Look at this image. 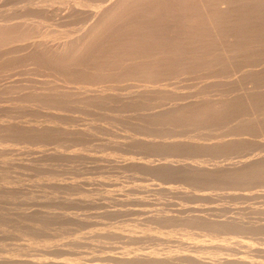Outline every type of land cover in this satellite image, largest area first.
<instances>
[{
	"label": "rangeland",
	"instance_id": "rangeland-1",
	"mask_svg": "<svg viewBox=\"0 0 264 264\" xmlns=\"http://www.w3.org/2000/svg\"><path fill=\"white\" fill-rule=\"evenodd\" d=\"M102 1V2H101ZM112 1V2H111ZM0 0V21L3 20L0 23L1 26V35H0V39L3 37H1L2 35H6V37H4V40H0L1 41V47H0V207H2V209L0 208V256L2 258V256L4 257V259L0 258V264H28V262L25 263L24 260L31 262L30 264H197L199 262V264H209L208 262H215L218 259H222L224 258V260L226 261H220L222 264H228L227 262H229V264H240L242 260V264H245L244 261L248 262L250 260L251 263L255 262H261V263H257V264H262L264 262V257H261L262 253H264V215H261L262 213H264V161H262L261 166L260 163V157H262V160H264V122H262V120H264V0H135V4H134V0H125L122 3H120L119 5L116 6L115 9H113L114 11L112 12L113 15L111 13H106L105 17L107 16L109 17L108 14L112 15V18H108V20L103 19L102 20V25H104L103 29L101 28L102 25H99V21H101V19L99 18L96 19V16H98L100 13V10L98 9L99 7L103 8L104 10L107 7H110L112 5V3L115 2V0ZM141 1V2H140ZM154 1V2H153ZM187 1V2H186ZM221 3H218V2ZM255 1V2H254ZM40 2V3H38ZM91 2V4H90ZM107 2V3H106ZM108 2L110 5H108ZM129 2H132L133 5L130 3V5L128 4ZM139 2V3H138ZM151 2V3H150ZM175 2V3H174ZM178 2V3H177ZM184 2V3H182ZM208 2V3H207ZM211 2V3H210ZM217 2V3H216ZM224 2V3H223ZM81 3V4H80ZM89 3V4H88ZM93 3V4H92ZM102 3V4H101ZM165 3V4H164ZM202 3V5H201ZM207 3V4H206ZM236 3V4H235ZM72 4H75L72 5ZM107 4L106 8L105 5ZM143 4V5H142ZM212 4V5H211ZM219 4V5H218ZM244 4V5H243ZM20 5V6H19ZM23 5V6H22ZM35 5V6H34ZM78 5V7H77ZM85 5V6H84ZM102 5V6H101ZM125 5V6H124ZM127 5V6H126ZM179 5V6H178ZM205 5V6H204ZM210 5V6H209ZM224 5V6H223ZM19 6V7H18ZM28 8L26 9L25 7ZM41 8H40V7ZM87 6V7H86ZM130 6V7H128ZM132 6V7H131ZM220 6V7H219ZM18 7V8H17ZM41 9H39V8ZM43 7V9H42ZM94 10H92V14L91 17L89 16V14H91V11L89 13V10H91L92 8ZM95 7V8H94ZM135 7V8H134ZM140 7V8H139ZM183 7V9H182ZM188 7V8H187ZM213 9H212V8ZM20 8V9H19ZM38 11H37V9ZM75 8V10L73 9ZM88 8V9H86ZM97 8V9H96ZM101 8V10H102ZM163 8V9H161ZM179 8V9H177ZM205 10H204V9ZM222 10H221V9ZM224 8V9H223ZM24 9V10H23ZM68 9V10H67ZM72 9V10H71ZM79 9V10H78ZM124 9V11H123ZM126 9V10H125ZM144 11H143V10ZM177 9V10H176ZM181 9V10H180ZM199 9V10H198ZM16 12H14V11ZM17 10V11H16ZM44 10V11H43ZM74 10V11H73ZM83 10V11H82ZM88 10V11H87ZM99 10V13L97 11ZM122 10V12H121ZM149 10V11H148ZM168 10V12H167ZM172 10V11H171ZM203 10V11H202ZM208 10V11H207ZM220 10V11H219ZM43 11V12H41ZM76 11V12H75ZM81 11V12H80ZM87 11V13L85 14L84 12ZM215 11V12H214ZM8 12V13H7ZM18 12V13H17ZM25 12V13H24ZM27 12V13H26ZM31 15H30V13ZM46 12V13H45ZM66 12V13H65ZM95 12H97L95 14ZM193 12V13H192ZM14 13V14H13ZM22 13V14H21ZM83 13V14H82ZM89 13V14H88ZM122 13V14H120ZM186 15H185V14ZM188 13V14H187ZM204 13V14H203ZM20 14V15H19ZM38 14V15H36ZM48 14V15H47ZM55 14H60V15H64L63 16H59V15H55ZM88 14V15H87ZM190 14V15H189ZM203 14V15H202ZM10 17H8V16ZM18 15V16H17ZM47 15V16H46ZM71 15V16H69ZM84 15V16H83ZM117 15V16H116ZM120 15V16H118ZM176 17H175V16ZM206 15V18H205ZM211 15V16H210ZM213 15V16H212ZM6 17V19L4 17ZM12 16L14 18V16H16V19L14 18V20L16 21L15 23H13L14 21H12ZM23 16V18H21ZM36 16L35 19H32ZM57 16V17H56ZM88 16V17H87ZM114 16V19H113ZM160 16V17H159ZM170 16V17H169ZM173 16V17H172ZM221 16V17H220ZM28 17V18H27ZM30 17V18H29ZM50 17V18H49ZM72 17V18H71ZM84 17H87L86 19ZM94 17V18H93ZM130 17V18H129ZM137 17V18H136ZM141 17V18H140ZM164 17V18H163ZM185 17V18H184ZM189 17V20H188ZM193 17V18H191ZM197 17V19H196ZM10 18V19H8ZM44 18V20H43ZM54 20H53V19ZM58 18V19H57ZM60 18V19H59ZM62 18V19H61ZM70 18V21H69ZM95 19L94 21H91V19ZM103 18V17H102ZM133 18V20H132ZM148 18V19H147ZM209 18V19H208ZM22 20V22L17 20ZM39 19V20H38ZM42 19V21H41ZM47 19V20H46ZM56 19V21H55ZM65 19V20H64ZM85 19V21H84ZM88 19V20H87ZM92 19V20H93ZM138 19V20H137ZM168 19V20H167ZM194 19V20H193ZM24 20V21H23ZM34 20V21H33ZM58 20V21H57ZM64 20L66 22L63 23ZM98 22H97V21ZM107 21V25H106V21ZM117 20V21H116ZM150 20V21H149ZM205 20V22H204ZM9 21H12L11 24H15V25H8ZM18 21V23H17ZM40 21V22H39ZM55 21V22H54ZM105 21V23H104ZM174 21V22H173ZM199 21V22H198ZM35 22V23H33ZM47 22V24H49L50 22L55 25L56 22L59 23V25H64L63 28L60 26L59 28L57 26L55 27V25L53 26V24H49L51 29H53L51 26L55 27V29L57 28L56 32L52 31L53 35L52 36L50 31L47 30L48 26L47 25L45 27V24H43ZM70 24H69V23ZM91 22V23H90ZM94 22V23H93ZM99 25L98 28H100L99 30H101L99 32V30L95 29L97 24ZM113 22H115L113 24ZM165 22V23H164ZM168 22V23H167ZM198 22V23H197ZM223 22V23H222ZM241 22V23H240ZM247 22V23H246ZM5 23V24H4ZM18 25H17V24ZM21 23L24 24L21 25ZM35 24V26L37 28H40L39 26H43L44 28H46V30L44 28L38 29L36 30L33 26V24ZM39 23V25H37ZM41 23V25H40ZM100 23V24H101ZM104 23V24H103ZM109 23V24H108ZM118 23V24H117ZM187 23V24H186ZM193 23V24H192ZM213 23V24H212ZM20 24V27H19ZM29 25L28 27L26 25ZM83 24V25H82ZM84 24L89 27H86L87 29L84 27ZM122 24V25H121ZM156 24V25H155ZM191 26H188V25ZM197 24V25H196ZM207 24V25H205ZM213 26H212V25ZM5 25V26H4ZM17 25V26H16ZM69 27H68V26ZM72 25V26H70ZM106 25V26H105ZM112 25V26H109ZM116 25V26H115ZM126 28H125V26ZM131 25V26H130ZM187 25V26H186ZM196 25V26H195ZM220 25V26H219ZM235 25V26H234ZM9 27L8 29H6V27ZM15 26V27H14ZM22 26V27H21ZM33 26V27H31ZM82 26V28H81ZM95 26V27H92ZM114 26V27H113ZM134 26V27H133ZM163 26V27H162ZM186 26V27H185ZM26 27V28H24ZM67 27L71 30H68ZM92 27L94 30L89 28ZM124 27V28H123ZM129 27V28H128ZM173 27V28H172ZM175 27V28H174ZM213 27V28H212ZM216 27V28H215ZM221 27V28H220ZM3 28L5 29V31L7 30L8 32H5L3 30ZM21 28V29H20ZM34 28V29H33ZM60 28L63 29V32L60 31ZM66 28V29H65ZM85 28V29H84ZM108 28V29H107ZM153 28V29H152ZM168 28V29H167ZM189 28V29H188ZM198 28V29H197ZM201 28V29H200ZM215 28V29H214ZM244 28V29H243ZM29 31H28V30ZM59 29V30H58ZM82 29V30H81ZM84 29V30H83ZM107 29V30H106ZM111 29V30H110ZM133 29V31L131 30ZM172 29V30H171ZM183 29V30H182ZM187 29L189 31V33L187 32ZM34 30V31H33ZM36 30V32H35ZM81 30V33H80ZM93 32H92V31ZM95 30H97V34L95 33ZM146 32H145V31ZM199 30V31H198ZM12 31V32H11ZM19 31V32H18ZM33 35H31V32ZM41 31V32H40ZM43 31V33H42ZM59 31V34H57ZM85 31L84 36H86V34H88L89 32L92 34V36L90 35L91 38L93 39H88L89 36L85 37L83 36V32ZM118 31V32H117ZM180 31V32H179ZM222 33H221V32ZM246 31V32H245ZM28 32L30 34H28ZM40 34H39V33ZM47 33V36H49V34L54 38L52 39V37L50 39H46L45 37V33ZM61 32V33H60ZM66 32V33H65ZM73 34H72V33ZM137 32V33H136ZM163 32V33H162ZM177 32V33H176ZM187 32V35H185ZM206 32V33H205ZM244 32V33H243ZM5 33V34H4ZM8 33V34H7ZM11 33V34H10ZM17 33V34H16ZM23 33V34H22ZM36 33V35H34ZM37 33L39 35H37ZM41 33L44 35L43 39L41 37ZM71 33V34H69ZM89 33V34H90ZM142 33V34H141ZM146 33V34H145ZM149 33V34H148ZM20 34V35H19ZM26 34H28V36H26ZM56 34L58 36V40L56 39ZM61 34V39H59V35ZM62 34H65V37H62ZM88 34V35H89ZM96 34V35H94ZM158 34L160 35V37L158 36ZM171 34V35H170ZM201 34V35H200ZM208 36H207V35ZM216 34V35H215ZM229 34V35H228ZM30 35V36H29ZM67 35V36H66ZM72 35V36H71ZM147 35V37H146ZM156 35V36H155ZM196 35V36H195ZM17 36V37H16ZM26 36V37H24ZM39 36V37H38ZM64 36V35H63ZM81 36V37H78ZM82 36L83 39L85 40L82 41ZM145 36V37H144ZM182 36V38H181ZM185 36V37H184ZM187 36V37H186ZM192 38H191V37ZM195 36V37H194ZM222 36V37H221ZM10 37V38H9ZM21 37V38H20ZM30 37V38H29ZM32 37V38H31ZM41 37V38H40ZM50 37V36H49ZM47 37V38H49ZM76 42H73V38ZM81 38V41L84 42L85 44L83 45L81 41H79ZM96 37V38H95ZM125 37V38H124ZM141 37V38H140ZM144 37V38H143ZM189 37V38H188ZM226 37V38H225ZM7 38V39H6ZM18 38V39H17ZM20 38V39H19ZM34 38V39H33ZM36 38V40H35ZM63 38V40H62ZM66 40H65V39ZM72 38V39H71ZM102 38V39H101ZM139 38V39H138ZM27 41H26V40ZM31 39V40H29ZM40 39V40H39ZM97 39V40H96ZM151 39V40H150ZM177 39V40H176ZM183 39V40H182ZM187 42L185 43L186 40ZM211 39V41H210ZM223 39V40H222ZM43 40V41H41ZM70 42H69V41ZM95 42H94V41ZM101 40V41H100ZM150 40V41H149ZM166 40V41H165ZM194 40V41H193ZM23 41V43H22ZM34 41V42H33ZM41 41V42H40ZM47 41V43H46ZM52 43H51V42ZM56 42V44L54 42ZM62 41H66V43L62 42ZM88 41V42H87ZM91 41L93 42V45L91 44ZM121 41V42H120ZM141 41V42H140ZM144 41V42H142ZM147 41V42H146ZM154 41V42H151ZM164 41V42H163ZM193 42L192 43L190 42ZM215 41V42H214ZM218 41V42H217ZM31 42V43H30ZM45 42V43H44ZM49 42V43H48ZM78 42V43H77ZM90 42V43H89ZM119 42V43H118ZM134 42V43H133ZM227 42V43H226ZM4 43V44H3ZM31 44L29 46V44ZM33 43V44H32ZM44 43V44H43ZM82 46H81V44ZM89 45H88V44ZM137 43V44H136ZM139 43V44H138ZM142 43V44H141ZM150 43V44H148ZM154 43V44H153ZM158 43V44H157ZM163 43V44H162ZM177 43V44H176ZM180 43V44H179ZM191 43V44H190ZM21 47H20V45ZM25 44V45H24ZM42 44V45H41ZM49 46H48V45ZM69 46H66L68 45ZM71 44H75V45H71ZM84 48V50L82 49L81 52V47L79 45ZM145 44V46H143ZM156 44L158 46H156ZM163 46H162V45ZM176 44V47H175ZM187 46H186V45ZM35 45V46H34ZM37 45L40 47L39 49L37 48ZM47 45V46H45ZM56 45V46H55ZM138 47H137V46ZM150 45H152L150 47ZM161 45V46H159ZM168 45V46H167ZM172 45V46H171ZM180 45V46H179ZM184 45V46H183ZM190 45V46H189ZM18 46V48H17ZM32 46V47H31ZM65 46V47H64ZM78 46V47H77ZM107 46V47H106ZM134 46V47H133ZM141 46V47H140ZM151 48V49H155V53L153 52L154 50L151 49H143L145 48ZM31 47V50L29 49ZM68 47V48H66ZM71 47V48H70ZM77 47V48H76ZM101 47V48H100ZM120 47V48H119ZM143 47V48H142ZM157 47V48H155ZM159 47V49H158ZM168 47V48H167ZM187 47V48H186ZM232 47V48H231ZM15 48V49H14ZM33 48V49H32ZM36 48V49H35ZM42 48L44 50H42ZM49 48V49H47ZM74 48V49H73ZM77 49V53L79 52V54L76 53V51H71V50H76ZM80 48V50H79ZM91 48V50H90ZM94 48V49H93ZM114 48V49H113ZM130 48V49H129ZM136 48V49H134ZM139 48V49H138ZM166 49V50H173L172 52H168V56L165 51H162V49ZM176 48V50L174 49ZM178 48V50H177ZM181 48V49H180ZM186 48V49H185ZM18 49V50H17ZM35 49V50H34ZM52 49H55V51L53 50V52L51 51ZM57 49V50H56ZM87 51H86V50ZM111 49V50H110ZM139 51H138V50ZM142 49V50H141ZM158 49L159 51L156 52ZM192 49V50H191ZM5 50V51H4ZM42 51L41 53L38 52ZM119 50V51H118ZM133 50V51H132ZM135 50V51H134ZM148 52H147V51ZM188 52H185L187 51ZM30 51V52H29ZM43 51H47L45 53H43ZM142 51V52H141ZM183 51V53H182ZM192 51V52H190ZM38 52V53H37ZM50 54H49V53ZM52 52V53H51ZM58 52V53H56ZM74 53V56H77L74 58V56H72V53ZM135 52V53H134ZM144 52V53H143ZM153 52V53H152ZM166 53V54H162V53ZM175 52V54H174ZM180 52V53H179ZM190 52V53H189ZM31 53V54H29ZM56 53V54H55ZM70 53V54H69ZM134 53V54H132ZM139 53V54H138ZM149 55H148V54ZM162 54V57L160 54ZM171 53V54H170ZM186 53L187 57H186ZM189 53V54H188ZM194 56H192V54ZM212 53V55H211ZM36 54V55H35ZM40 54V55H39ZM42 54V56H41ZM45 54V56H44ZM47 54V55H46ZM57 55V56H53V55ZM61 54V55H60ZM77 54V55H76ZM81 54V55H80ZM100 54V55H98ZM132 54V55H129ZM140 55L139 57L136 55ZM147 54V55H146ZM154 54V55H153ZM159 57H158V55ZM191 54V55H190ZM37 55L39 57H37ZM51 57L49 58L48 57ZM60 55V56H59ZM80 55V56H79ZM136 57L137 60H134V56ZM153 55V56H151ZM156 55V57H155ZM164 55V56H163ZM175 57H174V56ZM183 57H182V56ZM221 55V56H220ZM26 56V57H25ZM44 56V57H43ZM132 56V57H131ZM147 57L146 60L143 61V59H145L144 57ZM179 56V57H178ZM192 56V57H191ZM208 56V57H207ZM29 57V58H28ZM37 57V58H36ZM47 57V59L45 58ZM55 57V58H54ZM58 57V59L56 58ZM62 57V58H61ZM95 57V58H94ZM143 57V59H142ZM150 57H153V61L150 62ZM155 57V58H154ZM164 57V58H163ZM167 57V58H165ZM177 57V58H176ZM199 57V58H198ZM54 60H53V59ZM63 61H61V59ZM134 58V59H131ZM150 58V59H148ZM218 58V59H217ZM73 59V60H72ZM81 59V60H80ZM94 59V60H93ZM97 59V60H96ZM109 59V60H108ZM114 59V60H113ZM140 59L141 64H140ZM157 59V60H155ZM162 59V60H161ZM178 59V60H177ZM189 59V60H188ZM194 61H192V60ZM215 59V60H213ZM53 60V61H52ZM57 60V61H56ZM75 60V61H74ZM77 60V61H76ZM122 60V61H121ZM160 60V62L158 61ZM170 60V61H169ZM175 60V61H174ZM185 60V62L183 61ZM187 60V62H186ZM57 63H56V62ZM60 61V63H58ZM138 66H136L135 62ZM154 61H158L157 63H154ZM162 61V64H161ZM170 62L169 64L167 62ZM173 61V62H172ZM51 62V63H50ZM55 62V63H53ZM64 62V63H63ZM65 62H70L69 64ZM76 62V64H75ZM118 62V63H117ZM166 62V63H165ZM180 62V63H178ZM183 62V64L181 63ZM189 62V63H188ZM195 62V63H194ZM24 65H23V64ZM62 63V64H61ZM85 63V64H84ZM116 63V64H115ZM123 63V65H122ZM148 64L151 63L150 67L149 66H143V64ZM177 63V64H176ZM185 63V64H184ZM53 64V65H51ZM95 64V65H94ZM120 64V67L117 65ZM133 64H135L133 66ZM155 65L153 67L157 68L156 72L154 71L155 69L152 68V65ZM158 64V65H157ZM159 64L163 65V69L162 70V66ZM171 64V65H170ZM173 64V65H172ZM192 64V65H191ZM45 65V66H44ZM59 65V66H58ZM65 65V66H64ZM82 65V66H81ZM170 65V67H169ZM180 65V66H179ZM185 65V66H184ZM64 66V67H63ZM70 69V71L67 69ZM70 66V67H69ZM104 66V67H103ZM142 67L146 70L148 69H152V73H158L159 70V74H156V77L154 74H152L149 71V73L145 71L142 72L141 69L142 68H138V67ZM158 66L161 67L158 69ZM167 66V67H166ZM172 66L174 68H172ZM193 66V67H192ZM199 66V67H198ZM15 67V68H14ZM62 67V68H61ZM66 67V68H65ZM83 67V68H82ZM85 67V68H84ZM100 67V68H99ZM132 67V68H131ZM137 67V68H136ZM208 67V68H207ZM50 70H47V69ZM60 68V69H59ZM65 68V69H63ZM96 68V69H95ZM120 68V69H119ZM135 71H134V69ZM169 68V69H168ZM176 68V69H175ZM179 68V69H178ZM191 68V69H190ZM23 69V71H22ZM26 69V70H25ZM53 69V70H52ZM55 69V70H54ZM99 69V70H98ZM123 69V70H122ZM133 69V70H132ZM139 71H138V70ZM154 69V70H153ZM175 69V70H173ZM178 69V70H177ZM184 69V70H183ZM28 70V72H27ZM31 70V72L29 73V71ZM58 70H62V71H58ZM64 70V72H63ZM82 70V71H81ZM87 70V71H86ZM106 70V71H105ZM113 70V71H112ZM121 70V71H120ZM130 70V71H129ZM139 73H136L137 71ZM170 70V71H169ZM173 72H172V71ZM177 70V71H176ZM183 70L184 73L181 71ZM193 70V71H190ZM41 74L40 76L38 74ZM46 71V72H44ZM69 71V72H68ZM163 71V72H162ZM165 71V72H164ZM167 71V72H166ZM181 71V72H180ZM211 71V72H210ZM19 72L21 74H19ZM49 72V73H48ZM67 72V73H66ZM83 72V73H82ZM93 72V73H92ZM95 72V73H94ZM115 72V73H114ZM118 72V73H117ZM120 72V73H119ZM129 72V73H128ZM180 72V73H179ZM195 72V73H194ZM12 73V74H11ZM26 73V74H25ZM47 73V74H46ZM56 73V74H55ZM64 73V74H63ZM102 73V74H101ZM126 75H125V74ZM131 73V75H130ZM134 73H136V77L134 76ZM148 75H147V74ZM154 75L152 77V75ZM182 73V74H181ZM28 74V75H27ZM43 74V76H42ZM50 74V76L48 75ZM53 74V75H52ZM68 74V75H67ZM90 74V75H89ZM123 74V75H122ZM165 74V75H164ZM167 74V75H166ZM9 75V76H8ZM48 77H47V76ZM98 75V76H97ZM138 75V76H137ZM163 75V76H162ZM174 75V76H173ZM193 75V76H192ZM12 76V77H10ZM21 76V77H20ZM48 80H47V78ZM52 76V78H51ZM97 76V77H96ZM142 78H141V77ZM146 76V77H145ZM149 76V77H148ZM165 76V77H164ZM14 77V78H13ZM17 77V78H16ZM19 77L21 79L22 82H20ZM31 77V79H30ZM35 77V78H34ZM57 77V78H56ZM69 77V78H68ZM73 78L74 80L72 81L71 78ZM134 77V78H132ZM138 77V78H137ZM152 77V78H151ZM158 77V78H157ZM163 77V78H162ZM170 77V78H169ZM177 79H176V78ZM11 78V80H9ZM33 78V79H32ZM37 78V79H36ZM47 80H41V79ZM51 78V79H50ZM57 80H55V79ZM59 78V79H58ZM76 78V79H75ZM98 78V79H97ZM146 78V79H145ZM154 78V79H153ZM157 78V79H156ZM194 78V79H193ZM197 80H196V79ZM213 78V79H212ZM217 78V79H216ZM235 78V79H234ZM25 79V80H24ZM27 79V80H26ZM51 81H50V80ZM54 79V80H53ZM61 79V80H60ZM81 79V81L79 80ZM85 81H84V80ZM137 79V80H135ZM149 79V80H148ZM151 79V81H150ZM164 79V80H163ZM176 79V80H175ZM179 79V80H178ZM183 79V80H182ZM215 79V80H214ZM33 82H31V81ZM38 80V81H37ZM59 80L61 82H59ZM62 80L66 81L63 82ZM77 80V81H76ZM90 80V81H89ZM105 80V81H104ZM129 80V81H128ZM159 80V81H158ZM172 80V81H171ZM196 80V81H195ZM203 80V82H202ZM12 81V82H11ZM15 81V82H14ZM19 83H18V82ZM26 81V82H25ZM28 81H30L31 83H29ZM39 86H37L35 83ZM42 81V82H41ZM44 81V82H43ZM49 81V82H48ZM53 81V82H52ZM58 81V83H57ZM75 81V82H74ZM92 81V82H91ZM104 81V82H103ZM127 81V82H125ZM138 81H143V82H138ZM155 81V82H154ZM174 81V82H173ZM207 81V82H206ZM214 81V82H212ZM217 81V82H216ZM18 84H17V83ZM71 82V83H70ZM81 82V83H79ZM87 83V84H84ZM94 82V83H93ZM147 82V83H144ZM170 82V83H169ZM9 83V86H8ZM22 83V85L20 86L19 84ZM47 85L44 86V84ZM49 83V84H48ZM52 83V84H51ZM62 83V86H61ZM76 83V84H75ZM92 83V85H91ZM106 83V84H105ZM108 83V86H107ZM168 83V84H167ZM199 83V84H198ZM11 84V85H10ZM28 84V85H27ZM35 84V86H34ZM43 86H42V85ZM54 84V85H53ZM56 84V86H55ZM66 84V85H64ZM72 84V85H71ZM83 84V85H82ZM89 84V85H88ZM94 84V86H93ZM98 84V85H97ZM101 87L103 86L105 88V90L108 92L104 93L96 91L98 89H96L95 87L99 88L100 90V85ZM120 84V85H119ZM139 84V85H138ZM144 85V86H141ZM154 84V85H153ZM156 84V85H155ZM162 84V85H161ZM7 85V86H6ZM14 85H17L15 87H17V89L14 87ZM26 86L25 88L22 86ZM32 87L30 88L29 87ZM50 87H49V86ZM75 85V86H74ZM91 85V86H90ZM97 85V86H96ZM116 85V86H115ZM124 85V86H123ZM147 85V86H146ZM74 86V88L72 89V87ZM78 86V87H77ZM86 86V87H85ZM110 86V87H109ZM114 86V87H113ZM135 86V87H133ZM138 86V87H137ZM151 86V89L149 88ZM222 86V87H221ZM14 88L13 91L12 89L9 88ZM20 89H19V88ZM22 87V88H21ZM37 87V88H36ZM43 87V88H42ZM45 87V88H44ZM62 87V88H61ZM144 87V88H143ZM149 90H148V88ZM163 87V88H162ZM185 87V88H184ZM4 88V89H3ZM64 88V89H63ZM110 88V89H109ZM133 88V89H132ZM136 88H140V89H136ZM142 88V89H141ZM6 89V90H5ZM23 89V90H21ZM44 89V90H43ZM80 89V90H79ZM96 89V90H95ZM123 89V90H122ZM145 89V90H143ZM197 89V91H196ZM203 89V90H202ZM215 89V90H214ZM11 90V93H10ZM19 90V91H17ZM75 90H79L76 91ZM86 91L83 93V91ZM95 90V92L93 91ZM110 90V91H109ZM118 90V91H117ZM135 90V91H134ZM137 90V91H136ZM142 90V91H140ZM261 90V91H260ZM8 91V92H7ZM22 91V92H21ZM82 91V93H80ZM101 91L102 88H101ZM112 91V92H111ZM130 91V92H129ZM156 91V92H155ZM159 91V92H158ZM200 91V93H199ZM202 91V92H201ZM17 92V93H16ZM26 92V94H25ZM80 94H79V93ZM93 92V93H92ZM135 92V93H134ZM53 93V94H52ZM98 94L101 93L100 97H97V95H92L91 94ZM105 93L106 96H105ZM118 93V94H116ZM128 93V94H127ZM192 93V94H191ZM196 95H195V94ZM262 93V94H261ZM11 94V95H10ZM70 94V95H69ZM73 94V95H72ZM76 96H75V95ZM88 94V95H87ZM110 94V95H109ZM123 94V95H122ZM213 94V95H212ZM55 97H54V96ZM90 95V96H89ZM127 95V96H126ZM168 95V96H167ZM207 95V96H206ZM5 96V97H4ZM49 96V97H48ZM94 96V97H93ZM106 101H102L103 98ZM139 96V97H138ZM53 97V98H52ZM80 97V98H79ZM92 97V98H91ZM97 97V98H96ZM108 97H110L108 99ZM113 97V98H112ZM123 97V100H122ZM153 97V98H152ZM84 98V99H83ZM99 98V99H98ZM148 98V99H147ZM215 98V100H214ZM223 98V100H222ZM252 98V99H251ZM259 98V99H258ZM14 99V100H13ZM55 99V100H54ZM80 99V100H79ZM93 100L94 102L98 103H94L91 100ZM98 99V100H97ZM177 99V100H176ZM188 99V100H187ZM48 100V101H47ZM98 102H97V101ZM100 100V101H99ZM191 100V101H190ZM218 100V101H216ZM228 100V101H227ZM248 100H251L248 102ZM62 103H61V102ZM220 101V102H219ZM58 102V103H57ZM88 104H86V103ZM90 102V103H89ZM180 102V104L178 103ZM182 102V103H181ZM186 102V103H184ZM190 102V103H189ZM195 102V103H194ZM208 104H207V103ZM219 104H218V103ZM222 102V103H221ZM238 102V103H237ZM249 105H247L248 103ZM25 103V104H24ZM31 103V104H30ZM34 103V105H33ZM38 103V104H37ZM80 103V106H79ZM104 105H103V104ZM110 103V105H109ZM116 103V104H115ZM155 103V104H154ZM199 105H198V104ZM216 103V105H214ZM246 103V104H245ZM256 103V104H255ZM3 104V105H2ZM19 104V105H18ZM24 104V105H23ZM30 104V105H29ZM36 104V105H35ZM47 104V105H46ZM51 104V105H50ZM54 106H53V105ZM73 105V106H70ZM75 104V105H74ZM96 105V106H89L88 105ZM102 104V105H101ZM158 104V105H157ZM191 104V105H190ZM196 104L198 105V107L196 106ZM209 104L211 106H209ZM233 104V106H232ZM254 104L253 107L255 109H253L252 105ZM40 105V106H39ZM60 105V106H59ZM69 107H67V106ZM85 105V106H83ZM169 105L166 109L165 107ZM173 105V106H172ZM207 105V107H206ZM235 105V106H234ZM28 106L29 110H26ZM37 106H39L37 108ZM42 106V107H41ZM45 106V107H44ZM53 106V107H52ZM100 106V107H98ZM106 106V107H105ZM109 106V107H108ZM111 106L113 107V109L111 108ZM122 106V107H121ZM152 106V107H151ZM161 106V108H157ZM165 106V107H164ZM180 106V107H179ZM183 106V108H181ZM194 106L195 109L193 108ZM200 106L204 107L203 111L204 114H206V110H207V114L205 116L203 115L202 111H197L200 110ZM214 106L215 110H219L220 114H218L219 112L217 111V113L214 110ZM220 106V107H219ZM225 106V108L223 107ZM231 108H230V107ZM241 106V107H240ZM9 107V108H8ZM21 107V108H20ZM25 107V108H23ZM31 107V108H29ZM34 107V108H33ZM36 107V109H35ZM46 109H44V108ZM58 107L60 109H58ZM63 107V109H62ZM67 107V108H66ZM72 107V108H71ZM74 107V109H73ZM84 107V108H83ZM91 107V110H90ZM119 107V108H118ZM154 107V108H153ZM173 107V108H170ZM213 108L212 110L209 111V109ZM219 109H218V108ZM235 107V109H234ZM244 107V108H243ZM40 108V109H39ZM48 108V109H47ZM54 108V109H53ZM69 108V109H68ZM79 108V109H77ZM88 108V110L86 109ZM96 108H98V110H96ZM116 108V110H115ZM185 108V109H184ZM188 108V109H187ZM191 110H190V109ZM209 108V109H208ZM224 110H223V109ZM251 108V110H250ZM17 109V110H16ZM62 109V111H60ZM104 109V110H103ZM119 109V110H118ZM160 109V110H159ZM164 109V110H162ZM179 109V110H178ZM222 111H221V110ZM234 109V110H232ZM22 110V111H20ZM39 110L40 113L37 111ZM52 114H49V112ZM57 110V111H56ZM67 110V111H66ZM83 110V111H82ZM87 110V111H86ZM90 110V111H89ZM103 110V111H102ZM107 110V111H106ZM172 110V111H171ZM184 110V111H181ZM186 110V111H185ZM202 110V108H201ZM214 110V111H213ZM232 110V111H231ZM237 110V113L236 111ZM244 110V111H242ZM247 110L249 112H247ZM257 110V114L255 113V111ZM262 110V111H261ZM94 113H92V112ZM96 111V113H95ZM112 111V112H111ZM117 111V112H116ZM138 111V112H137ZM169 111V112H168ZM192 114V111L194 113V111L196 112L195 114H192L196 117V119H194L195 117L192 116L189 112ZM227 111V112H225ZM232 113H230V112ZM11 112V113H10ZM46 112L48 113L46 115ZM61 112V113H60ZM64 112V116H62V113ZM89 112V113H88ZM100 112V114H99ZM172 112V113H170ZM180 112H184L186 113L185 115L180 114ZM214 112V113H213ZM224 112V113H223ZM233 112L236 114H233ZM246 114H245V113ZM39 113V114H37ZM112 113V115H111ZM168 113V114H167ZM202 113V114H201ZM238 113L240 119L238 118ZM242 113V114H240ZM254 113V114H253ZM261 115H260V114ZM42 114H44L43 116H41ZM55 114H58L55 116ZM66 114V115H65ZM69 114V115H68ZM73 114V115H72ZM76 114V115H75ZM86 114V115H84ZM103 114V115H101ZM117 116H116V115ZM180 114V115H179ZM200 114V115H199ZM210 116H209V115ZM226 116L224 117L223 116ZM245 114V115H244ZM251 114V115H250ZM252 114L254 117H252ZM260 117L259 120L257 118V116ZM3 115V116H2ZM22 115V116H21ZM38 115V116H37ZM60 115V117H59ZM95 115V116H94ZM101 117V119L98 117ZM108 115V116H107ZM112 117H111V116ZM122 115V116H121ZM127 115V116H126ZM166 115V116H165ZM174 115V116H172ZM177 115V116H176ZM181 115L182 118L184 116H187V118H183L185 121H181L183 119H181ZM209 117H208V116ZM212 115H216V122L219 121V116L220 119L221 116L224 117L226 119H222V121L219 123L215 122V117L213 116V118L210 119V117H212ZM218 115V116H217ZM231 117H230V116ZM19 116V117H18ZM48 116V117H47ZM58 116V117H57ZM68 116V117H67ZM78 116V120L77 117ZM83 119H82V117ZM110 116V118H109ZM177 118H176V117ZM180 116V117H179ZM191 116V117H190ZM202 116V117H201ZM228 116V118H227ZM235 117V120L231 123V121L233 120V118ZM243 116V117H242ZM246 116H248L247 118L251 121H249L248 119H246ZM256 116V118H255ZM6 117V118H4ZM18 117V118H17ZM33 117V118H32ZM41 119H40V118ZM71 117V119H70ZM74 117V118H73ZM88 117V119L86 118ZM96 117V118H95ZM98 117V118H97ZM104 117V118H103ZM118 117V118H117ZM123 117V118H122ZM171 119H169V118ZM190 117V118H188ZM218 117V118H217ZM251 117V118H250ZM262 117V118H261ZM34 118H36L35 120L37 121L35 123ZM54 118V119H53ZM59 118V119H58ZM65 118V119H64ZM85 118V119H84ZM95 118V119H94ZM174 118V120H173ZM176 118V119H175ZM181 120H178V119ZM208 118V119H207ZM238 118V119H237ZM254 118L256 120H254ZM29 119V120H28ZM53 119V120H52ZM68 119V121H67ZM103 119V120H102ZM106 119V120H105ZM169 119V120H168ZM193 119L195 120V122L199 121V124L202 122V126L198 125L197 123L196 125L192 124L194 121L190 120ZM205 119V121H204ZM208 121H207V120ZM213 119V120H212ZM218 119V120H217ZM232 119V120H231ZM248 120L249 122H246V120ZM253 119V121H252ZM3 120V121H2ZM26 120V121H25ZM31 120V121H30ZM44 120V121H43ZM48 120V121H47ZM63 120V121H62ZM75 120V121H74ZM81 122H80V121ZM85 120V121H84ZM96 120V121H95ZM102 122H101V121ZM126 120V121H125ZM132 120V121H131ZM178 120V121H177ZM186 120L188 122H190V125L188 122H186ZM211 122H210V121ZM223 120L226 122H223ZM228 120L229 124H228ZM245 120L246 124L243 123V121ZM10 121V122H9ZM17 123H16V122ZM59 121L61 123H59ZM67 123H66V122ZM71 121V122H70ZM89 121L90 122V126H89ZM104 121V122H103ZM106 121V122H105ZM114 121V122H113ZM128 121V122H127ZM171 121V122H170ZM180 121V124L178 123ZM203 121L206 123L205 125L207 126H211L212 129H216V130H212L213 132H210V129L206 127H204L205 125H203ZM240 121V123H239ZM257 121V122H256ZM14 122V123H13ZM28 122V123H27ZM40 122V123H39ZM43 122V123H41ZM47 124H45V123ZM53 122V123H52ZM75 122V123H74ZM88 124H87V123ZM92 122H94L92 124ZM108 122V123H107ZM162 122V124H161ZM174 124H173V123ZM177 122V123H176ZM185 122V123H184ZM210 122V123H209ZM214 122V123H212ZM236 122V123H235ZM254 122V123H252ZM8 123V126H7ZM59 123V124H58ZM70 123V125H69ZM81 123V124H80ZM85 123V124H84ZM153 123V125H152ZM223 123V124H222ZM239 123V124H238ZM245 125H243V124ZM249 123V125L247 124ZM258 123V124H257ZM27 126H25V125ZM34 126H30V125ZM50 124V125H49ZM62 124V125H61ZM92 124V126H91ZM166 124V125H165ZM179 124V125H176ZM218 125V126H214V125ZM228 124V125H227ZM232 124V125H231ZM252 124V125H250ZM16 127H15V126ZM39 125H41L40 127H38ZM44 125V126H43ZM49 125V126H48ZM55 125V126H54ZM61 125V126H59ZM72 125V126H71ZM80 125V127H79ZM96 125V126H95ZM106 125V127H104ZM163 125V126H162ZM174 125V129L172 128V126ZM213 125V126H212ZM223 125V126H222ZM228 127H226V126ZM238 125V127H237ZM247 125V126H246ZM36 126V128H35ZM51 126V128H49ZM54 126V127H53ZM63 126L65 128H63ZM89 126V127H88ZM116 126V127H115ZM130 126V127H129ZM151 126H156L153 130L151 128ZM160 127V129L164 128L163 130H158V128ZM165 126V127H164ZM171 126V127H168ZM182 126L180 128V130L176 131V127ZM189 126V127H186ZM192 126V127H191ZM222 126V129L220 130V127ZM234 128H238V130L233 129ZM241 126V130L239 131V128ZM28 127V128H27ZM38 127V128H37ZM44 127V130H43ZM56 127V130H55ZM69 127V128H67ZM93 127V128H92ZM99 127V128H98ZM101 127V129H100ZM108 127V128H107ZM158 127V128H157ZM190 134H187V132ZM202 127V128H201ZM219 127V128H217ZM226 129H225V128ZM230 127H231V131H230ZM260 127V128H258ZM25 128V129H22ZM78 128V129H77ZM80 128V129H79ZM85 128V129H84ZM87 128V129H86ZM90 130H89V129ZM117 128V129H116ZM171 128V129H170ZM188 128V129H187ZM197 128V129H195ZM199 128V129H198ZM201 128V130H200ZM204 128V129H203ZM246 128V129H244ZM17 129L16 132V136L14 135L15 131ZM19 129V131H18ZM30 129V130H28ZM40 129V130H39ZM51 129V131L49 130ZM58 129V130H57ZM60 129V130H59ZM64 129V130H62ZM73 129V130H71ZM91 129L92 132H91ZM96 129V131H95ZM100 129V130H99ZM107 129V130H106ZM170 131H169V130ZM207 129L208 133H206L207 131L205 130ZM229 129V130H228ZM5 132H4V131ZM9 130V131H8ZM14 130V131H13ZM26 130V131H25ZM80 130V131H79ZM104 130V132L102 131ZM113 130V132H112ZM134 130V131H133ZM154 130H158L159 133H161L160 131H162V137H160L158 135V138L154 133L156 131ZM172 130H174V133L172 134H168L170 132H173ZM190 130V131H188ZM192 130H197L195 133L199 134L198 136H195L194 132ZM227 130V132L225 131ZM234 130V131H233ZM253 130V132H252ZM256 130V131H255ZM23 131V134L22 132ZM42 131V132H39ZM44 131V133H43ZM51 133H50V132ZM64 133H63V132ZM82 131V134H81ZM101 131V132H100ZM157 131V132H158ZM183 131V132H181ZM201 131V132H200ZM218 131V132H217ZM244 131V133H243ZM28 132V133H27ZM49 132V133H48ZM61 132V133H59ZM67 132V133H66ZM84 132V133H83ZM107 132V134L105 135V133ZM111 132V133H109ZM117 132V133H116ZM124 132V133H123ZM153 132V133H152ZM167 132V133H166ZM186 132V134H185ZM215 132V133H214ZM222 132V133H221ZM243 134H242V133ZM31 133V134H30ZM41 133V134H40ZM47 133V135L45 134ZM56 133V134H55ZM78 133V134H76ZM80 133V135H79ZM97 133V134H96ZM131 133V134H130ZM152 133V134H151ZM180 133V134H179ZM182 133H184L182 135ZM212 133V135H211ZM218 135H217V134ZM226 133V134H225ZM233 133V134H232ZM238 133V134H237ZM253 133V134H250ZM34 134V136H33ZM38 134V135H37ZM52 134V135H51ZM61 134V135H60ZM92 134V135H91ZM155 137H154V135ZM168 134V135H165ZM193 134V135H192ZM232 134V135H231ZM37 135V136H36ZM42 135V136H41ZM43 135L46 136V138H43ZM72 139H69V137ZM84 135V136H83ZM90 135V136H89ZM108 135V136H107ZM172 135V136H170ZM203 137H201V136ZM206 135V136H205ZM208 135V136H207ZM211 135V136H210ZM217 135V136H216ZM223 135V136H222ZM226 135V136H225ZM230 135V136H229ZM249 135V136H248ZM260 135V136H259ZM24 136V137H22ZM26 136V137H25ZM30 136V139L28 138ZM49 136V137H48ZM54 136V137H53ZM59 136V137H58ZM66 136V137H65ZM86 136V137H85ZM165 136V137H164ZM187 136V137H186ZM205 136V137H204ZM214 136V137H213ZM229 136V137H228ZM241 136V137H240ZM6 137V138H5ZM10 137V138H9ZM14 137V138H13ZM17 137V138H16ZM22 137V138H21ZM35 137V138H34ZM37 137V138H36ZM53 139L51 140L50 139ZM90 137V138H89ZM153 137V138H152ZM177 137V138H176ZM185 137V138H184ZM194 137L196 139H194ZM198 137V138H197ZM210 139H209V138ZM244 137V138H243ZM246 137V139H245ZM6 140H5V139ZM8 138V139H7ZM17 140H16V139ZM19 138V139H18ZM40 138V139H39ZM56 138V139H55ZM82 140H81V139ZM93 138V141H92ZM157 140H155V139ZM163 138V139H162ZM165 138V140H164ZM170 138V139H169ZM176 138V139H175ZM184 138V139H183ZM225 138V139H224ZM228 138V139H227ZM234 138V139H233ZM239 138V139H238ZM243 138V139H241ZM15 139V140H13ZM24 141H22V140ZM38 139V140H37ZM60 139V140H58ZM117 139V140H116ZM191 139V140H190ZM208 139V140H207ZM220 139V141H219ZM233 139V140H232ZM239 141H238V140ZM257 139V140H256ZM261 139V140H260ZM2 140V141H1ZM4 140V141H3ZM27 140V141H26ZM49 140V141H48ZM56 140V141H54ZM65 140V142H64ZM71 140V141H70ZM75 140V141H74ZM80 140V141H79ZM85 140V141H84ZM101 140V141H100ZM104 140V143H103ZM155 140V143H154ZM176 140V142H175ZM182 140V141H181ZM188 140V141H187ZM197 140V142L195 141ZM213 140H215L213 142ZM224 140V142H223ZM232 140V141H231ZM241 140V143H240ZM22 141V142H21ZM40 141V142H39ZM47 143H45V142ZM52 141V142H51ZM54 141V142H53ZM63 141V142H62ZM69 144H68V142ZM113 141V142H112ZM162 141V142H161ZM169 141V142H167ZM178 141H181L179 143H177ZM185 141V142H183ZM192 143H191V142ZM195 141V143H193ZM201 143H200V142ZM217 141V142H216ZM229 141V142H228ZM17 142V143H16ZM34 144L32 145L31 143ZM42 142V143H41ZM56 142V143H55ZM60 142V144L58 143ZM62 142V143H61ZM72 144H71V143ZM87 142V144H86ZM89 142V143H88ZM96 142V143H95ZM183 142V143H182ZM190 142V143H189ZM205 144H204V143ZM208 142L210 144H208ZM219 142V143H218ZM221 142V143H220ZM228 142V143H227ZM244 142V143H243ZM13 143V144H12ZM20 143V144H19ZM41 143V144H40ZM76 143V144H74ZM82 143V144H81ZM150 143V144H149ZM169 143V144H168ZM218 143V146L217 144ZM226 143V144H225ZM238 143V144H237ZM240 143V145H239ZM5 144V145H4ZM12 144V146H10ZM48 144V145H47ZM59 144V145H58ZM64 144V145H63ZM68 144V146H67ZM74 144V145H73ZM92 144V146H91ZM106 144V145H105ZM111 144V145H110ZM130 144H132L133 147L129 146ZM183 144V145H182ZM186 144V145H185ZM195 146H194V145ZM199 144V145H198ZM203 144V145H202ZM207 144V145H206ZM212 144L214 146H212ZM225 144V146H224ZM232 144V145H231ZM234 144L236 146H234ZM17 145V146H16ZM22 145V146H21ZM27 145V146H26ZM53 145V146H52ZM56 145V147H55ZM71 145V146H70ZM104 145V147H102ZM109 145V146H107ZM119 145V146H118ZM124 145V146H123ZM128 145V146H127ZM185 145V147L183 148V146ZM209 145V146H208ZM223 145V147H222ZM228 145V146H227ZM257 145V146H256ZM2 146V147H1ZM24 146V147H23ZM26 146V147H25ZM34 146V147H33ZM46 146V147H45ZM60 146V147H58ZM62 146V148H61ZM66 146V147H65ZM105 146L107 148H105ZM160 146V148H158ZM180 146V147H179ZM192 146V147H191ZM202 146V147H201ZM212 146V147H211ZM220 146V147H219ZM234 148V149H230ZM11 147V148H10ZM23 147V148H22ZM31 147V148H30ZM91 147V148H90ZM110 147V148H109ZM125 147V148H122ZM130 147V148H128ZM139 147V148H138ZM146 147V148H145ZM156 147V148H155ZM175 147V148H174ZM195 147V148H194ZM198 147L200 149H198ZM204 147V148H203ZM210 149V151L208 150V148ZM228 147V148H227ZM3 148V149H1ZM7 148V149H6ZM15 148V149H14ZM17 148V149H16ZM52 148V149H51ZM90 148V149H89ZM97 148V149H96ZM116 148V149H115ZM118 148V150H117ZM121 148V149H120ZM127 148V149H126ZM136 148V149H135ZM138 148V149H137ZM141 148V149H140ZM177 150H174L176 149ZM193 148V149H192ZM216 148H219V151L217 149V151L219 152L217 154ZM224 148V151L223 149ZM226 148V149H225ZM237 148V150H236ZM247 150H245V149ZM259 150H258V149ZM22 149V150H21ZM26 149V150H25ZM36 149V150H35ZM50 149V150H49ZM57 152H56V150ZM92 149V150H91ZM110 149V150H109ZM114 149L116 151H114ZM120 149V150H119ZM131 149V151L129 150ZM149 149V150H148ZM155 152H154V150ZM159 149V150H158ZM209 151V155L207 154ZM212 149V150H211ZM229 149V150H228ZM239 149V150H238ZM255 152H252L254 151ZM11 150V151H10ZM15 150V151H13ZM18 152H17V151ZM31 150V152L29 151ZM34 150V151H32ZM55 150V151H54ZM84 150V151H83ZM91 150V151H90ZM113 150V151H111ZM125 150V151H124ZM127 150V151H126ZM137 150V152H136ZM142 152H141V151ZM158 150V151H157ZM170 150V151H169ZM186 154H182L183 151ZM192 151L193 156H191V153L189 152ZM200 150V151H199ZM201 150L203 152H201ZM206 150V151H205ZM228 150V151H227ZM236 150V151H234ZM242 151V155L240 154ZM247 152L244 153L243 152ZM249 150V151H248ZM21 151V152H19ZM23 151V153H22ZM50 151V152H49ZM60 151V153H59ZM71 151V152H70ZM75 151V152H74ZM77 151V152H76ZM124 151V152H123ZM150 151V152H149ZM159 151H162L163 154H161L162 152H160V156L157 155L156 153H159ZM182 151V152H181ZM214 151V152H213ZM251 151V152H250ZM257 151V152H256ZM259 151V153H258ZM13 152L15 153V155L13 154ZM33 152V153H32ZM38 152V153H37ZM82 152V153H81ZM118 152V153H117ZM128 152V153H127ZM141 152V153H140ZM154 152V153H153ZM170 152V154H168ZM177 154L174 155L173 154ZM188 152L190 154H188ZM194 152L197 154V156L194 154ZM207 152V153H206ZM236 152V153H235ZM240 152V153H238ZM250 152V154H249ZM5 155H4V154ZM11 153V154H10ZM19 153V154H16ZM26 155H25V154ZM45 153L47 155H45ZM52 153V154H51ZM63 153V154H62ZM70 153V154H69ZM123 153V154H122ZM132 153V154H130ZM146 153L148 155H146ZM151 153V154H149ZM204 153V154H203ZM225 153V154H224ZM238 153V154H237ZM244 153V155H243ZM252 153H254L252 155ZM10 154V156H9ZM29 154V155H28ZM41 154V155H40ZM67 154V156H66ZM72 154V155H71ZM87 155V157L85 155ZM139 154V155H138ZM141 154V155H140ZM145 154V155H144ZM153 154V156H151ZM168 154V155H166ZM210 154L212 155L210 157ZM231 154V155H229ZM250 156H249V155ZM262 154V155H261ZM19 155V156H18ZM25 155V156H24ZM36 155V156H35ZM44 155L43 157H40ZM59 155V156H58ZM74 155V156H73ZM80 157H79V156ZM93 155V156H92ZM164 155V156H163ZM169 155H170V159H169ZM181 155V156H180ZM199 155V156H198ZM208 155V156H207ZM226 155V156H225ZM228 155V156H227ZM236 158H235V156ZM237 155L239 156L237 158ZM15 156V157H14ZM21 156V157H20ZM27 156V157H26ZM45 156L47 158H45ZM51 156V157H50ZM72 156V157H70ZM78 156V157H77ZM86 158H85V157ZM130 156V157H128ZM134 156V157H133ZM185 156V158H184ZM260 156V157H259ZM24 157V158H23ZM50 157V158H49ZM63 157V159H62ZM70 157V158H68ZM127 157V158H125ZM155 157V159H154ZM176 157V158H174ZM204 157V158H203ZM205 157H207L205 159ZM13 158V159H12ZM16 160H15V159ZM23 158V159H22ZM82 161H81V159ZM88 158V159H87ZM110 158V159H109ZM149 158V159H148ZM157 158V159H156ZM192 158V159H191ZM202 158V159H201ZM210 158V159H209ZM248 158V159H247ZM250 158L253 160H256L258 164L255 163V161L253 162L252 160H250ZM259 160H258V159ZM25 159V160H24ZM50 159V160H49ZM84 159V160H83ZM151 159V160H150ZM198 159V160H197ZM200 159V160H199ZM204 159V161H202ZM229 159V160H228ZM236 159V160H235ZM238 159V160H237ZM13 162H12V161ZM27 160V161H26ZM53 160V161H52ZM73 160V161H71ZM77 160V161H75ZM144 160V161H142ZM148 160V161H147ZM162 160V161H161ZM180 160V161H179ZM190 163H189V161ZM197 160V162H196ZM244 160V161H241ZM249 160V161H248ZM29 161H31V164ZM84 161V162H83ZM90 161V162H89ZM147 161V162H146ZM158 161V162H157ZM182 161V162H181ZM188 161V164H187ZM199 161V162H198ZM227 161V163H226ZM231 161V162H230ZM236 161V162H235ZM255 163V165H250L248 163ZM4 162V163H1ZM8 162V163H7ZM10 162V163H9ZM13 164H12V163ZM22 164H20V163ZM23 162H25L23 164ZM30 164H29V163ZM65 162V163H64ZM70 162V163H69ZM72 162V163H71ZM79 162V163H78ZM161 162V163H160ZM177 162V164H175ZM184 162V163H183ZM185 162H186V166H185ZM196 162V163H195ZM208 162V163H206ZM213 162V163H212ZM244 164H242V163ZM6 163V164H5ZM37 163V164H36ZM55 163V164H54ZM87 163V164H86ZM128 163V164H127ZM149 163V164H148ZM164 163H166L165 167ZM169 163V164H168ZM183 163V164H182ZM203 163V165H202ZM205 163V164H204ZM211 163V165H210ZM218 167L215 168L216 164ZM225 163V164H224ZM229 163V164H228ZM235 163V165H234ZM250 166V167H246L245 166ZM3 164V165H2ZM12 164V165H11ZM18 166H16V165ZM68 164V165H67ZM93 165L91 167V165ZM120 164V165H119ZM122 164V166H121ZM136 164V165H135ZM141 164V165H140ZM145 164V166H144ZM168 164V165H167ZM170 164H173V168L171 169ZM182 164V166H181ZM190 164H195V166H191ZM198 164V165H197ZM199 164L201 166H199ZM215 164V165H214ZM232 164V165H231ZM2 165V166H1ZM10 165V166H9ZM14 165V166H13ZM22 165V166H21ZM26 165H29L26 167ZM34 167H36L35 169H32ZM39 165V166H38ZM51 165V167H50ZM58 165V166H57ZM85 165V166H84ZM139 165V166H137ZM162 167H161V166ZM176 165V166H175ZM192 167V168H190ZM214 165V166H213ZM7 166V168H6ZM38 166V167H37ZM141 166V167H140ZM144 166V167H143ZM149 166V167H148ZM170 166V167H167ZM179 166V169L178 167ZM203 166V167H202ZM222 166V167H221ZM225 166V167H224ZM230 166V167H229ZM235 166V167H234ZM243 166V167H241ZM5 167V168H4ZM71 167V168H70ZM91 167V168H90ZM137 167V168H136ZM153 167V168H152ZM167 167V168H166ZM174 167H176V169L180 170H176ZM182 171H181V169ZM184 167V168H183ZM199 167V168H198ZM207 167L209 169L207 170ZM213 167V168H212ZM231 167H234L232 169H230ZM236 167H238L237 169H235ZM255 167V168H254ZM262 167V169L260 170V168ZM18 168V169H17ZM43 168V169H42ZM112 168V170H111ZM114 168V169H113ZM136 168V169H134ZM139 168V169H138ZM149 169L150 170H145ZM155 168V169H154ZM164 168H166V170H164V173L162 172ZM170 168V169H168ZM188 168L190 171H188ZM220 169L219 171L217 170ZM224 168H226V170L229 168V174L231 173V171L236 172L237 175H240V173L242 172L243 175L245 177H243L245 180H250L248 182L244 181L243 178H241L243 175L239 176V179L237 178L238 176L232 172L231 174L235 175V176H231L230 175H226L228 174L227 171L225 170L224 172ZM240 168H242V170H246V172L244 173ZM247 168V169H246ZM249 168H252V170H250ZM259 168V169H258ZM26 169L28 170V172L26 171ZM31 169V170H30ZM39 169V170H38ZM122 169V170H120ZM133 169V170H132ZM153 169V171L151 170ZM185 169V170H183ZM195 169L197 171L196 175L193 174ZM202 169V170H201ZM205 169V170H204ZM212 169L214 171V173H217L219 175L218 172H220V174L223 171V174L221 175H215L212 172ZM215 169V170H214ZM235 169V170H234ZM258 169V170H257ZM2 170V171H1ZM6 172H5V171ZM35 170V171H34ZM59 170V172L57 171ZM63 170V171H62ZM95 170V171H94ZM119 170V171H118ZM127 170V171H126ZM129 170V171H128ZM132 170V171H131ZM135 170V171H134ZM147 172V174H145L144 172ZM157 170H159L158 175H157ZM171 170V171H170ZM175 170V171H174ZM186 170L188 171V174L186 173ZM218 172H215V171ZM241 172H240V171ZM12 171V173H10ZM37 171V172H36ZM93 171V172H92ZM112 171V173L110 172ZM114 171V172H113ZM140 171V173L138 172ZM142 171V172H141ZM152 171V172H150ZM155 171V173H154ZM193 171V172H192ZM200 172L197 173V172ZM252 171V172H251ZM262 171V172H260ZM9 172V173H8ZM22 172H26L23 173V175L21 174ZM39 172V173H38ZM50 172V173H49ZM77 172V173H76ZM87 172V173H86ZM92 174H91V173ZM118 172V173H117ZM127 172V173H126ZM149 172V174H148ZM162 172V173H161ZM169 174L167 175L166 174ZM174 172V174L172 173ZM177 172V173H176ZM190 172V173H189ZM240 172V173H239ZM3 173V175H2ZM20 175H19V174ZM57 173V174H55ZM61 173V174H60ZM81 173V174H80ZM132 173V174H129ZM143 173V175L145 176H141ZM151 173V174H150ZM171 173V174H170ZM205 173V174H204ZM226 173V174H224ZM239 173V174H238ZM241 173V174H242ZM258 173L257 175L254 174ZM9 174V175H6ZM17 174V175H16ZM86 174V175H85ZM160 174V175H159ZM165 174V175H164ZM177 174V175H176ZM180 174V175H179ZM182 174H185V178L188 180H184L185 178L182 177ZM190 174V176H189ZM198 174V175H197ZM203 174L205 176H203ZM213 174V175H212ZM254 176H253V175ZM16 175V176H15ZM33 175V176H31ZM37 175V176H36ZM45 175V176H44ZM57 175V176H56ZM119 175V176H117ZM135 179H132V177ZM135 177H134V176ZM152 175V176H149ZM173 175L167 178V176ZM175 175V176H174ZM178 175L181 178L180 181H178L180 179V177H178ZM208 177H207V176ZM222 175L226 176H231V177H226L229 179L228 183H226L227 181H225V177ZM246 175H247V179H246ZM260 175V176H259ZM5 176V177H3ZM25 176L27 178H25ZM44 176V177H43ZM52 176V177H51ZM98 176V177H97ZM137 176V177H136ZM142 177L141 179L139 178ZM194 176H197L194 178ZM202 176V177H201ZM215 176V177H214ZM7 177V180H5ZM22 177V178H21ZM34 177V178H33ZM69 177V178H68ZM117 177V179H116ZM125 177V178H124ZM130 177V178H129ZM147 177V179H146ZM152 179H150V178ZM177 177L179 178L177 180ZM251 177V178H250ZM5 178V179H3ZM20 178V179H19ZM68 178V179H67ZM114 178V181H113ZM166 178V180H165ZM191 178V179H190ZM195 180H193V179ZM199 178H202V180H200ZM214 178V179H213ZM235 178V179H234ZM257 178V180H256ZM13 179V180H12ZM46 179V180H45ZM139 179V180H138ZM145 179V180H144ZM213 179V180H212ZM224 179V180H223ZM232 179L234 180V183L232 181ZM241 179V180H240ZM259 179V180H258ZM4 180V181H2ZM21 180V181H20ZM28 180V181H27ZM40 180V181H38ZM98 180V181H97ZM159 180V181H158ZM164 180V182H163ZM177 180V181H176ZM193 180V181H192ZM202 182H200V181ZM216 180V181H215ZM242 181V183H239V181ZM252 180V181H251ZM2 181V182H1ZM107 183H106V182ZM124 181V182H123ZM126 181V182H125ZM131 181V182H130ZM140 181L142 182V184L140 183ZM206 181V182H205ZM211 181V182H210ZM25 182V183H24ZM47 182V183H46ZM60 182V183H58ZM103 182V183H101ZM119 182V183H118ZM129 182V184H128ZM157 182V183H156ZM179 182V183H178ZM189 182H191L190 184H188ZM194 182V183H193ZM232 182V183H231ZM246 182V183H245ZM12 183V185H11ZM29 183V184H27ZM32 183V184H31ZM46 183V184H45ZM49 183V184H48ZM58 183V184H57ZM71 183V185L69 184ZM74 183V184H73ZM112 183V184H111ZM132 183V184H131ZM153 183V184H152ZM169 185H168V184ZM182 183V184H181ZM185 183V184H183ZM200 184L199 189L202 190L200 191L198 189V186L196 184ZM210 183V185H209ZM213 183V185H212ZM220 183V184H219ZM226 183V186H225ZM6 184V185H5ZM24 184V185H23ZM48 184V186H47ZM52 184V185H51ZM54 184V185H53ZM57 184V185H56ZM61 184V187H60ZM69 184V185H68ZM108 186H107V185ZM134 184V185H133ZM158 184V185H157ZM161 184V185H160ZM165 184V185H164ZM192 184L196 185V187H194ZM202 184L204 186H202ZM208 184V185H207ZM227 184H230L228 186H230L228 188ZM239 184V186H238ZM241 184V185H240ZM258 184V185H257ZM20 185V186H19ZM22 185V186H21ZM31 185V186H30ZM67 185V186H66ZM137 185V186H136ZM140 185V186H139ZM160 185V186H159ZM163 185V186H162ZM189 185V186H188ZM206 185V187H205ZM234 185V186H233ZM241 186V188L239 189L238 187ZM5 186V187H4ZM35 189H34V187ZM38 186V187H37ZM55 186V187H54ZM128 186V187H127ZM142 186V187H141ZM152 186V187H150ZM156 186V187H155ZM169 186V187H168ZM209 186V187H208ZM224 186V187H221ZM244 186V187H243ZM2 187V188H1ZM11 187V188H10ZM38 189H37V188ZM77 187V188H76ZM141 187V188H140ZM162 187V188H161ZM165 187V188H164ZM175 187V189H174ZM205 187V188H204ZM228 189H227V188ZM237 189H236V188ZM253 187V188H252ZM27 188V190H26ZM33 188V189H31ZM74 188V189H73ZM144 188V189H143ZM148 188H150L148 190ZM155 190H154V189ZM161 188V189H159ZM168 188V189H167ZM171 188V189H170ZM173 188V189H172ZM182 188V189H181ZM186 188V189H184ZM195 188V189H193ZM224 188V189H223ZM232 188V189H231ZM235 188V189H234ZM257 188V189H256ZM5 191H4V190ZM43 189V190H42ZM59 189V190H58ZM71 191H70V190ZM78 189V190H77ZM139 189V191H138ZM141 189V190H140ZM146 189V191H145ZM152 189V190H151ZM164 189H166L168 191H164ZM186 191H184V190ZM205 189V190H204ZM212 189V190H211ZM214 189V190H213ZM217 189V190H216ZM227 189V190H226ZM239 189V191H238ZM14 194H12V191ZM17 190V191H16ZM33 190V191H32ZM41 190V191H40ZM56 190V191H55ZM62 190V191H61ZM75 190V191H74ZM81 190V191H80ZM104 190V191H103ZM109 192H108V191ZM127 190V191H126ZM159 190V191H158ZM174 190V192H172ZM177 190V192H175ZM191 190V192H190ZM204 190V191H203ZM210 190V191H209ZM232 190V191H231ZM258 190V191H257ZM260 190V191H259ZM9 191V192H7ZM23 191V192H22ZM28 191V192H26ZM55 191V192H53ZM58 191V192H57ZM65 191V193H64ZM95 191V192H94ZM122 193H119V192ZM131 191V193H130ZM134 191V192H133ZM137 191V192H136ZM154 191V192H153ZM208 191V192H207ZM214 191V192H213ZM217 191V192H215ZM224 191H227L224 192ZM2 192V193H1ZM5 192V193H4ZM34 192V193H33ZM51 192V194H50ZM63 192V195H62ZM156 192V193H155ZM165 192V193H164ZM196 193V195L194 193ZM213 192V194H211ZM219 192L221 194H219ZM224 192V193H223ZM4 193V194H3ZM8 193V194H7ZM32 193V194H30ZM56 193V194H55ZM96 193V194H95ZM114 193V194H113ZM125 195H124V194ZM127 193V194H126ZM135 193V194H134ZM140 193V194H139ZM142 193V194H141ZM146 193V194H145ZM147 193H149L147 195ZM158 193V195H157ZM162 193V194H160ZM176 194L174 195V194ZM199 193V194H197ZM207 193V194H206ZM232 193V194H231ZM234 193V194H233ZM236 193V194H235ZM239 193V194H237ZM262 193V194H261ZM7 194V195H5ZM18 194V195H17ZM28 194V195H27ZM38 194H40L41 196H39ZM55 194V196H54ZM116 194V195H115ZM119 194V195H118ZM166 194V195H164ZM170 194V195H169ZM182 194V198L181 195ZM187 196V198L184 196ZM192 194V195H190ZM206 194V195H204ZM252 194V195H251ZM2 195V196H1ZM30 195V196H29ZM32 195V196H31ZM44 195V196H43ZM50 197H49V196ZM154 195V198H152V196ZM156 195V196H155ZM199 197H198V196ZM202 195V196H201ZM227 197H226V196ZM262 195V196H261ZM17 196V197H16ZM34 196V197H33ZM43 196V197H42ZM52 200H50L48 197ZM79 196V199H78ZM82 196V197H81ZM84 196V197H83ZM93 196V197H92ZM104 196H108L107 198ZM109 196H113L112 198ZM115 196V197H114ZM126 196V197H125ZM141 196V197H140ZM151 196V199L149 198ZM175 196V197H172ZM184 196V197H183ZM189 196V197H188ZM192 196V197H190ZM224 196V198H222ZM231 196V197H230ZM233 196V197H232ZM242 196V198H240ZM4 197V198H3ZM7 197V198H6ZM10 197V198H9ZM22 197V198H21ZM36 197V198H35ZM38 197V198H37ZM40 197V198H39ZM45 197V198H44ZM92 197V198H91ZM120 197V199H119ZM123 197V198H122ZM128 197V198H127ZM131 197V198H130ZM195 197V198H194ZM245 199H244V198ZM249 199H247V198ZM12 198V199H11ZM18 198V200H17ZM19 198H21L19 200ZM25 198V199H24ZM68 198V199H67ZM81 198V199H80ZM114 198V199H113ZM135 198V199H134ZM142 198V199H141ZM145 198V199H144ZM195 199V200H191ZM200 199L198 201V199ZM206 198V199H205ZM9 199V200H7ZM11 199V200H10ZM16 199V200H15ZM47 199V200H46ZM55 199V200H54ZM58 199V200H57ZM61 199V201H60ZM85 199V200H84ZM113 199V200H112ZM119 200V202L117 200ZM124 199H126L127 201H125ZM128 199L130 200V202L128 203ZM132 199V200H131ZM139 199V200H138ZM173 199V200H172ZM180 199V200H178ZM214 199V200H213ZM232 199V200H231ZM236 199V200H235ZM254 199V200H253ZM257 199V200H256ZM259 199V200H258ZM23 200V202L21 201ZM28 200V201H27ZM34 201L32 203H30V201ZM39 200V201H38ZM42 200V201H41ZM45 203H44V201ZM67 200V201H66ZM89 202H88V201ZM124 200V201H123ZM149 200V201H148ZM151 200V201H150ZM170 200V201H169ZM186 200V201H185ZM189 200V201H188ZM242 200V201H240ZM245 200V201H244ZM261 200V201H260ZM9 203H8V202ZM12 201V202H11ZM19 203H17V202ZM38 201V202H36ZM48 201V202H46ZM53 201V202H52ZM58 201V202H56ZM63 201V203H62ZM72 201V202H70ZM80 201L82 203V201H84L82 204H80ZM112 201V202H111ZM115 201V203L113 202ZM117 201V202H116ZM123 201V202H122ZM132 201V202H131ZM135 201H137V204ZM144 201V202H143ZM154 201V203L152 204V202ZM162 201V203L160 202ZM180 201V202H179ZM184 201V202H183ZM208 201V202H207ZM220 201V202H219ZM227 201V202H226ZM247 201V202H246ZM7 202V203H6ZM11 202V203H10ZM27 202V205H25ZM44 205H41V203ZM70 202V203H68ZM86 202V203H85ZM141 202L143 203V205L141 204ZM149 202V203H148ZM151 202V204H150ZM166 202V203H164ZM172 202V203H171ZM179 202V203H178ZM198 202V203H197ZM218 202V203H216ZM262 202V203H259ZM13 203V204H12ZM25 203V204H24ZM34 203H37L36 205ZM57 203V204H55ZM68 205H67V204ZM89 203V204H88ZM96 203V204H95ZM101 203V204H100ZM124 203V204H123ZM133 203V204H132ZM171 203V204H169ZM177 203V204H175ZM192 203V204H191ZM221 203V204H220ZM232 203V204H230ZM252 203V204H251ZM9 204V205H8ZM32 204V206H31ZM34 204V205H33ZM50 207H49V205ZM62 204V205H61ZM64 204V205H63ZM87 204V205H86ZM99 204V205H98ZM108 204V205H107ZM119 204V205H118ZM136 204V205H135ZM173 204V205H172ZM203 204V205H202ZM226 204V205H225ZM230 204V205H229ZM243 206H242V205ZM250 204V205H249ZM262 204V205H261ZM13 207H10V206ZM17 206L16 208L14 207ZM24 205V206H22ZM46 205V207H45ZM48 205V207H47ZM53 205V206H52ZM56 205V206H55ZM58 205V207H57ZM68 207H66V206ZM71 205V206H69ZM74 205V206H73ZM76 205V207H75ZM83 205V206H82ZM85 205V206H84ZM126 205V207H125ZM152 205V206H151ZM168 205V206H167ZM177 207H176V206ZM195 205V206H193ZM198 205V206H197ZM217 205V206H216ZM226 207H225V206ZM253 205V206H252ZM61 206V207H60ZM93 206V208H92ZM98 206V207H96ZM102 206V207H101ZM104 206V207H103ZM179 206V207H178ZM186 206V207H185ZM192 206V211H188V207ZM200 209H197V207ZM220 208H219V207ZM235 209H234V207ZM237 206V207H236ZM239 206V207H238ZM242 206V207H241ZM247 206V207H246ZM250 206V207H249ZM258 206V207H257ZM260 206V207H259ZM24 207V208H23ZM33 207V208H32ZM43 207V208H42ZM52 207V208H51ZM60 207V208H59ZM71 207V208H70ZM73 207V208H72ZM89 207V208H88ZM137 207V209L135 208ZM140 207V208H139ZM150 207H152L151 209H149ZM160 207V208H159ZM166 207L168 208V210H166ZM176 210H175V208ZM182 207V209H181ZM185 207V209L183 210V208ZM196 207V208H193ZM211 207V208H209ZM214 207V208H213ZM216 207V208H215ZM225 207L227 209V211L222 208ZM253 207V208H252ZM256 207V208H255ZM41 208V209H40ZM64 208V209H63ZM70 208V209H69ZM88 208V210H87ZM95 208V209H94ZM121 208V209H120ZM142 208V209H141ZM159 208V209H158ZM163 208V209H162ZM181 210H178V209ZM222 208V209H221ZM229 208V209H228ZM233 209L231 211V209ZM237 208V209H236ZM246 208V209H245ZM255 208V209H254ZM32 211H31V210ZM46 209V210H44ZM85 209V210H84ZM115 209V210H114ZM125 209V210H124ZM140 209V210H138ZM144 209V210H143ZM146 209V210H145ZM162 209V210H161ZM172 209V210H171ZM191 209V208H190ZM208 209V210H206ZM216 211H215V210ZM220 209V210H219ZM251 209V210H250ZM4 212H3V211ZM37 210V211H35ZM40 210V212H39ZM53 210V213H51ZM100 210V213H99ZM108 210V211H107ZM119 210V211H118ZM123 210V211H122ZM130 210V212H129ZM135 210V211H132ZM154 210V211H152ZM160 212H158V211ZM174 210V212H173ZM183 210V211H182ZM195 212H194V211ZM214 210L215 212H217V210L223 212V213H219V211L217 212V214L212 211ZM240 210V211H239ZM249 210V211H248ZM256 210L258 211L257 214L256 211H254V213L256 214H251L250 217H248L250 214L249 213H253L252 211ZM43 211V212H42ZM60 212V216L59 214H57ZM67 211V212H66ZM75 211V212H74ZM91 211V212H90ZM94 211V212H93ZM118 211V212H115ZM125 211V213H124ZM147 213H146V212ZM182 211V212H181ZM185 211V213H184ZM187 211V212H186ZM237 211L241 212H245L246 213V217L248 218H241L243 217V212L238 213ZM248 211V212H247ZM48 215H47V213ZM85 212V213H83ZM90 212V213H89ZM97 212V213H96ZM133 212L134 214L132 215ZM144 212V213H143ZM154 212V213H153ZM158 212V214H157ZM162 212V215H161ZM168 212V213H167ZM192 212V213H191ZM213 212V214L211 213ZM226 212V213H225ZM230 212V214H229ZM38 213V214H37ZM45 213V214H44ZM64 213V214H63ZM95 213V214H94ZM105 213V214H104ZM109 215H108V214ZM118 213V214H117ZM124 213V214H123ZM130 213V214H128ZM171 213V214H170ZM173 213V214H172ZM184 213V214H183ZM192 215L190 217V214ZM196 213V214H195ZM202 213V214H201ZM205 215H204V214ZM238 213V217H233L232 219H228V217L230 215H234L237 216ZM244 213V214H245ZM248 213V216H247ZM25 214V215H24ZM67 214V215H66ZM75 214V216L73 215ZM85 214H89V215H85ZM101 214V216H100ZM128 214V215H127ZM149 214V215H148ZM152 214V215H151ZM156 214V215H155ZM166 214V216H165ZM170 216H169V215ZM178 216H177V215ZM189 216H188V215ZM195 214V215H194ZM215 214V215H214ZM223 214V215H222ZM236 214V215H235ZM30 218H28L27 216ZM46 215V216H45ZM51 215V216H50ZM63 215V216H61ZM84 215V216H83ZM108 217H105V216ZM118 215V216H116ZM121 215V217L119 216ZM141 215V216H140ZM143 215V216H142ZM174 217H173V216ZM180 215V216H179ZM182 215V216H181ZM187 215V216H186ZM199 215V216H197ZM201 215V216H200ZM211 216V217H207V216ZM213 215V216H212ZM229 215V216H228ZM241 217H240V216ZM256 215V217H255ZM12 216V217H10ZM16 216V218H15ZM20 218H19V217ZM22 216V217H21ZM24 216V217H23ZM34 216V217H33ZM93 216V217H92ZM96 216V217H95ZM111 220H110V218ZM116 216V218H115ZM132 216V217H131ZM169 216V217H168ZM173 219H172V217ZM176 216V217H175ZM196 216V217H195ZM204 216V217H203ZM209 219V222L207 223V218ZM215 216V217H214ZM223 218H222V217ZM254 216V218L252 219L251 217ZM259 216V219L258 217ZM261 216V217H260ZM28 219H27V218ZM41 217V219H40ZM58 217V218H57ZM78 217V219H77ZM83 217V218H82ZM88 217V218H86ZM120 217V219H119ZM123 217V218H122ZM138 217H140L138 219ZM145 217V218H143ZM153 217V218H152ZM168 217V218H167ZM185 217V218H184ZM199 217V218H198ZM201 217V218H200ZM227 219H224L226 218ZM245 217V216H244ZM3 218V219H2ZM32 218V219H31ZM48 219V220H45ZM54 220H50V219ZM56 218V219H54ZM64 218V219H63ZM90 218V219H89ZM95 218V220H94ZM97 218V219H96ZM108 221H106V219ZM114 218V220L112 219ZM131 218V219H130ZM134 218V219H132ZM150 218V219H148ZM158 220H155V219ZM160 218V219H159ZM176 218V220H175ZM187 218V220H186ZM190 218V219H189ZM193 218V219H192ZM198 220L196 225L195 224V219ZM198 218V219H197ZM230 218V217H229ZM239 220V222H237V219ZM262 218V219H261ZM58 219V221H57ZM62 221H61V220ZM69 219V222L67 221ZM92 219V220H91ZM130 219V220H129ZM138 219V220H137ZM181 220V222H178V220ZM201 219V220H200ZM206 219V223L203 222V220ZM213 220L210 224V220ZM220 220L222 223H224L223 221L225 220V223L227 224V220H229L228 222V226L226 224H223L218 221ZM224 219V220H223ZM235 219L234 223L233 220ZM240 219L242 220L240 222ZM243 219H248V222L246 223ZM249 219H251V221L249 222ZM258 219V220H257ZM9 220V221H8ZM15 220V221H14ZM19 220V221H18ZM29 220V221H28ZM40 220V222H39ZM42 220V221H41ZM50 220V221H49ZM56 220V221H55ZM60 220V222H59ZM75 220V221H74ZM94 220V222H93ZM99 222H98V221ZM117 220V221H116ZM125 220V221H124ZM133 220V221H132ZM136 220V221H135ZM151 220V221H150ZM153 220V221H152ZM161 220V221H160ZM163 220V221H162ZM171 222H170V221ZM179 220V221H180ZM185 220V221H183ZM191 220L193 221V223L191 222ZM230 220L234 223H230ZM253 220V222H252ZM257 220V221H256ZM6 221V222H5ZM21 221V222H20ZM23 221V222H22ZM45 221V222H44ZM54 225H53V223ZM66 221V222H65ZM78 221V223H77ZM88 221V222H87ZM146 221V222H145ZM156 221V222H155ZM165 221V222H164ZM217 221V222H216ZM8 222V223H7ZM28 222V223H27ZM50 224H49V223ZM58 222V223H57ZM73 222V223H72ZM76 222V223H75ZM80 222L82 224H80ZM98 224H97V223ZM138 222V223H137ZM151 222V223H150ZM173 222V224H172ZM178 222V223H176ZM186 222V224H185ZM190 222V224H189ZM256 222V223H254ZM261 222V223H260ZM6 223V224H5ZM38 223V224H37ZM65 223V224H63ZM68 223V224H67ZM100 223L102 225H100ZM114 223V224H113ZM130 223V224H129ZM144 223V224H143ZM160 223V226H159ZM165 223V225H164ZM176 223V224H175ZM188 223V224H187ZM201 223V225H200ZM232 224V225H229ZM245 225H242L244 224ZM251 223V224H250ZM254 223V224H253ZM9 224H11L9 226ZM24 224V225H23ZM29 224V225H28ZM48 224V225H47ZM75 224V225H74ZM84 224V225H83ZM88 224V225H86ZM92 224V225H91ZM183 224V225H181ZM209 224V225H208ZM217 224V225H216ZM248 224V225H247ZM25 225L27 226L25 228ZM36 225V226H35ZM53 225V226H52ZM58 225V226H57ZM72 226L71 227H69ZM112 225V226H111ZM136 225V226H135ZM138 225V226H137ZM163 225V226H161ZM169 225V226H168ZM171 225V226H170ZM181 225V226H180ZM193 225V226H192ZM258 225V226H257ZM262 225V226H261ZM32 226V228H31ZM38 226V227H37ZM65 226V227H64ZM68 226L70 229H68ZM132 226V227H131ZM141 226V227H140ZM189 226V227H188ZM197 226V227H196ZM206 226V227H205ZM211 226V227H208ZM218 226V227H217ZM223 226V227H220ZM233 228H231V227ZM241 226V228H240ZM243 226L246 228V231L244 230L245 228H243ZM252 226V227H251ZM260 226V227H259ZM24 227V228H23ZM37 227V228H36ZM59 227V228H58ZM61 227V229H60ZM83 227V228H82ZM117 227V228H115ZM164 227V228H163ZM195 227V228H194ZM200 227V228H199ZM203 227V229H202ZM240 229H238V228ZM261 228L259 230V228ZM22 228V230H21ZM31 229L27 230V229ZM34 228V229H33ZM36 228V229H35ZM39 228V229H38ZM46 228V229H45ZM49 228V229H48ZM65 228V229H64ZM76 228V229H75ZM80 228V229H79ZM109 228V229H108ZM155 228V229H154ZM168 228V229H167ZM173 228V229H172ZM177 228V229H176ZM186 228V229H185ZM198 228V229H196ZM207 228V229H206ZM213 228H217L212 230ZM230 228V229H229ZM248 228V229H247ZM253 228V229H252ZM257 230H254V229ZM9 229V231H8ZM26 229V230H24ZM53 229V230H52ZM137 229V230H136ZM226 229L228 230V232L226 233ZM238 229V230H237ZM242 229V231H241ZM13 230V231H12ZM52 230V231H51ZM67 230V231H66ZM71 230V231H70ZM74 230V231H73ZM97 230V231H96ZM108 230L115 232L117 231L119 235H117V233L114 235L110 234L112 232H109ZM115 230V231H114ZM119 230V231H118ZM131 230V231H130ZM160 230V231H159ZM222 233H220L219 232ZM236 230V232L234 231ZM245 232H244V231ZM252 230V231H250ZM262 230V231H261ZM5 233H4V232ZM26 231V232H25ZM33 231V232H32ZM47 233H46V232ZM51 231V232H50ZM107 231L109 232L107 235ZM133 231V232H132ZM167 231V233H166ZM178 231V232H177ZM191 231V232H190ZM198 231V232H197ZM219 233H218V232ZM239 231V232H237ZM261 231V232H260ZM25 232V233H23ZM35 232V234H34ZM55 232V233H54ZM57 232V233H56ZM60 232V233H59ZM67 232V234H66ZM93 232V233H92ZM94 232L99 233V234H94ZM101 232V233H100ZM106 232V233H105ZM154 232V233H153ZM199 234H196V233ZM203 232V233H202ZM216 232V233H214ZM247 232V233H246ZM250 232V234H249ZM254 232V233H251ZM259 232V233H258ZM43 233V234H42ZM64 233V234H63ZM82 233V234H81ZM91 233L92 236L89 234ZM133 233V234H131ZM140 233V234H138ZM168 235H166V234ZM174 233V234H173ZM31 234V235H30ZM52 236H49L51 235ZM55 234V235H54ZM59 234V235H58ZM62 234V235H61ZM79 234V235H78ZM86 234V235H85ZM94 234V235H93ZM114 234V233H113ZM126 234V235H125ZM135 234V235H134ZM145 235L144 237H141ZM151 234L156 235L155 237L151 238ZM176 234V235H175ZM203 234V235H202ZM256 234V236H255ZM21 235V236H20ZM28 235V236H27ZM34 235V236H33ZM48 235V236H46ZM88 235V236H87ZM90 235V236H89ZM102 237H100V236ZM112 235V236H111ZM130 235V236H129ZM131 235L135 236L137 239L134 238L133 241H136V243L132 242V240L129 238H131ZM139 235V236H138ZM153 235V236H154ZM161 235V236H160ZM164 235V236H163ZM193 235V236H192ZM209 235V236H208ZM212 235V236H211ZM241 235V236H240ZM244 235V236H242ZM247 237H246V236ZM250 235H254V236H250ZM260 235V236H259ZM63 236V237H62ZM82 236V237H81ZM99 236V237H98ZM159 236V237H158ZM167 236V237H165ZM237 238H236V237ZM262 236V237H261ZM69 237V238H67ZM78 239L77 242L76 240V244H71V241L73 239ZM91 237V238H90ZM110 237V238H109ZM141 237V240L140 238ZM158 238H167V239H157ZM172 237V238H171ZM185 237V238H184ZM210 237V238H209ZM249 237V238H248ZM251 237V238H250ZM261 237V238H260ZM18 238V239H17ZM84 238V239H82ZM120 238V240H119ZM152 240H150V239ZM155 238V239H154ZM173 238H176L174 240H172ZM181 238V240L179 241V239ZM204 238H208V239H204ZM213 238V239H212ZM219 238V240H218ZM222 238V239H221ZM245 238V239H244ZM143 239V240H142ZM157 239V240H156ZM178 239V240H177ZM184 239V240H183ZM203 239V240H202ZM224 239V240H223ZM231 239V240H230ZM233 239L234 242L236 243V246H233V248L235 249V251L230 250L232 247L229 245H235L232 244L233 243ZM239 241H237V240ZM243 239V240H242ZM252 239V240H251ZM114 240V241H113ZM139 240V241H138ZM146 240V241H145ZM159 240V241H158ZM161 240V241H160ZM164 240H167V242ZM196 240V241H195ZM201 240V241H200ZM209 240V241H208ZM214 240V241H213ZM251 243H249L248 241ZM256 240V241H254ZM74 241V240H73ZM124 241V242H123ZM145 241V242H144ZM232 241V243L230 242ZM247 241V242H245ZM86 242V243H85ZM169 242V243H168ZM180 242V243H179ZM184 242V243H183ZM187 242V243H186ZM199 242L201 244H199ZM216 242V243H215ZM222 242V244L220 243ZM229 242V243H228ZM240 242H244L243 245L242 243L240 244ZM255 242V243H254ZM73 243V242H72ZM124 245H123V244ZM130 243V244H127ZM168 243V244H166ZM176 245H175V244ZM182 243V244H181ZM196 243V245L194 244ZM214 243V244H213ZM238 243V245H237ZM248 243L250 245H248ZM80 244V245H79ZM146 244V245H145ZM149 244V245H148ZM180 244V245H179ZM191 244V245H190ZM192 244L195 245L194 247H192ZM210 247H208L207 245ZM212 244L214 245V247L212 246ZM219 244V247L215 248L216 245ZM230 247H228L227 245ZM257 244V245H256ZM95 247H93V246ZM99 245V246H98ZM103 245V246H102ZM108 247H107V246ZM155 245V246H154ZM164 245V246H163ZM200 245V247L198 246ZM223 250H222V247ZM242 245V246H241ZM248 245V249L247 246ZM252 245V246H251ZM89 248H88V247ZM91 246V247H90ZM130 246V247H129ZM144 246V247H143ZM148 246V247H147ZM207 246V247H205ZM225 246V247H224ZM227 248H229L228 250H225ZM251 246V247H250ZM260 246V247H259ZM102 247V248H100ZM104 247V248H103ZM167 247V248H166ZM178 247V248H177ZM198 247V248H197ZM253 247V248H252ZM57 250H55V249ZM110 248V249H109ZM117 248V249H116ZM201 248V249H200ZM204 248V250H203ZM225 248V249H224ZM240 251H239V249ZM258 250H256V249ZM262 250H261V249ZM49 249V250H48ZM53 249V250H52ZM70 249V250H69ZM95 249V250H93ZM101 249V250H100ZM193 249V250H192ZM253 249V250H251ZM55 250V251H54ZM160 250V251H159ZM184 250V252H183ZM192 250V251H191ZM261 250V251H259ZM83 251V252H82ZM101 251V252H100ZM117 251V252H116ZM143 251H147L146 253H149V251H151L149 254H144ZM168 251L171 253L169 255ZM175 251V252H174ZM230 251V252H229ZM254 251V252H253ZM259 251V252H258ZM58 252V253H57ZM142 253V254H139ZM167 252V253H166ZM196 252V253H195ZM201 254H200V253ZM74 253V254H73ZM76 253V254H75ZM101 253V254H100ZM137 253V254H136ZM163 255L164 259V255L166 254L167 256H169L170 260L167 261V256L165 255L166 260H161L158 258H160V256L158 258L155 257V255ZM165 253V254H164ZM176 255V253H178L179 255H177L175 257V255H173L174 257V261L171 259L172 254ZM184 253H189L188 255L190 256V259H186V261L182 260L183 256L186 257L187 254L185 255ZM192 255H191V254ZM205 253V254H204ZM210 253V254H209ZM229 253V254H228ZM234 253V254H233ZM242 253V254H241ZM255 253H257V255H255ZM105 254V255H104ZM151 254V255H150ZM195 257H194V255ZM207 254V255H206ZM227 254V255H226ZM239 254V255H238ZM259 254V255H258ZM262 254V255H261ZM95 255V256H94ZM100 255V256H99ZM107 255V256H106ZM113 255V256H111ZM138 255V256H136ZM139 255L145 257L147 260H139ZM199 257L200 259H198L197 257ZM220 255L222 258H220ZM238 255V257L236 256ZM240 255H242V257H240ZM255 255V256H254ZM85 256V257H84ZM91 256V257H90ZM104 256V257H103ZM123 256V257H122ZM131 256L133 258L136 259H129ZM154 261H152L151 259H148L149 257ZM180 256V257H179ZM182 256V257H181ZM191 256L197 259L195 260H200V261H195L194 259L191 258ZM226 256V257H225ZM232 256V257H231ZM235 256V257H234ZM50 257V258H49ZM57 257V258H55ZM63 257V258H62ZM112 257V260L110 259ZM115 259H114V258ZM128 257V258H127ZM138 257V258H137ZM214 257V258H213ZM228 257H231L230 260L226 259ZM240 257V258H239ZM53 258V259H52ZM84 258V259H82ZM158 261H156V259ZM179 258V261L177 260ZM188 258V257H187ZM207 258V259H206ZM236 259V262H234V260L232 262L231 259ZM238 258V260H237ZM242 258V259H241ZM244 258V259H243ZM260 258V259H259ZM35 262H34V260ZM63 259V260H62ZM92 259V260H91ZM118 259V260H117ZM176 259V260H175ZM181 259V260H180ZM205 259V260H204ZM248 259V260H245ZM11 260V261H10ZM23 260V261H22ZM48 260V261H47ZM54 260V261H53ZM57 260V261H56ZM62 260V261H61ZM80 260V261H79ZM123 260V261H122ZM151 260V262L149 261ZM161 260V262H159ZM201 260L206 261L205 262H201ZM210 260V261H209ZM212 260V261H211ZM228 260V261H227ZM257 260V261H256ZM260 260V261H259ZM69 261V263H68ZM127 261V262H126ZM144 263H143V262ZM147 261H149L147 263ZM171 262L173 261V263H165V262ZM2 262V263H1ZM7 262V263H6ZM24 262V263H23ZM53 262V263H52ZM67 262V263H65ZM93 262V263H92ZM126 262V263H125ZM131 262V263H130ZM219 261L213 264H219ZM226 262V263H224ZM255 262L253 264H255ZM210 263V264H212ZM246 264H250L249 262Z\"/></svg>",
	"mask_w": 264,
	"mask_h": 264
},
{
	"label": "bare ground",
	"instance_id": "bare-ground-1",
	"mask_svg": "<svg viewBox=\"0 0 264 264\" xmlns=\"http://www.w3.org/2000/svg\"><path fill=\"white\" fill-rule=\"evenodd\" d=\"M84 1H85V0H84ZM89 1H90V0H89ZM110 1H111V0H110ZM123 1H125V0H115V2L112 3V5H111L110 7H107V8H106V6H107V4H106V5H105V8H106L105 10H104L102 7H101L102 10H101V8L99 7L98 9L100 10V12L103 11V12L100 13L98 16L95 15V16H96V19H98V20H99V18L101 19V21H99V25H102L101 22H102L103 19H106V20L109 21V19L112 18V15H113L112 12L114 11L113 9H115L116 6L119 5L120 3H122ZM165 1H166V0H165ZM175 1H176V0H175ZM187 1H188V0H187ZM187 1H186V2H187ZM201 1H202V0H201ZM101 2H102V1H101ZM111 2H112V1H111ZM140 2H141V1H140ZM153 2H154V1H153ZM221 2H222V1H221ZM221 2L219 1L218 3H221ZM254 2H255V1H254ZM38 3H40V2H38ZM106 3H107V2H106ZM130 3L133 5L132 2H129L128 4L130 5ZM138 3H139V2H138ZM150 3H151V2H150ZM174 3H175V2H174ZM177 3H178V2H177ZM182 3H184V2H182ZM207 3H208V2H207ZM207 3H206V4H207ZM210 3H211V2H210ZM216 3H217V2H216ZM223 3H224V2H223ZM40 4H41V3H40ZM80 4H81V3H80ZM88 4H89V3H88ZM90 4H91V2H90ZM92 4H93V3H92ZM101 4H102V3H101ZM134 4H135V0H134ZM164 4H165V3H164ZM235 4H236V3H235ZM72 5L75 6V4H72ZM108 5H110L109 2H108ZM142 5H143V4H142ZM201 5H202V3H201ZM211 5H212V4H211ZM218 5H219V4H218ZM243 5H244V4H243ZM19 6H20V5H19ZM19 6H18V7H19ZM22 6H23V5H22ZM34 6H35V5H34ZM84 6H85V5H84ZM101 6H102V5H101ZM124 6H125V5H124ZM126 6H127V5H126ZM178 6H179V5H178ZM204 6H205V5H204ZM209 6H210V5H209ZM223 6H224V5H223ZM18 7H17V8H18ZM39 7H40V6H39ZM39 7H38V8H39ZM77 7H78V5H77ZM86 7H87V6H86ZM128 7H130V6H128ZM131 7H132V6H131ZM219 7H220V6H219ZM25 8L27 9L28 6L25 7ZM40 8H41V7H40ZM40 8H39V9H40ZM91 8H92V7H91ZM94 8H95V7H94ZM134 8H135V7H134ZM139 8H140V7H139ZM187 8H188V7H187ZM211 8H212V7H211ZM19 9H20V8H19ZM36 9H37V8H36ZM42 9H43V7H42ZM73 9L75 10V8H73ZM86 9H88V8H86ZM96 9H97V8H96ZM161 9H163V8H161ZM177 9H179V8H177ZM177 9H176V10H177ZM182 9H183V7H182ZM203 9H204V8H203ZM212 9H213V8H212ZM220 9H221V8H220ZM223 9H224V8H223ZM23 10H24V9H23ZM40 10H41V9H40ZM67 10H68V9H67ZM71 10H72V9H71ZM74 10H73V11H74ZM78 10H79V9H78ZM92 10H94V9L92 8L91 10H89V13H90V11H91V14L88 13L90 17H91V15L94 16V14H92V13H93ZM99 10H98V11L96 10V11L99 13ZM125 10H126V9H125ZM142 10H143V9H142ZM180 10H181V9H180ZM198 10H199V9H198ZM204 10H205V9H204ZM221 10H222V9H221ZM13 11H14V10H13ZM16 11H17V10H16ZM37 11H38V9H37ZM43 11H44V10H43ZM43 11H41V12H43ZM82 11H83V10H82ZM87 11H88V10H87ZM87 11H85L84 13L86 14ZM123 11H124V9H123ZM143 11H144V10H143ZM148 11H149V10H148ZM171 11H172V10H171ZM202 11H203V10H202ZM207 11H208V10H207ZM219 11H220V10H219ZM14 12H15V11H14ZM75 12H76V11H75ZM80 12H81V11H80ZM97 12H95V14H96ZM121 12H122V10H121ZM167 12H168V10H167ZM214 12H215V11H214ZM7 13H8V12H7ZM15 13H16V12H15ZM17 13H18V12H17ZM24 13H25V12H24ZM26 13H27V12H26ZM29 13H30V12H29ZM31 13H32V12H31ZM31 13H30V15H31ZM45 13H46V12H45ZM65 13H66V12H65ZM106 13H111V14H112V15H111V14H108L110 18H109L108 16H107L106 18H104V17L107 15ZM122 13H123V12H122ZM122 13H120V14H122ZM192 13H193V12H192ZM13 14H14V13H13ZM21 14H22V13H21ZM82 14H83V13H82ZM88 14H87V15H88ZM105 14H106V15H105ZM184 14H185V13H184ZM187 14H188V13H187ZM203 14H204V13H203ZM203 14H202V15H203ZM19 15H20V14H19ZM36 15H38V14H36ZM47 15H48V14H47ZM47 15H46V16H47ZM55 15H59L60 17L63 16V18H64V15H60V14H55ZM122 15H123V14H122ZM185 15H186V14H185ZM189 15H190V14H189ZM7 16H8V15H7ZM17 16H18V15H17ZM69 16H71V15H69ZM83 16H84V15H83ZM95 16H94V17H95ZM116 16H117V15H116ZM118 16H120V15H118ZM174 16H175V15H174ZM210 16H211V15H210ZM212 16H213V15H212ZM3 17H4V16H3ZM8 17H10V16H8ZM33 17H34V16H33ZM56 17H57V16H56ZM87 17H88V16H87ZM87 17H84V18L86 19ZM94 17H93V18H94ZM102 17H103V18H102ZM159 17H160V16H159ZM169 17H170V16H169ZM172 17H173V16H172ZM175 17H176V16H175ZM220 17H221V16H220ZM4 18L6 19V17H4ZM14 18L16 19V16H14ZM14 18H13V16H12V18H11L12 21H14L13 23L16 22V21L14 20ZM21 18H23V16H22ZM27 18H28V17H27ZM29 18H30V17H29ZM35 18H36V16H35L34 18H32V19H35ZM49 18H50V17H49ZM71 18H72V17H71ZM93 18H92V19H93ZM108 18H109V19H108ZM129 18H130V17H129ZM136 18H137V17H136ZM140 18H141V17H140ZM163 18H164V17H163ZM184 18H185V17H184ZM191 18H193V17H191ZM205 18H206V15H205ZM8 19H10V18H8ZM52 19H53V18H52ZM57 19H58V18H57ZM59 19H60V18H59ZM61 19H62V18H61ZM85 19H84V21H85ZM92 19H91V21H94V20H95V19H93V20H92ZM113 19H114V16H113ZM147 19H148V18H147ZM196 19H197V17H196ZM208 19H209V18H208ZM17 20L19 21V23H20V21L22 22V20H19V19H17ZM38 20H39V19H38ZM43 20H44V18H43ZM46 20H47V19H46ZM53 20H54V19H53ZM64 20H65V19H64ZM64 20H61V21H63V23H64V22H66V21H64ZM87 20H88V19H87ZM106 20H105V21H106ZM114 20H115V19H114ZM132 20H133V18H132ZM137 20H138V19H137ZM167 20H168V19H167ZM188 20H189V17H188ZM193 20H194V19H193ZM2 21H3V20H1L0 23H1ZM12 21H9V23H8L7 21H6V22L8 23V25H10ZM18 21H17V23H18ZM23 21H24V20H23ZM33 21H34V20H33ZM41 21H42V19H41ZM55 21H56V19H55ZM55 21H54V22H55ZM57 21H58V20H57ZM69 21H70V18H69ZM96 21H97V20H96ZM105 21H104V23H105ZM116 21H117V20H116ZM149 21H150V20H149ZM39 22H40V21H39ZM97 22H98V21H97ZM97 22H96V23H97ZM173 22H174V21H173ZM198 22H199V21H198ZM198 22H197V23H198ZM204 22H205V20H204ZM17 23H16V24H17ZM33 23H35V22H33ZM33 23H32V24H33ZM66 23H67V22H66ZM68 23H69V22H68ZM90 23H91V22H90ZM93 23H94V22H93ZM100 23H101V24H100ZM104 23H103V24H104ZM114 23H115V22H113V24H114ZM164 23H165V22H164ZM167 23H168V22H167ZM222 23H223V22H222ZM240 23H241V22H240ZM246 23H247V22H246ZM1 24H3V23H1ZM4 24H5V23H4ZM35 24H36V23H35ZM35 24H33V26H34V28L36 29L38 26L36 27ZM43 24H45V27H46V26L49 25V24H50V25L53 24V22H52V23L50 22L49 24H47V22H46V23L43 22ZM56 24L59 25V23H57V22H56ZM69 24H70V23H69ZM108 24H109V23H108ZM117 24H118V23H117ZM186 24H187V23H186ZM192 24H193V23H192ZM212 24H213V23H212ZM212 24H211V25H212ZM11 25H15V24H11ZM11 25H10V26H11ZM17 25H18V24H17ZM17 25H16V26H17ZM21 25L24 26L23 23H21ZM25 25H26V24H25ZM37 25H39V23H38ZM40 25H41V23H40ZM50 25L47 27V28H48L47 30L50 31V30H53V29H54L53 32H56L57 28L55 29V27H56L57 25L53 24V26L55 25V27L51 26L53 29L49 28ZM82 25H83V24H82ZM88 25H89V24H88ZM88 25L86 26V25L84 24V27H85V28H86V27H89ZM94 25H97L95 29H97V30L100 29V28H98V27H99L98 23H97V24H94ZM106 25H107V21H106ZM106 25H105V26H106ZM121 25H122V24H121ZM155 25H156V24H155ZM196 25H197V24H196ZM196 25H195V26H196ZM205 25H207V24H205ZM4 26H5V25H4ZM10 26H9V27L7 26L6 29L10 28ZM26 26L28 27L29 25H26ZM33 26H31V27H33ZM41 26H42V25H41ZM41 26H39L40 28H37L38 31H39V29H41ZM60 26L63 28L64 25H63V26H62V25H59V26H57V27L59 28ZM67 26H68V25H67ZM70 26H72V25H70ZM103 26H104V25L101 26L102 29L104 28ZM109 26H112V25H109ZM115 26H116V25H115ZM124 26H125V25H124ZM130 26H131V25H130ZM186 26H187V25H186ZM186 26H185V27H186ZM188 26H191V25L189 24ZM212 26H213V25H212ZM219 26H220V25H219ZM234 26H235V25H234ZM12 27H13V26H12ZM12 27H11V28H12ZM14 27H15V26H14ZM19 27H20V24H19ZM21 27H22V26H21ZM29 27H30V26H29ZM68 27H69V26H68ZM68 27H67V29L72 31V29H71V28L69 29ZM92 27H95V26H92ZM92 27L89 28V31H90V29L94 30ZM113 27H114V26H113ZM133 27H134V26H133ZM162 27H163V26H162ZM11 28H10V29H11ZM24 28H26V27H24ZM34 28H33V29H34ZM42 28H44V27L42 26ZM81 28H82V26H81ZM85 28H84V29H85ZM123 28H124V27H123ZM125 28H126V26H125ZM128 28H129V27H128ZM172 28H173V27H172ZM174 28H175V27H174ZM212 28H213V27H212ZM215 28H216V27H215ZM215 28H214V29H215ZM220 28H221V27H220ZM20 29H21V28H20ZM37 29H36V30H37ZM44 29L46 30V28H44ZM65 29H66V28H65ZM84 29H83V30H84ZM86 29H87V28H86ZM107 29H108V28H107ZM107 29H106V30H107ZM152 29H153V28H152ZM167 29H168V28H167ZM188 29H189V28H188ZM188 29H187V32L189 33ZM197 29H198V28H197ZM200 29H201V28H200ZM243 29H244V28H243ZM0 30H1V26H0ZM3 30L5 31L4 28H3ZM27 30H28V29H27ZM36 30H35V32H36ZM58 30H59V29H58ZM81 30H82V29H81ZM81 30H80V33H81ZM92 30H91V31H92ZM97 30H95V33L97 32ZM110 30H111V29H110ZM131 30L133 31V29H131ZM171 30H172V29H171ZM182 30H183V29H182ZM1 31H2V30H1ZM1 31H0V33H1ZM28 31H29V30H28ZM33 31H34V30H33ZM33 31H32V32H33ZM60 31H62V33H64V32H63V29H61V28H60ZM87 31H88V29H87ZM100 31H101V30H99V32H100ZM144 31H145V30H144ZM146 31H147V30H146ZM146 31H145V32H146ZM198 31H199V30H198ZM5 32H8V31L6 30ZM11 32H12V31H11ZM18 32H19V31H18ZM30 32H31V31H30ZM32 32H31V35H33ZM40 32H41V31H40ZM53 32L50 31V33H51L52 36H54V35L52 34ZM57 32H58L57 34H59V31H57ZM92 32H93V31H92ZM117 32H118V31H117ZM179 32H180V31H179ZM187 32H186L185 35H187ZM220 32H221V31H220ZM245 32H246V31H245ZM33 33H34V32H33ZM38 33H39V32H38ZM38 33H37V35L40 34V33H39V34H38ZM42 33H43V31H42ZM42 33H41V37L43 38V36L45 35L46 39L43 38V39H45V40L50 39V38L52 37L50 34H49L50 37L47 36V33H49V32H47V33L44 32V33H45L44 35H43ZM60 33H61V32H60ZM65 33H66V32H65ZM71 33H72V32H71ZM71 33H69V34H71ZM89 33H90V32H89ZM89 33H88V34H89ZM136 33H137V32H136ZM162 33H163V32H162ZM176 33H177V32H176ZM205 33H206V32H205ZM221 33H222V32H221ZM243 33H244V32H243ZM4 34H5V33H4ZM7 34H8V33H7ZM10 34H11V33H10ZM16 34H17V33H16ZM22 34H23V33H22ZM28 34H30V33L28 32ZM28 34H26V36H28ZM57 34H56V39L58 38ZM72 34H73V33H72ZM84 34H85V31L83 32V36H84ZM88 34H86L87 37L89 36V38H87V40H88V39H93V38L90 37V35L92 36L93 33H92V34L90 33L89 35H88ZM96 34H97V33H96ZM96 34H94V35H96ZM141 34H142V33H141ZM145 34H146V33H145ZM148 34H149V33H148ZM0 35H1V34H0ZM19 35H20V34H19ZM34 35H36V33H35ZM42 35H43V36H42ZM63 35H64V36H63ZM97 35H98V34H97ZM170 35H171V34H170ZM200 35H201V34H200ZM206 35H207V34H206ZM215 35H216V34H215ZM228 35H229V34H228ZM26 36H24V37H26ZM29 36H30V35H29ZM66 36H67V35H66ZM71 36H72V35H71ZM83 36H82V41L85 42V40H86L85 37H86V36H84L85 40L83 39ZM155 36H156V35H155ZM158 36L160 37L159 34H158ZM195 36H196V35H195ZM195 36H194V37H195ZM207 36H208V35H207ZM1 37H3V39H2V38L0 39V40L2 41V40H4V37H6V35H2ZM16 37H17V36H16ZM38 37H39V36H38ZM41 37H40V38H41ZM47 37H49V38H47ZM54 37H55V36H54ZM60 37H61V34L59 35V39H61ZM62 37H65V34H62ZM78 37H81V36H78ZM78 37H77V38H78ZM92 37H93V36H92ZM144 37H145V36H144ZM144 37H143V38H144ZM146 37H147V35H146ZM184 37H185V36H184ZM186 37H187V36H186ZM190 37H191V36H190ZM221 37H222V36H221ZM9 38H10V37H9ZM20 38H21V37H20ZM20 38H19V39H20ZM29 38H30V37H29ZM31 38H32V37H31ZM72 38H73V39H72ZM72 38H71V39L73 40V42H72L71 40H70V41H71L72 43L76 42V41L74 40V37H72ZM95 38H96V37H95ZM124 38H125V37H124ZM140 38H141V37H140ZM181 38H182V36H181ZM188 38H189V37H188ZM191 38H192V37H191ZM225 38H226V37H225ZM6 39H7V38H6ZM17 39H18V38H17ZM33 39H34V38H33ZM52 39H54V38L52 37ZM64 39H65V38H64ZM78 39H80L79 41H81V38H78ZM101 39H102V38H101ZM138 39H139V38H138ZM25 40H26V39H25ZM29 40H31V39H29ZM35 40H36V38H35ZM39 40H40V39H39ZM57 40H58V39H57ZM62 40H63V38H62ZM65 40H66V39H65ZM96 40H97V39H96ZM150 40H151V39H150ZM150 40H149V41H150ZM176 40H177V39H176ZM182 40H183V39H182ZM184 40H186V39H184ZM222 40H223V39H222ZM1 41H0V47H1V44H2ZM26 41H27V40H26ZM31 41H32V40H31ZM36 41H37V40H36ZM41 41H43V40H41ZM41 41H40V42H41ZM68 41H69V40H68ZM70 41H69V42H70ZM82 41H81V42H82ZM93 41H94V40H93ZM100 41H101V40H100ZM165 41H166V40H165ZM193 41H194V40H193ZM210 41H211V39H210ZM2 42H3V41H2ZM33 42H34V41H33ZM50 42H51V41H50ZM53 42H54V41H53ZM62 42H64V41H62ZM84 42H82L83 45L85 44ZM87 42H88V41H87ZM94 42H95V41H94ZM120 42H121V41H120ZM140 42H141V41H140ZM142 42H144V41H142ZM146 42H147V41H146ZM151 42H154V41H151ZM163 42H164V41H163ZM186 42H187V40L185 41V43H186ZM190 42H191L192 45H193V42H192V41H190ZM214 42H215V41H214ZM217 42H218V41H217ZM22 43H23V41H22ZM30 43H31V42H30ZM44 43H45V42H44ZM44 43H43V44H44ZM46 43H47V41H46ZM48 43H49V42H48ZM51 43H52V42H51ZM54 43L56 44V42H54ZM64 43H66V41H65ZM77 43H78V42H77ZM89 43H90V42H89ZM92 43H93V42L91 41V44H90V45H93ZM118 43H119V42H118ZM133 43H134V42H133ZM154 43H155V42H154ZM154 43H153V44H154ZM191 43H190V44H191ZM226 43H227V42H226ZM3 44H4V43H3ZM28 44H29V43H28ZM32 44H33V43H32ZM66 44H67V43H66ZM80 44H81V43H80ZM82 44H81V46H82ZM87 44H88V43H87ZM136 44H137V43H136ZM138 44H139V43H138ZM141 44H142V43H141ZM148 44H150V43H148ZM157 44H158V43H157ZM157 44H156V46H158ZM162 44H163V43H162ZM162 44H161V45H162ZM176 44H177V43H176ZM176 44H175V47H176ZM179 44H180V43H179ZM19 45H20V44H19ZM24 45H25V44H24ZM30 45H31V44H29V46H30ZM41 45H42V44H41ZM47 45H48V44H47ZM47 45H45V46H47ZM71 45L73 46V45H75V44H71ZM78 45H79V44H78ZM88 45H89V44H88ZM161 45H159V46H161ZM185 45H186V44H185ZM187 45H188V44H187ZM187 45H186V46H187ZM34 46H35V45H34ZM48 46H49V45H48ZM55 46H56V45H55ZM66 46H69V44L66 45ZM79 46H80V45H79ZM81 46H80V47H81ZM136 46H137V45H136ZM143 46H145V44H144ZM151 46H152V45H150V47H151ZM162 46H163V45H162ZM167 46H168V45H167ZM171 46H172V45H171ZM179 46H180V45H179ZM183 46H184V45H183ZM189 46H190V45H189ZM20 47H21V45H20ZM31 47H32V46H31ZM31 47L29 48L30 50H31ZM40 47H41V46H40ZM40 47L37 45V48H38V49H39ZM64 47H65V46H64ZM77 47H78V46H77ZM77 47H76V48H77ZM106 47H107V46H106ZM133 47H134V46H133ZM137 47H138V46H137ZM140 47H141V46H140ZM146 47H147V46H146ZM17 48H18V46H17ZM66 48H68V47H66ZM70 48H71V47H70ZM76 48H75V49H76ZM100 48H101V47H100ZM119 48H120V47H119ZM142 48H143V47H142ZM151 48H152V47H151ZM151 48H148V47L145 48V47H144L143 49L145 50V49H151ZM155 48H157V47H155ZM167 48H168V47H167ZM186 48H187V47H186ZM186 48H185V49H186ZM231 48H232V47H231ZM14 49H15V48H14ZM32 49H33V48H32ZM35 49H36V48H35ZM35 49H34V50H35ZM47 49H49V48H47ZM73 49H74V48H73ZM82 49L84 50V48L81 47V52H82ZM93 49H94V48H93ZM113 49H114V48H113ZM129 49H130V48H129ZM134 49H136V48H134ZM138 49H139V48H138ZM138 49H137V50H138ZM158 49H159V47H158ZM158 49H156V50H157L156 52L159 51ZM160 49H162V48H160ZM173 49H174V48H173ZM180 49H181V48H180ZM17 50H18V49H17ZM42 50H44V49L42 48ZM53 50L55 51V49H52L51 51L53 52ZM56 50H57V49H56ZM79 50H80V48H79ZM85 50H86V49H85ZM87 50H88V49H87ZM87 50H86V51H87ZM90 50H91V48H90ZM110 50H111V49H110ZM141 50H142V49H141ZM151 50H154L153 52L155 53V49H151ZM165 50H166V49H162L161 52H162V51H165ZM174 50H176V48H175ZM177 50H178V48H177ZM191 50H192V49H191ZM4 51H5V50H4ZM71 51H72V52H73V51H76V53H77V49H76V50H71ZM118 51H119V50H118ZM132 51H133V50H132ZM134 51H135V50H134ZM138 51H139V50H138ZM146 51H147V50H146ZM148 51H149V50H148ZM148 51H147V52H148ZM167 51H168V52H172L173 50H172V51H171V50H166V53H167ZM29 52H30V51H29ZM38 52H39V50H38ZM38 52H37V53H38ZM41 52H42V51H40L39 53H41ZM45 52H47V51H45ZM45 52L43 51V53H45ZM52 52H51V53H52ZM72 52H71V53H72ZM141 52H142V51H141ZM153 52H152V53H153ZM159 52H160V51H159ZM185 52H188V50L185 51ZM190 52H192V51H190ZM190 52H189V53H190ZM48 53H49V52H48ZM53 53H54V52H53ZM56 53H58V52H56ZM56 53H55V54H56ZM74 53H75V52H74ZM74 53H72V56L75 55ZM134 53H135V52H134ZM134 53H132V54H134ZM143 53H144V52H143ZM166 53L163 52L162 54H166ZM179 53H180V52H179ZM182 53H183V51H182ZM189 53H188V54H189ZM29 54H31V53H29ZM49 54H50V53H49ZM55 54H54V55H55ZM69 54H70V53H69ZM73 54H74V55H73ZM77 54H79V52H78ZM77 54H76V55H77ZM132 54H129V55H132ZM138 54H139V53H138ZM138 54H137V55L135 54V55L139 57L140 55H138ZM147 54H148V53H147ZM147 54H146V55H147ZM155 54H156V53H155ZM158 54H160V53H158ZM158 54H157V55H158ZM162 54H160L161 57H162ZM170 54H171V53H170ZM174 54H175V52H174ZM184 54H186V53H184ZM191 54H192V53H191ZM191 54H190V55H191ZM35 55H36V54H35ZM39 55H40V54H39ZM46 55H47V54H46ZM52 55H53V54H52ZM54 55H53V56H54ZM57 55H58V54H57ZM57 55H55V56H57ZM60 55H61V54H60ZM60 55H59V56H60ZM80 55H81V54H80ZM80 55H79V56H80ZM98 55H100V54H98ZM135 55H133L135 59H134V58H131V59L137 60L136 57H135ZM148 55H149V54H148ZM153 55H154V54H153ZM153 55H151V56H153ZM167 55H168V53H167ZM211 55H212V53H211ZM41 56H42V54H41ZM44 56H45V54H44ZM44 56H43V57H44ZM163 56H164V55H163ZM168 56H169V55H168ZM173 56H174V55H173ZM181 56H182V55H181ZM192 56H193V54H192ZM192 56H191V57H192ZM220 56H221V55H220ZM25 57H26V56H25ZM37 57H39V56L37 55ZM37 57H36V58H37ZM48 57H49V55H48ZM50 57H51V55H50ZM50 57H49V58H50ZM75 57H77V56H74V58H75ZM131 57H132V56H131ZM143 57H144V56H143ZM143 57H142V59H143ZM155 57H156V55H155ZM155 57H154V58H155ZM158 57H159V55H158ZM169 57H170V56H169ZM174 57H175V56H174ZM178 57H179V56H178ZM182 57H183V56H182ZM186 57H187V54H186ZM207 57H208V56H207ZM28 58H29V57H28ZM45 58L47 59V57H45ZM54 58H55V57H54ZM56 58L58 59V57H56ZM61 58H62V57H61ZM61 58H60V59H61ZM94 58H95V57H94ZM144 58H145V59H143V61L146 60L147 57H144ZM150 58H151V59H150ZM150 58H148V59H150V62L153 61V60H152L153 57H150ZM159 58H160V57H159ZM163 58H164V57H163ZM165 58H167V57H165ZM176 58H177V57H176ZM193 58H194V56H193ZM198 58H199V57H198ZM52 59H53V58H52ZM75 59H76V58H75ZM217 59H218V58H217ZM53 60H54V59H53ZM53 60H52V61H53ZM72 60H73V59H72ZM80 60H81V59H80ZM93 60H94V59H93ZM96 60H97V59H96ZM108 60H109V59H108ZM113 60H114V59H113ZM155 60H157V59H155ZM161 60H162V59H161ZM177 60H178V59H177ZM188 60H189V59H188ZM190 60H192V59H190ZM213 60H215V59H213ZM56 61H57V60H56ZM56 61H55V62H56ZM61 61H63V60L61 59ZM74 61H75V60H74ZM76 61H77V60H76ZM121 61H122V60H121ZM143 61H141V59H140V61H139L140 64H141V62H143ZM158 61L160 62V60H158ZM158 61H154V63H157ZM169 61H170V60H169ZM169 61L167 62L168 64L170 63ZM174 61H175V60H174ZM183 61L185 62V60H183ZM192 61H194V60H192ZM55 62H53V63H55ZM132 62H133V61H132ZM134 62H135V64H136V61H134ZM134 62H133V63H134ZM172 62H173V61H172ZM186 62H187V60H186ZM50 63H51V62H50ZM56 63H57V62H56ZM58 63H60V61H59ZM63 63H64V62H63ZM66 63L69 64L70 62H65V64H66ZM117 63H118V62H117ZM165 63H166V62H165ZM178 63H180V62H178ZM181 63L183 64V62H181ZM188 63H189V62H188ZM194 63H195V62H194ZM22 64H23V63H22ZM61 64H62V63H61ZM75 64H76V62H75ZM84 64H85V63H84ZM115 64H116V63H115ZM135 64H133V66H134ZM161 64H162V61H161ZM161 64H159V66H160ZM176 64H177V63H176ZM184 64H185V63H184ZM23 65H24V64H23ZM51 65H53V64H51ZM66 65H67V64H66ZM94 65H95V64H94ZM122 65H123V63H122ZM144 65L150 67L151 63H149V65H148V64L146 65V64L144 63L143 66H144ZM157 65H158V64H157ZM170 65H171V64H170ZM170 65H169V67H170ZM172 65H173V64H172ZM191 65H192V64H191ZM44 66H45V65H44ZM58 66H59V65H58ZM64 66H65V65H64ZM64 66H63V67H64ZM81 66H82V65H81ZM118 66L120 67V64L117 65V67H118ZM136 66H138V65L136 64ZM143 66H142V67H143ZM153 66H155V65L153 64L151 67L154 68L155 70H154V69H153V70L156 72V69H157V68H155V67H153ZM159 66H158V69L161 68V67H159ZM161 66H162V70H164L165 68L163 69V65H161ZM179 66H180V65H179ZM184 66H185V65H184ZM66 67H67V69H68V66H66ZM66 67H65V68H66ZM69 67H70V66H69ZM103 67H104V66H103ZM134 67H135V66H134ZM142 67L139 66L138 68H142ZM149 67H146V69L149 68ZM166 67H167V66H166ZM192 67H193V66H192ZM198 67H199V66H198ZM14 68H15V67H14ZM61 68H62V67H61ZM65 68H63V69H65ZM82 68H83V67H82ZM84 68H85V67H84ZM99 68H100V67H99ZM120 68H121V67H120ZM120 68H119V69H120ZM131 68H132V67H131ZM136 68H137V67H136ZM172 68H174V67L172 66ZM207 68H208V67H207ZM59 69H60V68H59ZM95 69H96V68H95ZM133 69H134V68H133ZM133 69H132V70H133ZM143 69H144V68H142L141 71H142ZM146 69H144V70H146ZM168 69H169V68H168ZM175 69H176V68H175ZM175 69H173V70H175ZM178 69H179V68H178ZM178 69H177V70H178ZM190 69H191V68H190ZM25 70H26V69H25ZM47 70H50V69L48 68ZM52 70H53V69H52ZM54 70H55V69H54ZM68 70L70 71V69H68ZM98 70H99V69H98ZM122 70H123V69H122ZM137 70H138V69H137ZM137 70H136V71H137ZM144 70H143L142 72L145 73ZM148 70H150V69H148ZM148 70H146V72H147ZM177 70H176V71H177ZM183 70H184V69H183ZM183 70H181V71L184 73ZM22 71H23V69H22ZM58 71L60 72V71H62V70H58ZM69 71H68V72H69ZM81 71H82V70H81ZM86 71H87V70H86ZM105 71H106V70H105ZM112 71H113V70H112ZM120 71H121V70H120ZM129 71H130V70H129ZM134 71H135V69H134ZM138 71H139V70H138ZM138 71H137L136 73H138ZM151 71H152V69L150 70V72H151ZM169 71H170V70H169ZM171 71H172V70H171ZM181 71H180V72H181ZM190 71H193V70H190ZM27 72H28V70H27ZM30 72H31V70L29 71V73H30ZM34 72H35V71H34ZM44 72H46V71H44ZM63 72H64V70H63ZM162 72H163V71H162ZM164 72H165V71H164ZM166 72H167V71H166ZM172 72H173V71H172ZM180 72H179V73H180ZM210 72H211V71H210ZM35 73H36V72H35ZM48 73H49V72H48ZM60 73H61V72H60ZM64 73H65V72H64ZM64 73H63V74H64ZM66 73H67V72H66ZM82 73H83V72H82ZM92 73H93V72H92ZM94 73H95V72H94ZM114 73H115V72H114ZM117 73H118V72H117ZM119 73H120V72H119ZM128 73H129V72H128ZM136 73H134V76L136 75ZM147 73H149V71H148ZM147 73H146V74H147ZM151 73H152V72H151ZM151 73H150V74H151ZM194 73H195V72H194ZM11 74H12V73H11ZM19 74H21V73L19 72ZM25 74H26V73H25ZM36 74H38V73H36ZM46 74H47V73H46ZM55 74H56V73H55ZM101 74H102V73H101ZM124 74H125V73H124ZM152 74H154V73H152ZM152 74H151V75H152ZM156 74H157V75L159 74V70H158V73H155V74H154L155 77H156ZM181 74H182V73H181ZM184 74H185V73H184ZM27 75H28V74H27ZM38 75L40 76L41 74H38ZM48 75L50 76V74H48ZM52 75H53V74H52ZM67 75H68V74H67ZM89 75H90V74H89ZM122 75H123V74H122ZM125 75H126V74H125ZM130 75H131V73H130ZM138 75H139V73H138ZM138 75H137V76H138ZM147 75H148V74H147ZM154 75H152V77H153ZM164 75H165V74H164ZM166 75H167V74H166ZM8 76H9V75H8ZM42 76H43V74H42ZM46 76H47V75H46ZM46 76H45V77H46ZM97 76H98V75H97ZM97 76H96V77H97ZM131 76H132V75H131ZM162 76H163V75H162ZM173 76H174V75H173ZM192 76H193V75H192ZM10 77H12V76H10ZM20 77H21V76H20ZM20 77H19V80H20V82H22L21 79H20ZM47 77H48V76H47ZM47 77H46V78H47ZM135 77H136V76H135ZM140 77H141V76H140ZM145 77H146V76H145ZM148 77H149V76H148ZM152 77H151V78H152ZM164 77H165V76H164ZM13 78H14V77H13ZM16 78H17V77H16ZM34 78H35V77H34ZM51 78H52V76H51ZM51 78H50V79H51ZM56 78H57V77H56ZM68 78H69V77H68ZM70 78H71V77H70ZM132 78H134V77H132ZM137 78H138V77H137ZM141 78H142V77H141ZM157 78H158V77H157ZM157 78H156V79H157ZM162 78H163V77H162ZM169 78H170V77H169ZM175 78H176V77H175ZM30 79H31V77H30ZM32 79H33V78H32ZM36 79H37V78H36ZM50 79H49V80H50ZM54 79H55V78H54ZM54 79H53V80H54ZM58 79H59V78H58ZM71 79H72V81L74 80L73 78H71ZM75 79H76V78H75ZM97 79H98V78H97ZM145 79H146V78H145ZM153 79H154V78H153ZM176 79H177V78H176ZM176 79H175V80H176ZM193 79H194V78H193ZM195 79H196V78H195ZM212 79H213V78H212ZM216 79H217V78H216ZM234 79H235V78H234ZM9 80H11V78H10ZM24 80H25V79H24ZM26 80H27V79H26ZM41 80H44V79L42 78ZM47 80H48V78H47ZM47 80H44V81H47ZM55 80H57V79H55ZM60 80H61V79H60ZM60 80H59V82H61ZM79 80L81 81V79H79ZM83 80H84V79H83ZM135 80H137V79H135ZM148 80H149V79H148ZM163 80H164V79H163ZM178 80H179V79H178ZM182 80H183V79H182ZM196 80H197V79H196ZM196 80H195V81H196ZM214 80H215V79H214ZM30 81H31V80H30ZM30 81H28V82H29V83L33 82V81L30 82ZM37 81H38V80H37ZM44 81H43V82H44ZM50 81H51V80H50ZM62 81H63V82H66V81H64V80H62ZM76 81H77V80H76ZM84 81H85V80H84ZM89 81H90V80H89ZM104 81H105V80H104ZM104 81H103V82H104ZM128 81H129V80H128ZM150 81H151V79H150ZM158 81H159V80H158ZM171 81H172V80H171ZM11 82H12V81H11ZM14 82H15V81H14ZM17 82H18V81H17ZM17 82H16V83H17ZM25 82H26V81H25ZM41 82H42V81H41ZM48 82H49V81H48ZM52 82H53V81H52ZM74 82H75V81H74ZM81 82H82V81H81ZM81 82H79V83H81ZM91 82H92V81H91ZM125 82H127V81H125ZM138 82H143V81H138ZM154 82H155V81H154ZM173 82H174V81H173ZM202 82H203V80H202ZM206 82H207V81H206ZM212 82H214V81H212ZM216 82H217V81H216ZM18 83H19V82H18ZM18 83H17V84H18ZM34 83H35V81H34ZM57 83H58V81H57ZM70 83H71V82H70ZM93 83H94V82H93ZM144 83H147V82H144ZM169 83H170V82H169ZM214 83H215V82H214ZM31 84H32V83H31ZM35 84H36V83H35ZM35 84H34V86H35ZM37 84H38V83H37ZM37 84H36V85H37ZM43 84H44V83H43ZM48 84H49V83H48ZM51 84H52V83H51ZM58 84H59V83H58ZM75 84H76V83H75ZM84 84H87V83L84 82ZM105 84H106V83H105ZM167 84H168V83H167ZM198 84H199V83H198ZM10 85H11V84H10ZM19 85L21 86L22 83H20ZM27 85H28V84H27ZM32 85H33V84H32ZM39 85H40V84H39ZM39 85H37V86H39ZM41 85H42V84H41ZM53 85H54V84H53ZM64 85H66V84H64ZM71 85H72V84H71ZM82 85H83V84H82ZM88 85H89V84H88ZM91 85H92V83H91ZM91 85H90V86H91ZM97 85H98V84H97ZM97 85H96V86H97ZM99 85H100V84H99ZM119 85H120V84H119ZM138 85H139V84H138ZM144 85H145V84H144ZM144 85L141 84V86H144ZM153 85H154V84H153ZM155 85H156V84H155ZM161 85H162V84H161ZM6 86H7V85H6ZM8 86H9V83H8ZM15 86H17V85H14V87H15ZM42 86H43V85H42ZM44 86L47 87V85H45V84H44ZM48 86H49V85H48ZM55 86H56V84H55ZM61 86H62V83H61ZM74 86H75V85H74ZM74 86L72 87V89L74 88ZM93 86H94V84H93ZM107 86H108V83H107ZM115 86H116V85H115ZM123 86H124V85H123ZM146 86H147V85H146ZM22 87L25 88L26 86L23 85ZM22 87H21V88H22ZM29 87H30V85H29ZM49 87H50V86H49ZM62 87H63V86H62ZM62 87H61V88H62ZM77 87H78V86H77ZM85 87H86V86H85ZM100 87H101V85H100ZM109 87H110V86H109ZM113 87H114V86H113ZM133 87H135V86H133ZM137 87H138V86H137ZM221 87H222V86H221ZM8 88H9V87H8ZM15 88L17 89V87H15ZM18 88H19V87H18ZM30 88H32V87H30ZM36 88H37V87H36ZM42 88H43V87H42ZM44 88H45V87H44ZM95 88L98 89V90L95 89L96 91H99V92L104 93V90H105V88H107V87L104 88V87L102 86L101 88H102L103 91H101V88H100V90H99V88H97V87H95ZM143 88H144V87H143ZM147 88H148V87H147ZM149 88L151 89V86H150ZM149 88H148V90H149ZM162 88H163V87H162ZM184 88H185V87H184ZM3 89H4V88H3ZM9 89H12V88H9ZM13 89H14V88H13ZM13 89H12V91H13ZM19 89H20V88H19ZM25 89H26V88H25ZM63 89H64V88H63ZM109 89H110V88H109ZM132 89H133V88H132ZM136 89H140V88H136ZM141 89H142V88H141ZM5 90H6V89H5ZM21 90H23V89H21ZM43 90H44V89H43ZM79 90H80V89H79ZM79 90H75V92H76V91H79ZM95 90H93V91L95 92ZM122 90H123V89H122ZM143 90H145V89H143ZM202 90H203V89H202ZM214 90H215V89H214ZM17 91H19V90H17ZM82 91H83V90H82ZM82 91H81L80 93H82ZM107 91H108V90H107ZM107 91L105 90V92H107ZM109 91H110V90H109ZM117 91H118V90H117ZM134 91H135V90H134ZM136 91H137V90H136ZM140 91H142V90H140ZM151 91H152V89H151ZM196 91H197V89H196ZM260 91H261V90H260ZM7 92H8V91H7ZM13 92H14V91H13ZM19 92H20V91H19ZM21 92H22V91H21ZM84 92H86V91H83V93H84ZM111 92H112V91H111ZM129 92H130V91H129ZM142 92H143V91H142ZM155 92H156V91H155ZM158 92H159V91H158ZM201 92H202V91H201ZM10 93H11V90H10ZM16 93H17V92H16ZM78 93H79V92H78ZM80 93H79V94H80ZM92 93H93V92H92ZM107 93H108V92H107ZM107 93H105V96H106ZM134 93H135V92H134ZM199 93H200V91H199ZM25 94H26V92H25ZM52 94H53V93H52ZM116 94H118V93H116ZM127 94H128V93H127ZM191 94H192V93H191ZM194 94H195V93H194ZM261 94H262V93H261ZM10 95H11V94H10ZM69 95H70V94H69ZM72 95H73V94H72ZM74 95H75V94H74ZM87 95H88V94H87ZM92 95H97V97H100L101 93H99V96H98L97 93H96V94H91V96H92ZM109 95H110V94H109ZM122 95H123V94H122ZM195 95H196V94H195ZM212 95H213V94H212ZM53 96H54V95H53ZM75 96H76V95H75ZM89 96H90V95H89ZM126 96H127V95H126ZM167 96H168V95H167ZM206 96H207V95H206ZM4 97H5V96H4ZM48 97H49V96H48ZM54 97H55V96H54ZM93 97H94V96H93ZM97 97H96V98H97ZM101 97H102V96H101ZM138 97H139V96H138ZM52 98H53V97H52ZM79 98H80V97H79ZM91 98H92V97H91ZM102 98H103V97H102ZM104 98H105V97H104ZM104 98H103L102 101H106V100H104ZM109 98H110V97H108V99H109ZM112 98H113V97H112ZM152 98H153V97H152ZM83 99H84V98H83ZM98 99H99V98H98ZM98 99H97V100H98ZM110 99H111V98H110ZM147 99H148V98H147ZM251 99H252V98H251ZM258 99H259V98H258ZM13 100H14V99H13ZM54 100H55V99H54ZM79 100H80V99H79ZM90 100H91V99H90ZM97 100H96V101H97ZM122 100H123V97H122ZM176 100H177V99H176ZM187 100H188V99H187ZM214 100H215V98H214ZM222 100H223V98H222ZM47 101H48V100H47ZM91 101L94 102L93 100H91ZM99 101H100V100H99ZM190 101H191V100H190ZM216 101H218V100H216ZM227 101H228V100H227ZM249 101H251V100H248V102H249ZM60 102H61V101H60ZM97 102H98V101H97ZM219 102H220V101H219ZM248 102H247V103H248ZM57 103H58V102H57ZM61 103H62V102H61ZM85 103H86V102H85ZM89 103H90V102H89ZM94 103H96V102H94ZM178 103L180 104V102H178ZM181 103H182V102H181ZM184 103H186V102H184ZM189 103H190V102H189ZM194 103H195V102H194ZM206 103H207V102H206ZM217 103H218V102H217ZM221 103H222V102H221ZM237 103H238V102H237ZM249 103H251V102H249ZM249 103H248L247 105H249ZM24 104H25V103H24ZM24 104H23V105H24ZM30 104H31V103H30ZM30 104H29V105H30ZM37 104H38V103H37ZM86 104H88V103H86ZM96 104H98V103H96ZM102 104H103V103H102ZM102 104H101V105H102ZM115 104H116V103H115ZM154 104H155V103H154ZM197 104H198V103H197ZM197 104H196V106L198 107L199 104H198V105H197ZM207 104H208V103H207ZM218 104H219V103H218ZM245 104H246V103H245ZM255 104H256V103H255ZM2 105H3V104H2ZM18 105H19V104H18ZM33 105H34V103H33ZM35 105H36V104H35ZM46 105H47V104H46ZM50 105H51V104H50ZM52 105H53V104H52ZM74 105H75V104H74ZM91 105H92V104H91ZM91 105L89 104L87 107H89V106H91ZM98 105H99V104H98ZM103 105H104V104H103ZM109 105H110V103H109ZM157 105H158V104H157ZM190 105H191V104H190ZM214 105H216V103H215ZM251 105H252V107H253L254 104H251ZM39 106H40V105H39ZM39 106H37V108H38ZM53 106H54V105H53ZM53 106H52V107H53ZM59 106H60V105H59ZM66 106H67V105H66ZM70 106H73V105L70 104ZM79 106H80V103H79ZM83 106H85V105H83ZM92 106H96V105H92ZM168 106H169V105H167L166 107L164 106L165 109H166ZM172 106H173V105H172ZM196 106H194L193 108L195 109ZM209 106H211V105L209 104ZM216 106H218V105H216ZM216 106H214V110H215V107H216ZM232 106H233V104H232ZM234 106H235V105H234ZM26 107H27V109H26L25 107H23V108H25L26 110H29V109H28V106H26ZM41 107H42V106H41ZM44 107H45V106H44ZM44 107H43V108H44ZM67 107H69V106H67ZM67 107H66V108H67ZM98 107H100V106H98ZM105 107H106V106H105ZM108 107H109V106H108ZM121 107H122V106H121ZM151 107H152V106H151ZM179 107H180V106H179ZM206 107H207V105H206ZM219 107H220V106H219ZM223 107L225 108V106H223ZM229 107H230V106H229ZM240 107H241V106H240ZM8 108H9V107H8ZM20 108H21V107H20ZM29 108H31V107H29ZM33 108H34V107H33ZM71 108H72V107H71ZM83 108H84V107H83ZM111 108L113 109L112 106H111ZM118 108H119V107H118ZM153 108H154V107H153ZM157 108H161V106H159V107H157ZM169 108H170V107H169ZM171 108H173V107H171ZM171 108H170V109H171ZM181 108H183V106H182ZM201 108H202V110H201ZM203 108H204V107H201V106H200V110H197V111H198V112H199V111H202V112H203V115L205 116V115L207 114V110H206V114H204V111H205V110L203 111ZM210 108H211V107H210ZM217 108H218V107H217ZM230 108H231V107H230ZM243 108H244V107H243ZM35 109H36V107H35ZM39 109H40V108H39ZM44 109H45V108H44ZM47 109H48V108H47ZM53 109H54V108H53ZM58 109H60V108L58 107ZM62 109H63V107H62ZM62 109H61L60 111H62ZM68 109H69V108H68ZM73 109H74V107H73ZM77 109H79V108H77ZM86 109L88 110V108H86ZM184 109H185V108H184ZM187 109H188V108H187ZM189 109H190V108H189ZM208 109H209V108H208ZM212 109H213V108L209 109V111L212 110ZM218 109H219V108H218ZM222 109H223V108H222ZM234 109H235V107H234ZM234 109H232V110H234ZM253 109H255V108L253 107ZM16 110H17V109H16ZM45 110H46V109H45ZM87 110H86V111H87ZM90 110H91V107H90ZM90 110H89V111H90ZM96 110H98V108H96ZM103 110H104V109H103ZM103 110H102V111H103ZM115 110H116V108H115ZM118 110H119V109H118ZM159 110H160V109H159ZM162 110H164V109H162ZM178 110H179V109H178ZM190 110H191V109H190ZM214 110H213V111H214ZM220 110H221V109H220ZM223 110H224V109H223ZM225 110H226V108H225ZM232 110H231V111H232ZM250 110H251V108H250ZM20 111H22V110H20ZM37 111L40 113L39 110H37ZM47 111H48V110H47ZM56 111H57V110H56ZM66 111H67V110H66ZM82 111H83V110H82ZM106 111H107V110H106ZM171 111H172V110H171ZM181 111H184V110H181ZM185 111H186V110H185ZM217 111L219 112L218 114H220V111H219V110H215L216 113H217ZM221 111H222V110H221ZM235 111H236V113H237V110H235ZM242 111H244V110H242ZM261 111H262V110H261ZM48 112H49V111H48ZM50 112H52V111H50ZM50 112H49V114H52V113H53V112H52V113H50ZM91 112H92V111H91ZM111 112H112V111H111ZM116 112H117V111H116ZM137 112H138V111H137ZM168 112H169V111H168ZM188 112H189V111H188ZM225 112H227V111H225ZM228 112H230V111H228ZM247 112H249V111L247 110ZM10 113H11V112H10ZM39 113H37V114H39ZM43 113H46V112H43ZM60 113H61V112H60ZM88 113H89V112H88ZM92 113H93V112H92ZM95 113H96V111H95ZM170 113H172V112H170ZM183 113H184V112H183ZM183 113L180 112V114H183ZM189 113H190V112H189ZM195 113H196L195 111H194V113H193V111H192V114H195ZM213 113H214V112H213ZM223 113H224V112H223ZM230 113H232V112H230ZM244 113H245V112H244ZM255 113H256V114L258 113L257 110L255 111ZM40 114H41V113H40ZM47 114H48V113H46V115H47ZM93 114H94V113H93ZM99 114H100V112H99ZM167 114H168V113H167ZM172 114H173V113H172ZM180 114H179V115H180ZM185 114H186V113H184L183 115H185ZM190 114H191V113H190ZM192 114H191V115H192ZM201 114H202V113H201ZM233 114H235V113L233 112ZM240 114H242V113H240ZM245 114H246V113H245ZM245 114H244V115H245ZM253 114H254V113H253ZM253 114H252V117H254ZM256 114H255V115H256ZM259 114H260V113H259ZM0 115H1V114H0ZM43 115H44V114H42L41 116H43ZM56 115H58V114H55L54 117H56ZM65 115H66V114H65ZM68 115H69V114H68ZM72 115H73V114H72ZM75 115H76V114H75ZM84 115H86V114H84ZM101 115H103V114H101ZM111 115H112V113H111ZM111 115H110V116H111ZM115 115H116V114H115ZM199 115H200V114H199ZM208 115H209V114H208ZM208 115H207V116H208ZM220 115H222V114H220ZM235 115H236V114H235ZM250 115H251V114H250ZM260 115H261V114H260ZM2 116H3V115H2ZM21 116H22V115H21ZM37 116H38V115H37ZM63 116H64V112L62 113V116H61V117H63ZM94 116H95V115H94ZM107 116H108V115H107ZM110 116H109V118H110ZM116 116H117V115H116ZM121 116H122V115H121ZM126 116H127V115H126ZM165 116H166V115H165ZM172 116H174V115H172ZM176 116H177V115H176ZM176 116H175V117H176ZM192 116H194V115H192ZM209 116H210V115H209ZM209 116H208V117H209ZM213 116L215 117L216 115H212V117H210V119L213 118ZM217 116H218V115H217ZM223 116H224V114H223ZM229 116H230V115H229ZM238 116H239V113H238ZM256 116H257V115H256ZM256 116H255V118H256ZM258 116H259V115H258ZM258 116H257V118H258V120H259L260 117H258ZM18 117H19V116H18ZM18 117H17V118H18ZM47 117H48V116H47ZM57 117H58V116H57ZM59 117H60V115H59ZM67 117H68V116H67ZM81 117H82V116H81ZM98 117H99V115H98ZM98 117H97V118H98ZM101 117H102V116H101ZM101 117H99V118L101 119ZM111 117H112V116H111ZM179 117H180V116H179ZM190 117H191V116H190ZM190 117H188V118H190ZM194 117H195V116H194ZM201 117H202V116H201ZM224 117H226V116H224ZM224 117L221 116L222 119H225ZM230 117H231V116H230ZM233 117H234V116H233ZM242 117H243V116H242ZM247 117H248V116H246V119L249 118V117H248V118H247ZM262 117H264V116H262ZM262 117H261V118H262ZM4 118H6V117H4ZM32 118H33V117H32ZM39 118H40V117H39ZM73 118H74V117H73ZM76 118H77V120H78V116H77ZM85 118H86V117H85ZM85 118H84V119H85ZM95 118H96V117H95ZM95 118H94V119H95ZM103 118H104V117H103ZM117 118H118V117H117ZM122 118H123V117H122ZM168 118H169V117H168ZM176 118H177V117H176ZM176 118H175V119H176ZM183 118H187V116H184ZM183 118H182V115H181V119H183ZM205 118H206V116H205ZM217 118H218V117H217ZM227 118H228V116H227ZM238 118H240V116H239ZM238 118H237V119H238ZM250 118H251V117H250ZM255 118H254V120H256ZM35 119H36V118H34V120H35ZM40 119H41V118H40ZM53 119H54V118H53ZM53 119H52V120H53ZM58 119H59V118H58ZM64 119H65V118H64ZM70 119H71V117H70ZM82 119H83V117H82ZM86 119H88V117H87ZM169 119H171V118H169ZM169 119H168V120H169ZM181 119L179 118L178 120H181ZM194 119H196V117H195ZM207 119H208V118H207ZM207 119H206V120H207ZM213 119H214V118H213ZM213 119H212V120H213ZM222 119H220V116H219V121L216 122V117H215V122H216V123H218V122L220 123V122L222 121ZM240 119L243 120V118H240ZM246 119H245V120H246ZM28 120H29V119H28ZM88 120H89V119H88ZM102 120H103V119H102ZM105 120H106V119H105ZM173 120H174V118H173ZM178 120H177V121H178ZM190 120L192 121L193 119H190ZM201 120H202V119H201ZM201 120H199V121H201ZM217 120H218V119H217ZM231 120H232V119H231ZM245 120L243 121V123H245V124H246V122H249V121H250V120L248 119L249 121L246 120V122H245ZM2 121H3V120H2ZM25 121H26V120H25ZM30 121H31V120H30ZM43 121H44V120H43ZM47 121H48V120H47ZM62 121H63V120H62ZM62 121H61V122H62ZM67 121H68V119H67ZM74 121H75V120H74ZM79 121H80V120H79ZM84 121H85V120H84ZM95 121H96V120H95ZM100 121H101V120H100ZM125 121H126V120H125ZM131 121H132V120H131ZM174 121H175V120H174ZM181 121L183 122V121H185V120L183 119V120H181ZM188 121H189V120H188ZM188 121L186 120V122H188ZM193 121H194V122L191 123L192 126H193L194 123H195L194 125H196L197 122H198V123H197V126H198V125H201V126H202V122L199 124V121H197V122H195V120H193ZM204 121H205V119H204ZM204 121H203V125L206 124ZM207 121H208V120H207ZM209 121H210V120H209ZM225 121H226V119H225ZM225 121L223 120V122H225ZM229 121H230V120H228V124H229ZM234 121H237V120H235V117L233 118V120L231 121V123L234 122ZM252 121H253V119H252ZM9 122H10V121H9ZM15 122H16V121H15ZM36 122H37V121L35 120V123H36ZM61 122L59 121V123H61ZM65 122H66V121H65ZM68 122H69V121H68ZM70 122H71V121H70ZM80 122H81V121H80ZM87 122H89V121H87ZM87 122H86V123H87ZM101 122H102V121H101ZM103 122H104V121H103ZM105 122H106V121H105ZM113 122H114V121H113ZM127 122H128V121H127ZM170 122H171V121H170ZM210 122H211V121H210ZM210 122H209V123H210ZM237 122H238V121H237ZM250 122H251V121H250ZM256 122H257V121H256ZM262 122H264V120H262ZM13 123H14V122H13ZM16 123H17V122H16ZM27 123H28V122H27ZM39 123H40V122H39ZM41 123H43V122H41ZM44 123H45V122H44ZM52 123H53V122H52ZM59 123H58V124H59ZM62 123H63V122H62ZM66 123H67V122H66ZM74 123H75V122H74ZM93 123H94V122H92V124H93ZM107 123H108V122H107ZM172 123H173V122H172ZM176 123H177V122H176ZM178 123L180 124V121H179ZM184 123H185V122H184ZM188 123H189V125H190V122H188ZM212 123H214V122H212ZM225 123H226V122H225ZM235 123H236V122H235ZM239 123H240V121H239ZM239 123H238V124H239ZM243 123H242V124H243ZM252 123H254V122H252ZM45 124H47V123H45ZM80 124H81V123H80ZM84 124H85V123H84ZM87 124H88V123H87ZM92 124H91V126H92ZM94 124H95V123H94ZM161 124H162V122H161ZM173 124H174V123H173ZM179 124H176V125H179ZM220 124H221V123H220ZM222 124H223V123H222ZM228 124H227V125H228ZM245 124H243V125H245ZM247 124L249 125V123H247ZM257 124H258V123H257ZM24 125H25V124H24ZM49 125H50V124H49ZM49 125H48V126H49ZM61 125H62V124H61ZM61 125H59V126H61ZM69 125H70V123H69ZM152 125H153V123H152ZM165 125H166V124H165ZM180 125H181V124H180ZM207 125H208V124H207ZM207 125H205L204 127H206ZM218 125H219V124H218ZM218 125L215 124L214 126H218ZM231 125H232V124H231ZM250 125H252V124H250ZM7 126H8V123H7ZM14 126H15V125H14ZM16 126H17V125H16ZM16 126H15V127H16ZM25 126H27V125H25ZM30 126H34V124H33V125L31 124ZM40 126H41V125H39L38 127H40ZM43 126H44V125H43ZM54 126H55V125H54ZM54 126H53V127H54ZM71 126H72V125H71ZM89 126H90V122H89ZM89 126H88V127H89ZM95 126H96V125H95ZM162 126H163V125H162ZM192 126H191V127H192ZM212 126H213V125H212ZM222 126H223V125H222ZM222 126H219V127H220V130L222 129ZM225 126H226V125H225ZM246 126H247V125H246ZM17 127H18V126H17ZM38 127H37V128H38ZM61 127H62V126H61ZM79 127H80V125H79ZM104 127H106V125H105ZM115 127H116V126H115ZM129 127H130V126H129ZM151 127H153V126H151ZM155 127H156V126H154V127L151 128V129L153 130ZM158 127H159V126H158ZM158 127H157V128H158ZM164 127H165V126H164ZM168 127H171V126H168ZM180 127H182V126L176 127V129L178 128L176 131L182 129V128H180ZM186 127H189V126H186ZM219 127H217V128H219ZM226 127H227V126H226ZM232 127H233V126H232ZM237 127H238V125H237ZM1 128H2V127H1ZM1 128H0V129H1ZM27 128H28V127H27ZM35 128H36V126H35ZM49 128H51V126H50ZM63 128H65V127L63 126ZM67 128H69V127H67ZM92 128H93V127H92ZM98 128H99V127H98ZM107 128H108V127H107ZM172 128L174 129V125L172 126ZM183 128H184L185 131H186V128H185V127H183ZM201 128H202V127H201ZM201 128H200V130H201ZM207 128L210 129L211 126H207ZM212 128H213V127H212ZM212 128H211V129H212ZM224 128H225V127H224ZM227 128H228V127H227ZM258 128H260V127H258ZM22 129H25V128H22ZM77 129H78V128H77ZM79 129H80V128H79ZM84 129H85V128H84ZM86 129H87V128H86ZM88 129H89V128H88ZM100 129H101V127H100ZM100 129H99V130H100ZM116 129H117V128H116ZM159 129H160V127L158 128V130H159ZM163 129H164V128H162V129H160V130H163ZM170 129H171V128H170ZM187 129H188V128H187ZM195 129H197V128H195ZM198 129H199V128H198ZM203 129H204V128H203ZM211 129H210V132H212ZM225 129H226V128H225ZM233 129H236V128L233 127ZM244 129H246V128H244ZM28 130H30V129H28ZM39 130H40V129H39ZM43 130H44V127H43ZM49 130L51 131V129H49ZM55 130H56V127H55ZM57 130H58V129H57ZM59 130H60V129H59ZM62 130H64V129H62ZM71 130H73V129H71ZM89 130H90V129H89ZM92 130H93V129H91V132H92ZM106 130H107V129H106ZM158 130H157V131H158ZM168 130H169V129H168ZM182 130H183V129H182ZM205 130L207 131V129H205ZM212 130L214 131V130H216V129L214 128V129H212ZM228 130H229V129H228ZM231 130H232V129H231V127H230V131H231ZM236 130H238V128H237ZM240 130H241V126H240V128H239V131H240ZM3 131H4V130H3ZM8 131H9V130H8ZM13 131H14V130H13ZM18 131H19V129H18ZM25 131H26V130H25ZM50 131H49V132H50ZM79 131H80V130H79ZM95 131H96V129H95ZM101 131H102V130H101ZM101 131H100V132H101ZM133 131H134V130H133ZM154 131H156V130H154ZM157 131L154 132V133H157V134H155V135H156L157 138H158V135L161 134L162 131H160L161 133H159V131H158V132H157ZM163 131H164V130H163ZM169 131H170V130H169ZM172 131H173V132H170V133H168V134H172V133H174V135H175L174 130H172ZM188 131H190V130H188ZM192 131L194 132L195 130H192ZM196 131H197V130H196ZM196 131H195V132H196ZM225 131L227 132V130H225ZM233 131H234V130H233ZM255 131H256V130H255ZM4 132H5V131H4ZM16 132H17V129H16L14 135L16 134ZM21 132H22V134H23V131H21ZM39 132H42V131H39ZM49 132H48V133H49ZM62 132H63V131H62ZM64 132H65V131H64ZM64 132H63V133H64ZM102 132H104V130H103ZM112 132H113V130H112ZM164 132H165V131H164ZM178 132H179V131H178ZM181 132H183V131H181ZM186 132H187V131H186ZM186 132H185V134H186ZM190 132H191V131H190ZM195 132H194V133H195ZM200 132H201V131H200ZM217 132H218V131H217ZM252 132H253V130H252ZM27 133H28V132H27ZM43 133H44V131H43ZM50 133H51V132H50ZM59 133H61V132H59ZM66 133H67V132H66ZM83 133H84V132H83ZM109 133H111V132H109ZM116 133H117V132H116ZM123 133H124V132H123ZM152 133H153V132H152ZM152 133H151V134H152ZM158 133H159V134H158ZM166 133H167V132H166ZM191 133H192V132H191ZM191 133H190V134H191ZM206 133H208V131H207ZM212 133H213V132H212ZM212 133H211V135H212ZM214 133H215V132H214ZM221 133H222V132H221ZM227 133H228V132H227ZM241 133H242V132H241ZM243 133H244V131H243ZM243 133H242V134H243ZM24 134H25V133H24ZM24 134H23V135H24ZM30 134H31V133H30ZM40 134H41V133H40ZM45 134L47 135V133H45ZM55 134H56V133H55ZM61 134H62V133H61ZM61 134H60V135H61ZM76 134H78V133H76ZM81 134H82V131H81ZM96 134H97V133H96ZM106 134H107V132L105 133V135H106ZM130 134H131V133H130ZM168 134H165V135H168ZM179 134H180V133H179ZM183 134H184V133H182V135H183ZM185 134H184V135H185ZM187 134H189V133L187 132ZM190 134H189V135H190ZM198 134H199V131H198ZM198 134L195 133L194 135H195V136H198ZM208 134H209V133H208ZM216 134H217V133H216ZM225 134H226V133H225ZM232 134H233V133H232ZM232 134H231V135H232ZM237 134H238V133H237ZM250 134H253V133H250ZM262 134H264V133H262ZM37 135H38V134H37ZM37 135H36V136H37ZM51 135H52V134H51ZM79 135H80V133H79ZM91 135H92V134H91ZM153 135H154V134H153ZM155 135H154V137H155ZM161 135H162V134H161ZM161 135H159V136L162 137ZM172 135H173V134H172ZM172 135H170V136H172ZM192 135H193V134H192ZM211 135H210V136H211ZM217 135H218V134H217ZM217 135H216V136H217ZM15 136H16V135H15ZM33 136H34V134H33ZM41 136H42V135H41ZM83 136H84V135H83ZM89 136H90V135H89ZM107 136H108V135H107ZM199 136H201V135H199ZM205 136H206V135H205ZM205 136H204V137H205ZM207 136H208V135H207ZM222 136H223V135H222ZM225 136H226V135H225ZM229 136H230V135H229ZM229 136H228V137H229ZM248 136H249V135H248ZM259 136H260V135H259ZM22 137H24V136H22ZM22 137H21V138H22ZM25 137H26V136H25ZM44 137L46 138V136L43 135V138H44ZM48 137H49V136H48ZM53 137H54V136H53ZM58 137H59V136H58ZM65 137H66V136H65ZM68 137H69V135H68ZM85 137H86V136H85ZM164 137H165V136H164ZM186 137H187V136H186ZM201 137H203V136H201ZM213 137H214V136H213ZM240 137H241V136H240ZM5 138H6V137H5ZM5 138H4V139H5ZM9 138H10V137H9ZM13 138H14V137H13ZM16 138H17V137H16ZM16 138H15V139H16ZM28 138L30 139V136H29ZM34 138H35V137H34ZM36 138H37V137H36ZM89 138H90V137H89ZM152 138H153V137H152ZM176 138H177V137H176ZM176 138H175V139H176ZM184 138H185V137H184ZM184 138H183V139H184ZM197 138H198V137H197ZM208 138H209V137H208ZM210 138H211V137H210ZM210 138H209V139H210ZM243 138H244V137H243ZM243 138H241V139H243ZM7 139H8V138H7ZM15 139H13V140H15ZM18 139H19V138H18ZM39 139H40V138H39ZM50 139H51V137H50ZM55 139H56V138H55ZM69 139H72V138L69 137ZM80 139H81V138H80ZM154 139H155V138H154ZM162 139H163V138H162ZM169 139H170V138H169ZM194 139H196V138L194 137ZM211 139H212V138H211ZM224 139H225V138H224ZM227 139H228V138H227ZM233 139H234V138H233ZM233 139H232V140H233ZM238 139H239V138H238ZM238 139H237V140H238ZM245 139H246V137H245ZM5 140H6V139H5ZM16 140H17V139H16ZM21 140H22V139H21ZM24 140H25V139H24ZM24 140H22V141H24ZM30 140H31V139H30ZM37 140H38V139H37ZM51 140H53V139H51ZM58 140H60V139H58ZM81 140H82V139H81ZM116 140H117V139H116ZM155 140H156V139H155ZM155 140H154V143H155ZM164 140H165V138H164ZM190 140H191V139H190ZM207 140H208V139H207ZM232 140H231V141H232ZM243 140H244V139H243ZM256 140H257V139H256ZM260 140H261V139H260ZM1 141H2V140H1ZM3 141H4V140H3ZM22 141H21V142H22ZM26 141H27V140H26ZM48 141H49V140H48ZM54 141H56V140H54ZM54 141H53V142H54ZM70 141H71V140H70ZM74 141H75V140H74ZM79 141H80V140H79ZM84 141H85V140H84ZM92 141H93V138H92ZM100 141H101V140H100ZM156 141H157V140H156ZM181 141H182V140H181ZM181 141H178L177 143H179V142H181ZM187 141H188V140H187ZM195 141L197 142V140H195ZM195 141H194L193 143H195ZM214 141H215V140H213V142H214ZM219 141H220V139H219ZM238 141H239V140H238ZM244 141H246V140H244ZM39 142H40V141H39ZM44 142H45V141H44ZM51 142H52V141H51ZM62 142H63V141H62ZM62 142H61V143H62ZM64 142H65V140H64ZM67 142H68V141H67ZM112 142H113V141H112ZM161 142H162V141H161ZM167 142H169V141H167ZM175 142H176V140H175ZM183 142H185V141H183ZM183 142H182V143H183ZM190 142H191V141H190ZM190 142H189V143H190ZM199 142H200V141H199ZM216 142H217V141H216ZM223 142H224V140H223ZM228 142H229V141H228ZM228 142H227V143H228ZM246 142H247V141H246ZM16 143H17V142H16ZM30 143H31V142H30ZM41 143H42V142H41ZM41 143H40V144H41ZM45 143H47V142H45ZM55 143H56V142H55ZM58 143L60 144V142H58ZM70 143H71V142H70ZM88 143H89V142H88ZM95 143H96V142H95ZM103 143H104V140H103ZM185 143H186V142H185ZM191 143H192V142H191ZM200 143H201V142H200ZM203 143H204V142H203ZM218 143H219V142H218ZM218 143H216L217 146H218ZM220 143H221V142H220ZM240 143H241V140H240ZM240 143H239V145H240ZM243 143H244V142H243ZM12 144H13V143H12ZM12 144H11L10 146H12ZM19 144H20V143H19ZM31 144H32V143H31ZM33 144H34V142H33ZM33 144H32V145H33ZM59 144H58V145H59ZM68 144H69V142H68ZM68 144H67V146H68ZM71 144H72V143H71ZM74 144H76V143H74ZM74 144H73V145H74ZM81 144H82V143H81ZM86 144H87V142H86ZM149 144H150V143H149ZM168 144H169V143H168ZM204 144H205V143H204ZM208 144H210V143L208 142ZM225 144H226V143H225ZM225 144H224V146H225ZM237 144H238V143H237ZM241 144H242V143H241ZM4 145H5V144H4ZM47 145H48V144H47ZM63 145H64V144H63ZM105 145H106V144H105ZM110 145H111V144H110ZM182 145H183V144H182ZM185 145H186V144H185ZM185 145L183 146V148L185 147ZM193 145H194V144H193ZM198 145H199V144H198ZM202 145H203V144H202ZM206 145H207V144H206ZM231 145H232V144H231ZM16 146H17V145H16ZM21 146H22V145H21ZM26 146H27V145H26ZM26 146H25V147H26ZM52 146H53V145H52ZM70 146H71V145H70ZM91 146H92V144H91ZM107 146H109V145H107ZM118 146H119V145H118ZM123 146H124V145H123ZM127 146H128V145H127ZM129 146L133 147L132 144H130ZM194 146H195V145H194ZM208 146H209V145H208ZM212 146H214V145L212 144ZM212 146H211V147H212ZM227 146H228V145H227ZM234 146H236V145L234 144ZM256 146H257V145H256ZM1 147H2V146H1ZM12 147H13V146H12ZM23 147H24V146H23ZM23 147H22V148H23ZM33 147H34V146H33ZM45 147H46V146H45ZM55 147H56V145H55ZM58 147H60V146H58ZM65 147H66V146H65ZM92 147H93V146H92ZM102 147H104V145H103ZM179 147H180V146H179ZM191 147H192V146H191ZM201 147H202V146H201ZM214 147H216V145H215ZM219 147H220V146H219ZM222 147H223V145H222ZM236 147H237V146H236ZM10 148H11V147H10ZM30 148H31V147H30ZM61 148H62V146H61ZM90 148H91V147H90ZM90 148H89V149H90ZM105 148H107V147L105 146ZM109 148H110V147H109ZM122 148H125V147H122ZM128 148H130V147H128ZM138 148H139V147H138ZM138 148H137V149H138ZM145 148H146V147H145ZM155 148H156V147H155ZM158 148H160V146H159ZM174 148H175V147H174ZM194 148H195V147H194ZM203 148H204V147H203ZM207 148H208V150L210 151L209 147H207ZM227 148H228V147H227ZM237 148H238V147H237ZM237 148H236V150H237ZM1 149H3V148H1ZM6 149H7V148H6ZM14 149H15V148H14ZM16 149H17V148H16ZM51 149H52V148H51ZM96 149H97V148H96ZM115 149H116V148H115ZM115 149H114V151H116ZM120 149H121V148H120ZM120 149H119V150H120ZM126 149H127V148H126ZM135 149H136V148H135ZM140 149H141V148H140ZM192 149H193V148H192ZM198 149H200V148L198 147ZM217 149H218V151H219V148H216V150H214V151H216L217 154H218L219 152L217 151ZM222 149H223V151H224V148H222ZM225 149H226V148H225ZM230 149H234V148H231V146H230ZM244 149H245V148H244ZM257 149H258V148H257ZM259 149H260V148H259ZM259 149H258V150H259ZM21 150H22V149H21ZM25 150H26V149H25ZM35 150H36V149H35ZM49 150H50V149H49ZM55 150H56V149H55ZM55 150H54V151H55ZM91 150H92V149H91ZM91 150H90V151H91ZM109 150H110V149H109ZM117 150H118V148H117ZM129 150L131 151V149H129ZM148 150H149V149H148ZM153 150H154V149H153ZM158 150H159V149H158ZM158 150H157V151H158ZM174 150H177V148L174 149ZM206 150H207V149H206ZM206 150H205V151H206ZM208 150H207V151H208ZM211 150H212V149H211ZM228 150H229V149H228ZM228 150H227V151H228ZM236 150H234V151H236ZM238 150H239V149H238ZM245 150H247V149H245ZM253 150H254V149H253ZM10 151H11V150H10ZM13 151H15V150H13ZM16 151H17V150H16ZM29 151L31 152V150H29ZM32 151H34V150H32ZM83 151H84V150H83ZM111 151H113V150H111ZM124 151H125V150H124ZM124 151H123V152H124ZM126 151H127V150H126ZM140 151H141V150H140ZM169 151H170V150H169ZM182 151H183V150H182ZM182 151H181V152H182ZM199 151H200V150H199ZM209 151H208V153L206 152L208 155H209ZM214 151H213V152H214ZM240 151H241V150H240ZM248 151H249V150H248ZM0 152H1V151H0ZM17 152H18V151H17ZM19 152H21V151H19ZM49 152H50V151H49ZM56 152H57V150H56ZM70 152H71V151H70ZM74 152H75V151H74ZM76 152H77V151H76ZM131 152H132V151H131ZM136 152H137V150H136ZM141 152H142V151H141ZM141 152H140V153H141ZM149 152H150V151H149ZM154 152H155V150H154ZM154 152H153V153H154ZM160 152H162V151H159V153H156V154L160 156ZM189 152H190V150H189ZM189 152H188V154L191 153V156H193L192 151H191L190 153H189ZM201 152H203V151L201 150ZM210 152H211V151H210ZM243 152H244V150H243ZM250 152H251V151H250ZM250 152H249V154H250ZM252 152H255V150L252 151ZM256 152H257V151H256ZM22 153H23V151H22ZM32 153H33V152H32ZM37 153H38V152H37ZM59 153H60V151H59ZM81 153H82V152H81ZM117 153H118V152H117ZM127 153H128V152H127ZM235 153H236V152H235ZM238 153H240V152H238ZM238 153H237V154H238ZM244 153L247 154V152H244ZM244 153H243V155H244ZM258 153H259V151H258ZM3 154H4V153H3ZM10 154H11V153H10ZM10 154H9V156H10ZM13 154L15 155L14 152H13ZM16 154H19V153H16ZM24 154H25V153H24ZM26 154H27V153H26ZM26 154H25V155H26ZM47 154H48V153H47ZM47 154L45 153V155H47ZM51 154H52V153H51ZM62 154H63V153H62ZM69 154H70V153H69ZM122 154H123V153H122ZM130 154H132V153H130ZM149 154H151V153H149ZM161 154H163V152H162ZM168 154H170V152H169ZM168 154H166V155H168ZM173 154H174V152H173ZM182 154H186V155H187V153H184V151H183ZM194 154L197 156V154H199V153L196 154V153L194 152ZM203 154H204V153H203ZM224 154H225V153H224ZM240 154L242 155V151H241ZM249 154H248V155H249ZM253 154H254V153H252V155H253ZM4 155H5V154H4ZM25 155H24V156H25ZM28 155H29V154H28ZM40 155H41V154H40ZM71 155H72V154H71ZM84 155H85V154H84ZM138 155H139V154H138ZM140 155H141V154H140ZM144 155H145V154H144ZM146 155H148V154L146 153ZM170 155H171V154H170ZM170 155H169V159H170ZM174 155L177 156V154H174ZM208 155H207V156H208ZM211 155H212V154H210V157H211ZM229 155H231V154H229ZM254 155H255V154H254ZM261 155H262V154H261ZM0 156H1V155H0ZM18 156H19V155H18ZM35 156H36V155H35ZM43 156H44V155H42V156H40V157H43ZM58 156H59V155H58ZM66 156H67V154H66ZM73 156H74V155H73ZM78 156H79V155H78ZM78 156H77V157H78ZM85 156L87 157V155H85ZM85 156H84V157H85ZM92 156H93V155H92ZM151 156H153V154H152ZM163 156H164V155H163ZM180 156H181V155H180ZM198 156H199V155H198ZM212 156H213V155H212ZM225 156H226V155H225ZM227 156H228V155H227ZM234 156H235V155H234ZM239 156H240V155H239ZM239 156L237 155V158H238ZM249 156H250V155H249ZM255 156H256V155H255ZM14 157H15V156H14ZM20 157H21V156H20ZM26 157H27V156H26ZM50 157H51V156H50ZM50 157H49V158H50ZM70 157H72V156H70ZM70 157H68V158H70ZM79 157H80V156H79ZM86 157H85V158H86ZM128 157H130V156H128ZM133 157H134V156H133ZM160 157H161V156H160ZM213 157H214V156H213ZM217 157H218V156H217ZM217 157H214V158H217ZM219 157H220V156H219ZM219 157H218V158H219ZM259 157H260V156H259ZM23 158H24V157H23ZM23 158H22V159H23ZM43 158H44V157H43ZM45 158H47V157L45 156ZM72 158H73V157H72ZM125 158H127V157H125ZM174 158H176V157H174ZM184 158H185V156H184ZM203 158H204V157H203ZM206 158H207V157H205V159H206ZM218 158H217V159H218ZM235 158H236V156H235ZM12 159H13V158H12ZM14 159H15V158H14ZM62 159H63V157H62ZM80 159H81V158H80ZM87 159H88V158H87ZM109 159H110V158H109ZM148 159H149V158H148ZM154 159H155V157H154ZM156 159H157V158H156ZM191 159H192V158H191ZM201 159H202V158H201ZM209 159H210V158H209ZM247 159H248V158H247ZM257 159H258V158H257ZM15 160H16V159H15ZM24 160H25V159H24ZM49 160H50V159H49ZM83 160H84V159H83ZM150 160H151V159H150ZM197 160H198V159H197ZM197 160H196V162H197ZM199 160H200V159H199ZM228 160H229V159H228ZM235 160H236V159H235ZM237 160H238V159H237ZM250 160H252V159L250 158ZM258 160H259V159H258ZM11 161H12V160H11ZM26 161H27V160H26ZM52 161H53V160H52ZM71 161H73V160H71ZM75 161H77V160H75ZM81 161H82V159H81ZM142 161H144V160H142ZM147 161H148V160H147ZM147 161H146V162H147ZM161 161H162V160H161ZM179 161H180V160H179ZM188 161H189V160H188ZM188 161H187V164H188ZM202 161H204V159H203ZM241 161H244V160H241ZM248 161H249V160H248ZM252 161H253V162L255 161V163L258 164L256 160L253 159ZM260 161H261V163H260L259 166H261L262 161H264V160H262V157H260ZM12 162H13V161H12ZM12 162H11V163H12ZM29 162L31 163V161H29ZM29 162H28V163H29ZM83 162H84V161H83ZM89 162H90V161H89ZM144 162H145V161H144ZM157 162H158V161H157ZM181 162H182V161H181ZM196 162H195V163H196ZM198 162H199V161H198ZM230 162H231V161H230ZM235 162H236V161H235ZM1 163H4V162H1ZM7 163H8V162H7ZM9 163H10V162H9ZM19 163H20V162H19ZM24 163H25V162H23V164H24ZM30 163H29V164H30ZM64 163H65V162H64ZM69 163H70V162H69ZM71 163H72V162H71ZM78 163H79V162H78ZM160 163H161V162H160ZM183 163H184V162H183ZM183 163H182V164H183ZM189 163H190V161H189ZM206 163H208V162H206ZM212 163H213V162H212ZM226 163H227V161H226ZM241 163H242V162H241ZM246 163H247V161H246ZM246 163H245V166H246ZM248 163L250 164V162H248ZM248 163H247V165H248ZM255 163H251L250 165H252V164L255 165ZM5 164H6V163H5ZM12 164H13V163H12ZM12 164H11V165H12ZM20 164H22V163H20ZM20 164H18V165H20ZM31 164H33V163H31ZM36 164H37V163H36ZM54 164H55V163H54ZM86 164H87V163H86ZM127 164H128V163H127ZM148 164H149V163H148ZM165 164H166V163H164V166H163V167L166 166ZM168 164H169V163H168ZM168 164H167V165H168ZM175 164H177V162H176ZM182 164H181V166H182ZM204 164H205V163H204ZM208 164H209V163H208ZM215 164H216V163H215ZM215 164H214V165H215ZM224 164H225V163H224ZM228 164H229V163H228ZM242 164H243V163H242ZM2 165H3V164H2ZM2 165H1V166H2ZM15 165H16V164H15ZM18 165H16V166H18ZM67 165H68V164H67ZM90 165H91V164H90ZM119 165H120V164H119ZM135 165H136V164H135ZM140 165H141V164H140ZM172 165H173V164H170L171 169L173 168ZM190 165H191V166H192V165L195 166V164H190ZM197 165H198V164H197ZM202 165H203V163H202ZM210 165H211V163H210ZM214 165H213V166H214ZM231 165H232V164H231ZM234 165H235V163H234ZM236 165H237V164H236ZM236 165H235V166H236ZM243 165H244V164H243ZM253 165H252V166H253ZM9 166H10V165H9ZM13 166H14V165H13ZM21 166H22V165H21ZM27 166H29V165H26V167H27ZM38 166H39V165H38ZM38 166H37V167H38ZM57 166H58V165H57ZM84 166H85V165H84ZM92 166H93V165H91V167H92ZM121 166H122V164H121ZM137 166H139V165H137ZM144 166H145V164H144ZM144 166H143V167H144ZM160 166H161V165H160ZM170 166H167V167H170ZM175 166H176V165H175ZM185 166H186V162H185ZM188 166H189V165H188ZM199 166H201V165L199 164ZM218 166H219V164H218ZM218 166H217V164H216L215 168L218 167ZM235 166H234V167H235ZM262 166H264V165H262ZM29 167H30V166H29ZM50 167H51V165H50ZM91 167H90V168H91ZM140 167H141V166H140ZM148 167H149V166H148ZM161 167H162V166H161ZM167 167H166V168H167ZM177 167H178V169H179V166H177ZM186 167H187V166H186ZM189 167H190V166H189ZM202 167H203V166H202ZM219 167H220V166H219ZM221 167H222V166H221ZM224 167H225V166H224ZM229 167H230V166H229ZM234 167H231L230 169H232V168H234ZM241 167H243V166H241ZM246 167L248 168V167H250V166H246ZM4 168H5V167H4ZM6 168H7V166H6ZM27 168H28V167H27ZM30 168H31V167H30ZM35 168H36V167H34V165H33V168H32V169H35ZM70 168H71V167H70ZM136 168H137V167H136ZM136 168H134V169H136ZM152 168H153V167H152ZM166 168H164V170H166ZM174 168L176 169V167H174ZM183 168H184V167H183ZM190 168H192V167H190ZM198 168H199V167H198ZM212 168H213V167H212ZM237 168H238V167H236L235 169H237ZM247 168H246V169H247ZM254 168H255V167H254ZM17 169H18V168H17ZM42 169H43V168H42ZM113 169H114V168H113ZM138 169H139V168H138ZM154 169H155V168H154ZM168 169H170V168H168ZM178 169H176V170H178ZM180 169H181V167H180ZM185 169H188V168H185ZM185 169H183V170H185ZM208 169H209V168L207 167V170H208ZM235 169H234V170H235ZM238 169H239V168H238ZM240 169L242 170V168H240ZM249 169L252 170V168H249ZM258 169H259V168H258ZM258 169H257V170H258ZM261 169H262V167L260 168V170H261ZM30 170H31V169H30ZM38 170H39V169H38ZM111 170H112V168H111ZM120 170H122V169H120ZM132 170H133V169H132ZM132 170H131V171H132ZM145 170H148V171H149L150 168H149V169H146V168H145ZM151 170L153 171V169H151ZM162 170H163V168H162ZM164 170L162 171L163 173H164ZM192 170H193V169H192ZM201 170H202V169H201ZM204 170H205V169H204ZM210 170H211V169H209V172H208V173H210ZM214 170H215V169H214ZM217 170L219 171L220 169L217 168ZM217 170H216L215 172H218ZM225 170H226V168H224V172H225ZM227 170L229 171V168H228ZM227 170H226V171H227ZM1 171H2V170H1ZM4 171H5V170H4ZM26 171L28 172L27 169H26ZM34 171H35V170H34ZM57 171L59 172V170H57ZM62 171H63V170H62ZM94 171H95V170H94ZM118 171H119V170H118ZM122 171H123V170H122ZM126 171H127V170H126ZM128 171H129V170H128ZM134 171H135V170H134ZM142 171H143V170H142ZM142 171H141V172H142ZM152 171H150V172H152ZM170 171H171V170H170ZM174 171H175V170H174ZM178 171H180V170H178ZM181 171H182V169H181ZM188 171H190V170L188 169ZM188 171L186 170V173H185V174H188ZM193 171H194V170H193ZM193 171H192V172H193ZM195 171H197V170L195 169ZM195 171H194L193 174L196 175V172H195ZM228 171H227L228 174H226V173H224V174H226V175H230L232 172H234V171H231V170H230L231 173L229 174ZM239 171H240V170H239ZM242 171H243V170H242ZM244 171L246 172V170H244ZM244 171H243V172H244ZM262 171H264V170H262ZM262 171H260V172H262ZM5 172H6V171H5ZM36 172H37V171H36ZM92 172H93V171H92ZM110 172L112 173V171H110ZM113 172H114V171H113ZM138 172L140 173V171H138ZM143 172H144V171H143ZM158 172H159V170H157V175H158ZM162 172H161V173H162ZM200 172H201V171H200ZM200 172L198 171L197 173L200 174ZM212 172H213V174H215V175L217 174V173H214L213 169H212ZM240 172H241V171H240ZM240 172H239V173H240ZM245 172H244V173H245ZM251 172H252V171H251ZM8 173H9V172H8ZM10 173H12V171H11ZM23 173H26V172H22L21 174L23 175ZM38 173H39V172H38ZM49 173H50V172H49ZM76 173H77V172H76ZM86 173H87V172H86ZM90 173H91V172H90ZM117 173H118V172H117ZM126 173H127V172H126ZM144 173L147 174V172H144ZM154 173H155V171H154ZM172 173L174 174V172H172ZM176 173H177V172H176ZM189 173H190V172H189ZM218 173H219V175H221V174H223V171H222L221 174H220V172H218ZM234 173L236 174V172H234ZM234 173H233V174H234ZM239 173H238V174H239ZM241 173H242V172H241ZM241 173H240V175H243V173H242V174H241ZM246 173H247V172H246ZM0 174H1V172H0ZM18 174H19V173H18ZM55 174H57V173H55ZM60 174H61V173H60ZM80 174H81V173H80ZM91 174H92V173H91ZM129 174H132V173H129ZM148 174H149V172H148ZM150 174H151V173H150ZM166 174H167V172H166ZM170 174H171V173H170ZM185 174H182V177H183V178H185V177H184ZM204 174H205V173H204ZM204 174H203V176H205ZM213 174H212V175H213ZM233 174H231V176H232ZM253 174H254V173H253ZM253 174H252V175H253ZM255 174L257 175L258 173H255ZM255 174H254V175H255ZM2 175H3V173H2ZM6 175H9V174H6ZM16 175H17V174H16ZM16 175H15V176H16ZM19 175H20V174H19ZM57 175H58V174H57ZM57 175H56V176H57ZM85 175H86V174H85ZM159 175H160V174H159ZM164 175H165V174H164ZM167 175H169V174H167ZM167 175H166V176H167ZM176 175H177V174H176ZM179 175H180V174H179ZM179 175H178V177H180ZM183 175H184V176H183ZM197 175H198V174H197ZM217 175H218V174H217ZM219 175H218V176H219ZM236 175H237V174H236ZM240 175H237V176H238V177H237L238 179H239V176H240ZM254 175H253V176H254ZM31 176H33V175H31ZM36 176H37V175H36ZM44 176H45V175H44ZM44 176H43V177H44ZM117 176H119V175H117ZM133 176H134V175H133ZM141 176L143 177V176H145V175H143V173H142ZM149 176H152V175H149ZM171 176H173V175L167 176V178L170 177V179H171ZM174 176H175V175H174ZM189 176H190V174H189ZM206 176H207V175H206ZM223 176H224V175H222V177H223ZM231 176H229V177H231ZM233 176H235V175H233ZM233 176H232V177H233ZM257 176H258V175H257ZM259 176H260V175H259ZM1 177H2V176H1ZM1 177H0V178H1ZM3 177H5V176H3ZM27 177H28V176H27ZM27 177L25 176V178H27ZM51 177H52V176H51ZM97 177H98V176H97ZM131 177H132V175H131ZM134 177H135V176H134ZM136 177H137V176H136ZM142 177L139 176L140 179H141ZM178 177H177V180L179 179ZM182 177H180V179H179L178 181H180ZM190 177H191V176H190ZM195 177H197V176H194V178H195ZM201 177H202V176H201ZM207 177H208V176H207ZM214 177H215V176H214ZM224 177H225V176H224ZM226 177H228V176H226ZM226 177H225V181H227V180L229 181V179H228L229 177L227 178V180H226ZM232 177H231V178H232ZM243 177H245V176L243 175L241 178H243ZM21 178H22V177H21ZM33 178H34V177H33ZM68 178H69V177H68ZM68 178H67V179H68ZM124 178H125V177H124ZM129 178H130V177H129ZM149 178H150V177H149ZM247 178H248V177H247V175H246V179H247ZM250 178H251V177H250ZM262 178H264V177H262ZM3 179H5V178H3ZM19 179H20V178H19ZM116 179H117V177H116ZM132 179H134V178L132 177ZM146 179H147V177H146ZM150 179H152V178H150ZM190 179H191V178H190ZM192 179H193V178H192ZM199 179L202 180V178H199ZM213 179H214V178H213ZM213 179H212V180H213ZM234 179H235V178H234ZM5 180H7V177H6ZM12 180H13V179H12ZM45 180H46V179H45ZM134 180H135V179H134ZM138 180H139V179H138ZM144 180H145V179H144ZM165 180H166V178H165ZM177 180H176V181H177ZM184 180L187 181L188 178H187V179H186V178L183 179V181H184ZM193 180H195V179H193ZM193 180H192V181H193ZM200 180H199V181H200ZM223 180H224V179H223ZM240 180H241V179H240ZM243 180H244V181H247L248 179L245 180V179L243 178ZM243 180H242V181H243ZM256 180H257V178H256ZM258 180H259V179H258ZM2 181H4V180H2ZM2 181H1V182H2ZM20 181H21V180H20ZM27 181H28V180H27ZM38 181H40V180H38ZM97 181H98V180H97ZM113 181H114V178H113ZM158 181H159V180H158ZM215 181H216V180H215ZM228 181H227L226 183H228ZM232 181H233V183H234V180H233V179H232ZM236 181H237V180H236ZM238 181H239V180H238ZM238 181H237V182H238ZM242 181H239V183H242ZM249 181H250V180H248V182H249ZM251 181H252V180H251ZM105 182H106V181H105ZM123 182H124V181H123ZM125 182H126V181H125ZM130 182H131V181H130ZM142 182H143V181H142ZM142 182L140 181L141 184H142ZM163 182H164V180H163ZM200 182H202V181H200ZM205 182H206V181H205ZM210 182H211V181H210ZM24 183H25V182H24ZM46 183H47V182H46ZM46 183H45V184H46ZM58 183H60V182H58ZM58 183H57V184H58ZM101 183H103V182H101ZM106 183H107V182H106ZM118 183H119V182H118ZM156 183H157V182H156ZM178 183H179V182H178ZM190 183H191V182H189L188 184H190ZM193 183H194V182H193ZM226 183H225V186H226ZM231 183H232V182H231ZM245 183H246V182H245ZM27 184H29V183H27ZM31 184H32V183H31ZM48 184H49V183H48ZM48 184H47V186H48ZM57 184H56V185H57ZM69 184L71 185V183H69ZM69 184H68V185H69ZM73 184H74V183H73ZM103 184H104V183H103ZM111 184H112V183H111ZM128 184H129V182H128ZM131 184H132V183H131ZM152 184H153V183H152ZM167 184H168V183H167ZM181 184H182V183H181ZM183 184H185V183H183ZM219 184H220V183H219ZM5 185H6V184H5ZM11 185H12V183H11ZM23 185H24V184H23ZM51 185H52V184H51ZM53 185H54V184H53ZM106 185H107V184H106ZM133 185H134V184H133ZM142 185H143V184H142ZM157 185H158V184H157ZM160 185H161V184H160ZM160 185H159V186H160ZM164 185H165V184H164ZM168 185H169V184H168ZM192 185H193L194 187H196V185L198 186V185H200V184L197 183L196 185H194V184H192ZM207 185H208V184H207ZM209 185H210V183H209ZM212 185H213V183H212ZM228 185H230V184H227V186H228ZM240 185H241V184H240ZM257 185H258V184H257ZM19 186H20V185H19ZM21 186H22V185H21ZM30 186H31V185H30ZM66 186H67V185H66ZM71 186H72V185H71ZM107 186H108V185H107ZM136 186H137V185H136ZM139 186H140V185H139ZM162 186H163V185H162ZM188 186H189V185H188ZM202 186H204V185L202 184ZM210 186H211V185H210ZM233 186H234V185H233ZM236 186H237V185H236ZM238 186H239V184H238ZM238 186H237V187H238ZM4 187H5V186H4ZM33 187H34V186H33ZM37 187H38V186H37ZM37 187H36V188H37ZM48 187H49V186H48ZM54 187H55V186H54ZM60 187H61V184H60ZM127 187H128V186H127ZM141 187H142V186H141ZM141 187H140V188H141ZM150 187H152V186H150ZM155 187H156V186H155ZM168 187H169V186H168ZM205 187H206V185H205ZM205 187H204V188H205ZM208 187H209V186H208ZM221 187H224V186H221ZM229 187H230V186H228V188H229ZM243 187H244V186H243ZM1 188H2V187H1ZM10 188H11V187H10ZM76 188H77V187H76ZM161 188H162V187H161ZM161 188H159V189H161ZM164 188H165V187H164ZM206 188H207V187H206ZM224 188H225V187H224ZM224 188H223V189H224ZM226 188H227V187H226ZM228 188H227V189H228ZM235 188H236V187H235ZM235 188H234V189H235ZM238 188L240 189L241 186L238 187ZM252 188H253V187H252ZM31 189H33V188H31ZM34 189H35V187H34ZM37 189H38V188H37ZM73 189H74V188H73ZM143 189H144V188H143ZM149 189H150V188H148V190H149ZM153 189H154V188H153ZM167 189H168V188H167ZM170 189H171V188H170ZM172 189H173V188H172ZM174 189H175V187H174ZM181 189H182V188H181ZM184 189H186V188H184ZM184 189H183V190H184ZM193 189H195V188H193ZM198 189H199V186H198ZM227 189H226V190H227ZM231 189H232V188H231ZM236 189H237V188H236ZM239 189H238V191H239ZM256 189H257V188H256ZM3 190H4V189H3ZM26 190H27V188H26ZM42 190H43V189H42ZM58 190H59V189H58ZM69 190H70V189H69ZM71 190H72V189H71ZM71 190H70V191H71ZM77 190H78V189H77ZM140 190H141V189H140ZM151 190H152V189H151ZM154 190H155V189H154ZM161 190H162V189H161ZM196 190H197V187H196ZM199 190H200V189H199ZM204 190H205V189H204ZM204 190H203V191H204ZM211 190H212V189H211ZM213 190H214V189H213ZM216 190H217V189H216ZM4 191H5V190H4ZM11 191H12V190H11ZM16 191H17V190H16ZM32 191H33V190H32ZM40 191H41V190H40ZM55 191H56V190H55ZM55 191H53V192H55ZM61 191H62V190H61ZM74 191H75V190H74ZM80 191H81V190H80ZM103 191H104V190H103ZM107 191H108V190H107ZM126 191H127V190H126ZM138 191H139V189H138ZM145 191H146V189H145ZM158 191H159V190H158ZM164 191H167V190L164 189ZM184 191H186V190H184ZM200 191H202V190H200ZM209 191H210V190H209ZM231 191H232V190H231ZM257 191H258V190H257ZM259 191H260V190H259ZM7 192H9V191H7ZM22 192H23V191H22ZM26 192H28V191H26ZM57 192H58V191H57ZM94 192H95V191H94ZM108 192H109V191H108ZM133 192H134V191H133ZM136 192H137V191H136ZM153 192H154V191H153ZM172 192H174V190H173ZM175 192H177V190H176ZM186 192H187V191H186ZM190 192H191V190H190ZM207 192H208V191H207ZM213 192H214V191H213ZM213 192H212L211 194H213ZM215 192H217V191H215ZM224 192L227 193V191H224ZM224 192H223V193H224ZM1 193H2V192H1ZM4 193H5V192H4ZM4 193H3V194H4ZM9 193H10V192H9ZM33 193H34V192H33ZM64 193H65V191H64ZM119 193H122V192L120 191ZM130 193H131V191H130ZM155 193H156V192H155ZM164 193H165V192H164ZM193 193H194V192H193ZM217 193H218V192H217ZM228 193H229V192H228ZM228 193H227V194H228ZM7 194H8V193H7ZM7 194H5V195H7ZM10 194H11V193H10ZM12 194H14V196H15V193H13V191H12ZM12 194H11V196H12ZM30 194H32V193H30ZM50 194H51V192H50ZM55 194H56V193H55ZM55 194H54V196H55ZM95 194H96V193H95ZM113 194H114V193H113ZM123 194H124V193H123ZM126 194H127V193H126ZM134 194H135V193H134ZM139 194H140V193H139ZM141 194H142V193H141ZM145 194H146V193H145ZM148 194H149V193H147V195H148ZM160 194H162V193H160ZM167 194H168V191H167ZM173 194H174V193H173ZM175 194H176V193H175ZM175 194H174V195H175ZM194 194L196 195V193H194ZM197 194H199V193H197ZM206 194H207V193H206ZM206 194H204V195H206ZM219 194H221V193L219 192ZM231 194H232V193H231ZM233 194H234V193H233ZM235 194H236V193H235ZM237 194H239V193H237ZM261 194H262V193H261ZM17 195H18V194H17ZM27 195H28V194H27ZM38 195L41 196L40 194H38ZM62 195H63V192H62ZM115 195H116V194H115ZM118 195H119V194H118ZM124 195H125V194H124ZM157 195H158V193H157ZM164 195H166V194H164ZM169 195H170V194H169ZM180 195H181L180 198H182V194H180ZM183 195H184V194H183ZM190 195H192V194H190ZM221 195H223V194H221ZM251 195H252V194H251ZM1 196H2V195H1ZM7 196H8V195H7ZM29 196H30V195H29ZM31 196H32V195H31ZM43 196H44V195H43ZM43 196H42V197H43ZM48 196H49V195H48ZM48 196H47V197H48ZM155 196H156V195H155ZM176 196H177V194H176ZM184 196H185V195H184ZM184 196H183V197H184ZM192 196H193V195H192ZM192 196H190V197H192ZM197 196H198V195H197ZM199 196H200V195H199ZM199 196H198V197H199ZM201 196H202V195H201ZM225 196H226V195H225ZM227 196H228V195H227ZM227 196H226V197H227ZM261 196H262V195H261ZM16 197H17V196H16ZM33 197H34V196H33ZM49 197H50V196H49ZM49 197H48V198H49ZM81 197H82V196H81ZM83 197H84V196H83ZM92 197H93V196H92ZM92 197H91V198H92ZM104 197H106V196H104ZM107 197H108V196H107ZM107 197H106V198H107ZM109 197H111V196H109ZM112 197H113V196H112ZM112 197H111V198H112ZM114 197H115V196H114ZM125 197H126V196H125ZM140 197H141V196H140ZM172 197H175V196H172ZM185 197L187 198V196H185ZM188 197H189V196H188ZM228 197H229V196H228ZM230 197H231V196H230ZM232 197H233V196H232ZM3 198H4V197H3ZM6 198H7V197H6ZM9 198H10V197H9ZM21 198H22V197H21ZM21 198H19V200H20ZM35 198H36V197H35ZM37 198H38V197H37ZM39 198H40V197H39ZM44 198H45V197H44ZM122 198H123V197H122ZM127 198H128V197H127ZM130 198H131V197H130ZM149 198L151 199V196H150ZM152 198H154V195L152 196ZM175 198H176V197H175ZM177 198H178V196H177ZM194 198H195V197H194ZM222 198H224V196H223ZM240 198H242V196H241ZM243 198H244V197H243ZM246 198H247V197H246ZM0 199H1V198H0ZM11 199H12V198H11ZM11 199H10V200H11ZM24 199H25V198H24ZM49 199H50V198H49ZM67 199H68V198H67ZM78 199H79V196H78ZM80 199H81V198H80ZM107 199H108V198H107ZM113 199H114V198H113ZM113 199H112V200H113ZM119 199H120V197H119ZM134 199H135V198H134ZM141 199H142V198H141ZM144 199H145V198H144ZM197 199H198V198H197ZM205 199H206V198H205ZM244 199H245V198H244ZM247 199H248V198H247ZM7 200H9V199H7ZM15 200H16V199H15ZM17 200H18V198H17ZM46 200H47V199H46ZM50 200H52V199H50ZM54 200H55V199H54ZM57 200H58V199H57ZM84 200H85V199H84ZM116 200H117V199H116ZM124 200L127 201L126 199H124ZM124 200H123V201H124ZM131 200H132V199H131ZM138 200H139V199H138ZM172 200H173V199H172ZM178 200H180V199H178ZM191 200L193 201V200H195V199H192V198H191ZM199 200H200V199H198V201H199ZM213 200H214V199H213ZM231 200H232V199H231ZM235 200H236V199H235ZM248 200H249V199H248ZM253 200H254V199H253ZM256 200H257V199H256ZM258 200H259V199H258ZM21 201L23 202V200H21ZM27 201H28V200H27ZM38 201H39V200H38ZM38 201H36V202H38ZM41 201H42V200H41ZM43 201H44V200H43ZM60 201H61V199H60ZM66 201H67V200H66ZM87 201H88V200H87ZM117 201L119 202V200H117ZM117 201H116V202H117ZM123 201H122V202H123ZM148 201H149V200H148ZM150 201H151V200H150ZM169 201H170V200H169ZM185 201H186V200H185ZM188 201H189V200H188ZM195 201H196V200H195ZM240 201H242V200H240ZM244 201H245V200H244ZM260 201H261V200H260ZM0 202H1V201H0ZM7 202H8V201H7ZM7 202H6V203H7ZM11 202H12V201H11ZM11 202H10V203H11ZM16 202H17V201H16ZM32 202H34V201L31 200L30 203H32ZM46 202H48V201H46ZM52 202H53V201H52ZM56 202H58V201H56ZM70 202H72V201H70ZM70 202H68V203H70ZM83 202H84V201H82V203H83ZM88 202H89V201H88ZM111 202H112V201H111ZM113 202L115 203V201H113ZM129 202H130V200L128 199V203H129ZM131 202H132V201H131ZM135 202L137 203V201H135ZM143 202H144V201H143ZM159 202H160V201H159ZM179 202H180V201H179ZM179 202H178V203H179ZM183 202H184V201H183ZM207 202H208V201H207ZM219 202H220V201H219ZM226 202H227V201H226ZM242 202H243V201H242ZM246 202H247V201H246ZM1 203H2V202H1ZM8 203H9V202H8ZM17 203H18V202H17ZM40 203H41V202H40ZM44 203H45V201H44ZM58 203H59V202H58ZM62 203H63V201H62ZM72 203H73V202H72ZM82 203H81V201H80V204H82ZM85 203H86V202H85ZM148 203H149V202H148ZM153 203H154V201L152 202V204H153ZM160 203H162V201H161ZM164 203H166V202H164ZM171 203H172V202H171ZM171 203H169V204H171ZM197 203H198V202H197ZM216 203H218V202H216ZM259 203H262V202H259ZM12 204H13V203H12ZM18 204H19V203H18ZM24 204H25V203H24ZM34 204L36 205L37 203H34ZM34 204H33V205H34ZM38 204H39V202H38ZM55 204H57V203H55ZM66 204H67V203H66ZM88 204H89V203H88ZM95 204H96V203H95ZM100 204H101V203H100ZM123 204H124V203H123ZM132 204H133V203H132ZM137 204H139V203H137ZM141 204L143 205L142 202H141ZM150 204H151V202H150ZM175 204H177V203H175ZM191 204H192V203H191ZM220 204H221V203H220ZM230 204H232V203H230ZM230 204H229V205H230ZM251 204H252V203H251ZM8 205H9V204H8ZM25 205H27V202H26ZM41 205H44V204L41 203ZM48 205H49V204H48ZM48 205H47V207H48ZM61 205H62V204H61ZM63 205H64V204H63ZM67 205H68V204H67ZM86 205H87V204H86ZM98 205H99V204H98ZM107 205H108V204H107ZM118 205H119V204H118ZM135 205H136V204H135ZM172 205H173V204H172ZM202 205H203V204H202ZM225 205H226V204H225ZM225 205H224V206H225ZM241 205H242V204H241ZM249 205H250V204H249ZM261 205H262V204H261ZM22 206H24V205H22ZM31 206H32V204H31ZM52 206H53V205H52ZM55 206H56V205H55ZM65 206H66V205H65ZM69 206H71V205H69ZM73 206H74V205H73ZM82 206H83V205H82ZM84 206H85V205H84ZM151 206H152V205H151ZM167 206H168V205H167ZM175 206H176V205H175ZM193 206H195V205H193ZM197 206H198V205H197ZM197 206H196V207H197ZM216 206H217V205H216ZM242 206H243V205H242ZM242 206H241V207H242ZM252 206H253V205H252ZM262 206H264V205H262ZM10 207H13V206L11 205ZM14 207L16 208L17 206L14 205ZM45 207H46V205H45ZM49 207H50V205H49ZM57 207H58V205H57ZM60 207H61V206H60ZM60 207H59V208H60ZM66 207H68V206H66ZM75 207H76V205H75ZM96 207H98V206H96ZM101 207H102V206H101ZM103 207H104V206H103ZM125 207H126V205H125ZM176 207H177V206H176ZM178 207H179V206H178ZM185 207H186V206H185ZM185 207L183 208V210L185 209ZM196 207H193V208H196ZM201 207H202V206H201ZM201 207H200V208H201ZM218 207H219V206H218ZM225 207H226V206H225ZM225 207H222V208H224V209L227 211V209H226ZM233 207H234V206H233ZM236 207H237V206H236ZM238 207H239V206H238ZM246 207H247V206H246ZM249 207H250V206H249ZM257 207H258V206H257ZM259 207H260V206H259ZM0 208L2 209V207H0ZM23 208H24V207H23ZM32 208H33V207H32ZM42 208H43V207H42ZM51 208H52V207H51ZM70 208H71V207H70ZM70 208H69V209H70ZM72 208H73V207H72ZM88 208H89V207H88ZM88 208H87V210H88ZM92 208H93V206H92ZM135 208L137 209V207H135ZM139 208H140V207H139ZM148 208H149V207H148ZM151 208H152V207H150L149 209H151ZM159 208H160V207H159ZM159 208H158V209H159ZM174 208H175V207H174ZM190 208H191V209H190ZM200 208L197 207V209H200ZM209 208H211V207H209ZM213 208H214V207H213ZM215 208H216V207H215ZM219 208H220V207H219ZM222 208H221V209H222ZM252 208H253V207H252ZM255 208H256V207H255ZM255 208H254V209H255ZM40 209H41V208H40ZM63 209H64V208H63ZM94 209H95V208H94ZM120 209H121V208H120ZM141 209H142V208H141ZM152 209H153V208H152ZM162 209H163V208H162ZM162 209H161V210H162ZM177 209H178V208H177ZM181 209H182V207H181ZM181 209H178V210H181ZM188 209H189L188 211H192V206H191V207L189 206ZM211 209H212V208H211ZM228 209H229V208H228ZM230 209H231V208H230ZM234 209H235V207H234ZM236 209H237V208H236ZM245 209H246V208H245ZM30 210H31V209H30ZM44 210H46V209H44ZM84 210H85V209H84ZM114 210H115V209H114ZM124 210H125V209H124ZM138 210H140V209H138ZM143 210H144V209H143ZM145 210H146V209H145ZM166 210H168L167 207H166ZM171 210H172V209H171ZM175 210H176V208H175ZM183 210H182V211H183ZM202 210H203V207H202ZM206 210H208V209H206ZM214 210H215V209H214ZM214 210H212V211H214ZM219 210H220V209H219ZM219 210H217V212H218ZM232 210H233V209H231V211H232ZM250 210H251V209H250ZM262 210H264V209H261V212H260V213H262ZM2 211H3V210H2ZM31 211H32V210H31ZM35 211H37V210H35ZM51 211H52L51 213H53V210H51ZM107 211H108V210H107ZM118 211H119V210H118ZM118 211H115V212H118ZM122 211H123V210H122ZM132 211H135V210H132ZM152 211H154V210H152ZM156 211H158V210H156ZM182 211H181V212H182ZM193 211H194V210H193ZM215 211H216V210H215ZM215 211H214V212H215ZM222 211H223V210H222ZM222 211H221V213L224 212V211H223V212H222ZM233 211H234V210H233ZM239 211H240V210H239ZM239 211H237V212H238V213L243 212V211H241V212H239ZM248 211H249V210H248ZM248 211H247V212H248ZM254 211H256V210H253V211H252L253 213H249V214H250L249 216H248V213H247V216L250 217L251 214H252V215H253V214H256L259 210L256 211V213H254ZM3 212H4V211H3ZM37 212H38V211H37ZM39 212H40V210H39ZM42 212H43V211H42ZM56 212H57V214H59V216H60V212H61V211H60L59 213H58V211H56ZM66 212H67V211H66ZM74 212H75V211H74ZM90 212H91V211H90ZM90 212H89V213H90ZM93 212H94V211H93ZM129 212H130V210H129ZM145 212H146V211H145ZM158 212H160V211H158ZM158 212H157V214H158ZM173 212H174V210H173ZM186 212H187V211H186ZM194 212H195V211H194ZM217 212H215V213L217 214ZM234 212H235V211H234ZM46 213H47V212H46ZM83 213H85V212H83ZM96 213H97V212H96ZM99 213H100V210H99ZM124 213H125V211H124ZM124 213H123V214H124ZM131 213H132V215L134 214L133 212H131ZM143 213H144V212H143ZM146 213H147V212H146ZM153 213H154V212H153ZM167 213H168V212H167ZM184 213H185V211H184ZM184 213H183V214H184ZM191 213H192V212H191ZM211 213L213 214V212H211ZM219 213H220V211H219ZM221 213H220V214H221ZM225 213H226V212H225ZM238 213H237V216H234L233 214L230 215V216L228 215V216L230 217V218L228 217V219H232V216H233L234 218H235V217H238ZM244 213H245V212H243V215H244L245 217H244V216L241 217L240 215H239V216H240L241 218H248V217H246V213H245V214H244ZM258 213H259V212H258ZM258 213H257V214H258ZM260 213H259V214H260ZM0 214H1V213H0ZM37 214H38V213H37ZM44 214H45V213H44ZM63 214H64V213H63ZM94 214H95V213H94ZM104 214H105V213H104ZM107 214H108V213H107ZM117 214H118V213H117ZM128 214H130V213H128ZM128 214H127V215H128ZM170 214H171V213H170ZM172 214H173V213H172ZM189 214H190V213H189ZM195 214H196V213H195ZM195 214H194V215H195ZM201 214H202V213H201ZM203 214H204V213H203ZM229 214H230V212H229ZM257 214H256V215H257ZM259 214H258V215H259ZM24 215H25V214H24ZM47 215H48V213H47ZM66 215H67V214H66ZM73 215L75 216V214H73ZM85 215H89V214H85ZM108 215H109V214H108ZM148 215H149V214H148ZM151 215H152V214H151ZM155 215H156V214H155ZM158 215H159V214H158ZM161 215H162V212H161ZM168 215H169V214H168ZM176 215H177V214H176ZM187 215H188V214H187ZM187 215H186V216H187ZM204 215H205V214H204ZM214 215H215V214H214ZM222 215H223V214H222ZM235 215H236V214H235ZM256 215H255V217H256ZM261 215H264V213H262ZM26 216H27V215H26ZM45 216H46V215H45ZM50 216H51V215H50ZM61 216H63V215H61ZM83 216H84V215H83ZM100 216H101V214H100ZM104 216H105V215H104ZM116 216H118V215H116ZM116 216H115V218H116ZM119 216L121 217V215H119ZM140 216H141V215H140ZM142 216H143V215H142ZM162 216H163V215H162ZM165 216H166V214H165ZM169 216H170V215H169ZM169 216H168V217H169ZM172 216H173V215H172ZM172 216H171V217H172ZM177 216H178V215H177ZM179 216H180V215H179ZM181 216H182V215H181ZM188 216H189V215H188ZM191 216H192V215L190 214V217H191ZM197 216H199V215H197ZM200 216H201V215H200ZM206 216H207V215H206ZM206 216H205V217H206ZM212 216H213V215H212ZM10 217H12V216H10ZM18 217H19V216H18ZM21 217H22V216H21ZM23 217H24V216H23ZM27 217H28V216H27ZM27 217H26V218H27ZM29 217H30V216H29ZM29 217H28V218H29ZM33 217H34V216H33ZM63 217H64V216H63ZM92 217H93V216H92ZM95 217H96V216H95ZM101 217H102V216H101ZM105 217H108V216H105ZM120 217H119V219H120ZM131 217H132V216H131ZM168 217H167V218H168ZM173 217H174V216H173ZM173 217H172V219H173ZM175 217H176V216H175ZM195 217H196V216H195ZM203 217H204V216H203ZM207 217H208V216H207ZM207 217H206V218H207ZM209 217H211V216H209ZM209 217H208V218H209ZM214 217H215V216H214ZM221 217H222V216H221ZM257 217H258V219H259V216H257ZM260 217H261V216H260ZM12 218H13V217H12ZM15 218H16V216H15ZM19 218H20V217H19ZM28 218H27V219H28ZM57 218H58V217H57ZM82 218H83V217H82ZM86 218H88V217H86ZM109 218H110V216H109ZM122 218H123V217H122ZM139 218H140V217H138V219H139ZM143 218H145V217H143ZM152 218H153V217H152ZM184 218H185V217H184ZM198 218H199V217H198ZM198 218H197V219H198ZM200 218H201V217H200ZM208 218H207V220H208L207 223L209 222V219H208ZM222 218H223V217H222ZM238 218H239V217H238ZM238 218H236V219H237V222H239ZM251 218L253 219L254 216H252ZM262 218H264V217H262ZM262 218H261V219H262ZM2 219H3V218H2ZM29 219H30V218H29ZM31 219H32V218H31ZM40 219H41V217H40ZM49 219H50V218H49ZM54 219H56V218H54ZM63 219H64V218H63ZM63 219H62V220H63ZM77 219H78V217H77ZM89 219H90V218H89ZM96 219H97V218H96ZM105 219H106V218H105ZM112 219L114 220V218H112ZM116 219H117V218H116ZM130 219H131V218H130ZM130 219H129V220H130ZM132 219H134V218H132ZM138 219H137V220H138ZM145 219H146V218H145ZM148 219H150V218H148ZM154 219H155V218H154ZM159 219H160V218H159ZM189 219H190V218H189ZM192 219H193V218H192ZM224 219H227V217L224 218ZM224 219H223V220H224ZM258 219H257V220H258ZM45 220H48V219L45 218ZM50 220H52V219H50ZM50 220H49V221H50ZM60 220H61V219H60ZM60 220H59V222H60ZM62 220H61V221H62ZM91 220H92V219H91ZM94 220H95V218H94ZM94 220H93V222H94ZM110 220H111V218H110ZM155 220H157V219H155ZM175 220H176V218H175ZM179 220H180V219H179ZM179 220H178V222H181L182 219H181L180 221H179ZM186 220H187V218H186ZM194 220H195V224H194V225H196V222H197L198 220H196V218H195ZM194 220H193V221H194ZM200 220H201V219H200ZM202 220H203V219H202ZM217 220H218V219H217ZM243 220L246 222V219H243ZM257 220H256V221H257ZM259 220H260V219H259ZM8 221H9V220H8ZM14 221H15V220H14ZM18 221H19V220H18ZM28 221H29V220H28ZM41 221H42V220H41ZM52 221H54V220H52ZM52 221H51V222H52ZM55 221H56V220H55ZM57 221H58V219H57ZM67 221L69 222V219H68ZM74 221H75V220H74ZM97 221H98V220H97ZM106 221H108V220L106 219ZM116 221H117V220H116ZM124 221H125V220H124ZM132 221H133V220H132ZM135 221H136V220H135ZM150 221H151V220H150ZM152 221H153V220H152ZM160 221H161V220H160ZM162 221H163V220H162ZM169 221H170V220H169ZM183 221H185V220H183ZM193 221L191 220L192 223H193ZM212 221H213V220L211 219V220H210V224H211ZM218 221H220V220H218ZM227 221L229 222V220H227ZM234 221H235V219L233 220V222H234ZM241 221H242V220L240 219V222H241ZM250 221H251V219H249V222H250ZM254 221H255V218H254ZM5 222H6V221H5ZM20 222H21V221H20ZM22 222H23V221H22ZM39 222H40V220H39ZM44 222H45V221H44ZM51 222H50V223H51ZM65 222H66V221H65ZM70 222H71V221H70ZM70 222H69V223H70ZM87 222H88V221H87ZM98 222H99V221H98ZM145 222H146V221H145ZM155 222H156V221H155ZM157 222H158V220H157ZM164 222H165V221H164ZM170 222H171V221H170ZM178 222H176V223H178ZM199 222H200V221H199ZM199 222H197V223H199ZM203 222L206 223V219H204ZM213 222H214V221H213ZM216 222H217V221H216ZM220 222H221V221H220ZM223 222H224V223L221 222L222 225H223V224H226V223H225V220H224ZM228 222H227V224H226L227 226H228ZM233 222L230 220V223H233ZM237 222H234V223H237ZM247 222H248V219H247ZM247 222H246V223H247ZM252 222H253V220H252ZM0 223H1V222H0ZM7 223H8V222H7ZM27 223H28V222H27ZM48 223H49V222H48ZM50 223H49V224H50ZM52 223H53V222H52ZM57 223H58V222H57ZM60 223H61V222H60ZM72 223H73V222H72ZM75 223H76V222H75ZM77 223H78V221H77ZM82 223H83V222H82ZM82 223L80 222V224H82ZM96 223H97V222H96ZM137 223H138V222H137ZM150 223H151V222H150ZM176 223H175V224H176ZM230 223H229V225H232V224H230ZM234 223H233V224H234ZM254 223H256V222H254ZM254 223H253V224H254ZM260 223H261V222H260ZM5 224H6V223H5ZM37 224H38V223H37ZM63 224H65V223H63ZM67 224H68V223H67ZM97 224H98V223H97ZM113 224H114V223H113ZM129 224H130V223H129ZM143 224H144V223H143ZM172 224H173V222H172ZM185 224H186V222H185ZM187 224H188V223H187ZM189 224H190V222H189ZM250 224H251V223H250ZM262 224H264V223H262ZM10 225H11V224H9V226H10ZM23 225H24V224H23ZM28 225H29V224H28ZM28 225H27V226H28ZM47 225H48V224H47ZM53 225H54V223H53ZM53 225H52V226H53ZM74 225H75V224H74ZM83 225H84V224H83ZM86 225H88V224H86ZM91 225H92V224H91ZM100 225H102V224L100 223ZM164 225H165V223H164ZM181 225H183V224H181ZM181 225H180V226H181ZM200 225H201V223H200ZM208 225H209V224H208ZM216 225H217V224H216ZM242 225H245V223L242 224ZM247 225H248V224H247ZM27 226L25 225V228H26ZM35 226H36V225H35ZM57 226H58V225H57ZM111 226H112V225H111ZM135 226H136V225H135ZM137 226H138V225H137ZM159 226H160V223H159ZM161 226H163V225H161ZM168 226H169V225H168ZM170 226H171V225H170ZM192 226H193V225H192ZM201 226H202V225H201ZM232 226H233V225H232ZM257 226H258V225H257ZM261 226H262V225H261ZM37 227H38V226H37ZM37 227H36V228H37ZM64 227H65V226H64ZM66 227H68V226H66ZM69 227L72 228V226H70V225H69ZM69 227H68V229H70ZM131 227H132V226H131ZM140 227H141V226H140ZM188 227H189V226H188ZM196 227H197V226H196ZM205 227H206V226H205ZM208 227H211V226H208ZM217 227H218V226H217ZM220 227H223V226H220ZM230 227H231V226H230ZM251 227H252V226H251ZM259 227H260V226H259ZM259 227H257V228H259ZM23 228H24V227H23ZM31 228H32V226H31ZM36 228H35V229H36ZM58 228H59V227H58ZM82 228H83V227H82ZM115 228H117V227H115ZM163 228H164V227H163ZM194 228H195V227H194ZM199 228H200V227H199ZM223 228H224V227H223ZM231 228H233V227H231ZM237 228H238V227H237ZM240 228H241V226H240ZM243 228H245V227L243 226ZM33 229H34V228H33ZM38 229H39V228H38ZM45 229H46V228H45ZM48 229H49V228H48ZM60 229H61V227H60ZM64 229H65V228H64ZM75 229H76V228H75ZM79 229H80V228H79ZM108 229H109V228H108ZM154 229H155V228H154ZM167 229H168V228H167ZM172 229H173V228H172ZM176 229H177V228H176ZM185 229H186V228H185ZM196 229H198V228H196ZM202 229H203V227H202ZM206 229H207V228H206ZM214 229H217V228H213L212 230H214ZM224 229H225V228H224ZM229 229H230V228H229ZM238 229H239V228H238ZM238 229H237V230H238ZM247 229H248V228H247ZM252 229H253V228H252ZM260 229H261V228H259V230H260ZM21 230H22V228H21ZM24 230H26V229H24ZM27 230H30V232H31V229L28 228ZM52 230H53V229H52ZM52 230H51V231H52ZM136 230H137V229H136ZM217 230H218V229H217ZM239 230H240V229H239ZM244 230L246 231V228H245ZM244 230H243V231H244ZM254 230H257V229L255 228ZM262 230H264V229H262ZM262 230H261V231H262ZM0 231H1V230H0ZM8 231H9V229H8ZM12 231H13V230H12ZM22 231H23V230H22ZM51 231H50V232H51ZM66 231H67V230H66ZM70 231H71V230H70ZM73 231H74V230H73ZM96 231H97V230H96ZM108 231H109V232H112L113 230H112V231L108 230ZM108 231H107V235H108V233H109ZM114 231H115V230H114ZM118 231H119V230H118ZM130 231H131V230H130ZM159 231H160V230H159ZM222 231H223V230H222ZM222 231H221V232H222ZM233 231H234V230H233ZM241 231H242V229H241ZM245 231H244V232H245ZM250 231H252V230H250ZM261 231H260V232H261ZM3 232H4V231H3ZM25 232H26V231H25ZM25 232H23V233H25ZM32 232H33V231H32ZM45 232H46V231H45ZM132 232H133V231H132ZM177 232H178V231H177ZM190 232H191V231H190ZM197 232H198V231H197ZM217 232H218V231H217ZM219 232H220V230H219ZM219 232H218V233H219ZM221 232H220V233H221ZM227 232H228V230L226 229V233H227ZM234 232H236V230H235ZM237 232H239V231H237ZM4 233H5V232H4ZM46 233H47V232H46ZM54 233H55V232H54ZM56 233H57V232H56ZM59 233H60V232H59ZM92 233H93V232H92ZM100 233H101V232H100ZM105 233H106V232H105ZM113 233H114V234H113ZM116 233H117V231L112 232V233H110V234H112V235L115 236ZM153 233H154V232H153ZM166 233H167V231H166ZM166 233H165V234H166ZM195 233H196V232H195ZM202 233H203V232H202ZM214 233H216V232H214ZM246 233H247V232H246ZM251 233H254V232H251ZM258 233H259V232H258ZM34 234H35V232H34ZM42 234H43V233H42ZM63 234H64V233H63ZM66 234H67V232H66ZM81 234H82V233H81ZM89 234L92 236L91 233H89ZM94 234H99V233H97V232L95 233V232H94ZM94 234H93V235H94ZM110 234H109V235H110ZM131 234H133V233H131ZM138 234H140V233H138ZM173 234H174V233H173ZM196 234H199V233H196ZM221 234H222V233H221ZM249 234H250V232H249ZM30 235H31V234H30ZM54 235H55V234H54ZM58 235H59V234H58ZM61 235H62V234H61ZM78 235H79V234H78ZM85 235H86V234H85ZM90 235H89V236H90ZM109 235H108V236H109ZM112 235H111V236H112ZM117 235L120 236V234H118V233H117ZM125 235H126V234H125ZM134 235H135V234H134ZM134 235H133V236L131 235V238H129V240H130V239H131V240H132V239L134 240V238H132V237H135ZM153 235H154V234H153ZM153 235L151 234V238H152V237H155L157 234L154 235V236H153ZM166 235H167V234H166ZM175 235H176V234H175ZM202 235H203V234H202ZM262 235H264V234H262ZM20 236H21V235H20ZM27 236H28V235H27ZM33 236H34V235H33ZM46 236H48V235H46ZM49 236H52V234L49 235ZM87 236H88V235H87ZM99 236H100V235H99ZM99 236H98V237H99ZM129 236H130V235H129ZM138 236H139V235H138ZM145 236L150 237L149 234H148V235H145V234H144V236L141 235V237H144V238H145ZM160 236H161V235H160ZM163 236H164V235H163ZM167 236H168V235H167ZM167 236H165V237H167ZM192 236H193V235H192ZM208 236H209V235H208ZM211 236H212V235H211ZM240 236H241V235H240ZM242 236H244V235H242ZM245 236H246V235H245ZM250 236H254V235H250ZM255 236H256V234H255ZM257 236H258V235H257ZM257 236H256V237H257ZM259 236H260V235H259ZM62 237H63V236H62ZM81 237H82V236H81ZM100 237H102V236H100ZM141 237H139L140 240H141ZM158 237H159V236H158ZM158 237H157V239H162V241H163V239L165 238V237H164V238H162V237H161V238H158ZM235 237H236V236H235ZM246 237H247V236H246ZM261 237H262V236H261ZM261 237H260V238H261ZM67 238H69V237H67ZM90 238H91V237H90ZM109 238H110V237H109ZM137 238H138V237H137ZM137 238L135 237V239H137ZM167 238H168V237H167ZM167 238H165V239H167ZM171 238H172V237H171ZM184 238H185V237H184ZM209 238H210V237H209ZM236 238H237V237H236ZM248 238H249V237H248ZM250 238H251V237H250ZM17 239H18V238H17ZM78 239H79V238H78ZM78 239H76V237H75V239H73L74 241H73V240L71 241V239H70L69 242H71V244H74V243L76 244V241H77ZM82 239H84V238H82ZM149 239H150V238H149ZM154 239H155V238H154ZM157 239H156V240H157ZM168 239H169V238H168ZM168 239H167V240H168ZM174 239H176V238H173L172 240H174ZM204 239H208V238H204ZM212 239H213V238H212ZM221 239H222V238H221ZM244 239H245V238H244ZM75 240H76V241H75ZM119 240H120V238H119ZM133 240H132V242L136 243V241H133ZM142 240H143V239H142ZM150 240H152V239H150ZM167 240H164V242H165V241L167 242ZM177 240H178V239H177ZM180 240H181V238L179 239V241H180ZM183 240H184V239H183ZM202 240H203V239H202ZM218 240H219V238H218ZM223 240H224V239H223ZM230 240H231V239H230ZM234 240H235V239L232 240L233 243H232V241H231V242L229 241L230 243L235 244V245H229V246L232 247L230 250L233 249V251H235V249L233 248V246H236V243H235L236 241L234 242ZM236 240H237V239H236ZM242 240H243V239H242ZM251 240H252V239H251ZM113 241H114V240H113ZM138 241H139V240H138ZM145 241H146V240H145ZM145 241H144V242H145ZM158 241H159V240H158ZM160 241H161V240H160ZM168 241H169V240H168ZM181 241H182V240H181ZM195 241H196V240H195ZM200 241H201V240H200ZM208 241H209V240H208ZM213 241H214V240H213ZM237 241H239V240H237ZM247 241H248V240H247ZM247 241H245V242H247ZM254 241H256V240H254ZM72 242H73V243H72ZM77 242H79V241H77ZM123 242H124V241H123ZM229 242H228V243H229ZM248 242H249V241H248ZM85 243H86V242H85ZM168 243H169V242H168ZM168 243H166V244H168ZM179 243H180V242H179ZM183 243H184V242H183ZM186 243H187V242H186ZM215 243H216V242H215ZM219 243H220V242H219ZM241 243H242V245H243L244 242H240V244H241ZM249 243H251V241H250ZM249 243H248V245H250ZM254 243H255V242H254ZM122 244H123V243H122ZM127 244H130V243H127ZM174 244H175V243H174ZM181 244H182V243H181ZM194 244L196 245V243H194ZM199 244H201V243L199 242ZM213 244H214V243H213ZM213 244H212V246L214 247ZM220 244H222V242H221ZM240 244H239V245H240ZM79 245H80V244H79ZM123 245H124V244H123ZM145 245H146V244H145ZM148 245H149V244H148ZM175 245H176V244H175ZM179 245H180V244H179ZM190 245H191V244H190ZM195 245L192 244V247H194ZM206 245H207V244H206ZM215 245H216V244H215ZM226 245H227V244H226ZM237 245H238V243H237ZM239 245H238V246H239ZM242 245H241V246H242ZM248 245H245V246H247V249H248V247H249ZM256 245H257V244H256ZM92 246H93V245H92ZM98 246H99V245H98ZM102 246H103V245H102ZM106 246H107V245H106ZM154 246H155V245H154ZM163 246H164V245H163ZM196 246H197V245H196ZM198 246L200 247V245H198ZM207 246H208V245H207ZM207 246H205V247H207ZM220 246H221V245H220ZM227 246H228V245H227ZM227 246H226V249L224 248L225 250H228V249L230 248L229 246H228L229 248H227ZM251 246H252V245H251ZM251 246H250V247H251ZM87 247H88V246H87ZM90 247H91V246H90ZM93 247H94V246H93ZM107 247H108V246H107ZM129 247H130V246H129ZM143 247H144V246H143ZM147 247H148V246H147ZM208 247H209V246H208ZM208 247H207V248H208ZM217 247H219V244L215 246V248H217ZM221 247H222V246H221ZM224 247H225V246H224ZM259 247H260V246H259ZM88 248H89V247H88ZM94 248H95V247H94ZM100 248H102V247H100ZM103 248H104V247H103ZM166 248H167V247H166ZM177 248H178V247H177ZM194 248H195V247H194ZM197 248H198V247H197ZM209 248H210V247H209ZM252 248H253V247H252ZM262 248H264V247H262ZM54 249H55V248H54ZM109 249H110V248H109ZM116 249H117V248H116ZM200 249H201V248H200ZM238 249H239V248H238ZM255 249H256V248H255ZM260 249H261V248H260ZM48 250H49V249H48ZM52 250H53V249H52ZM55 250H56V249H55ZM55 250H54V251H55ZM69 250H70V249H69ZM93 250H95V249H93ZM100 250H101V249H100ZM192 250H193V249H192ZM192 250H191V251H192ZM203 250H204V248H203ZM222 250H223V247H222ZM251 250H253V249H251ZM256 250H258V249H256ZM261 250H262V249H261ZM261 250H259V251H261ZM56 251H57V250H56ZM159 251H160V250H159ZM239 251H240V249H239ZM259 251H258V252H259ZM82 252H83V251H82ZM100 252H101V251H100ZM116 252H117V251H116ZM143 252H144V254L146 255V254H149L151 251H149V253H146L147 251H146V252L143 251ZM174 252H175V251H174ZM183 252H184V250H183ZM229 252H230V251H229ZM235 252H236V251H235ZM253 252H254V251H253ZM57 253H58V252H57ZM166 253H167V252H166ZM195 253H196V252H195ZM199 253H200V252H199ZM73 254H74V253H73ZM75 254H76V253H75ZM100 254H101V253H100ZM136 254H137V253H136ZM139 254H142V253L139 252ZM152 254H153V253H152ZM155 254H156V253H155ZM155 254H153V255H155ZM164 254H165V253H164ZM169 254H171V253L168 251V254H167V255H169ZM184 254L186 255L187 253H184ZM188 254H189V253H188ZM188 254H187L186 257L183 256L182 260L185 259L184 261H186V259H187V260L190 259V256H189ZM190 254H191V253H190ZM200 254H201V253H200ZM204 254H205V253H204ZM209 254H210V253H209ZM228 254H229V253H228ZM233 254H234V253H233ZM241 254H242V253H241ZM262 254H264V253H262ZM262 254H261V255H262ZM104 255H105V254H104ZM150 255H151V254H150ZM165 255H166V254H165ZM165 255H164V259H162V258H163V255H162V256H160V255H155V257L158 258V257L160 256V258H158V260L161 259V260H164V261H165V260H166ZM167 255H166V256H167ZM173 255H175V253L172 254L171 259H172V258L174 259ZM177 255H179V254L176 253L175 257H176ZM191 255H192V254H191ZM193 255H194V254H193ZM206 255H207V254H206ZM226 255H227V254H226ZM238 255H239V254H238ZM238 255H236V256L238 257ZM255 255H257V253H255ZM255 255H254V256H255ZM258 255H259V254H258ZM94 256H95V255H94ZM99 256H100V255H99ZM106 256H107V255H106ZM111 256H113V255H111ZM136 256H138V255H136ZM141 256H142V255H141ZM141 256L139 255V258H138V257H137V258H138L139 260H144V259H141V258L143 257V256H142V257H141ZM157 256H158V257H157ZM4 257H5V256H4ZM4 257L2 256L3 259H4ZM84 257H85V256H84ZM90 257H91V256H90ZM103 257H104V256H103ZM122 257H123V256H122ZM140 257H141V258H140ZM146 257H147V255H146ZM148 257H149L148 259H151V258H152L151 256H148ZM150 257H151V258H150ZM167 257H168V258H167V261H169L170 258H169V256H167ZM177 257H178V256H177ZM179 257H180V256H179ZM181 257H182V256H181ZM187 257H188V258H187ZM194 257H195V255H194ZM194 257L191 256L192 259H194ZM196 257H197V255H196ZM225 257H226V256H225ZM231 257H232V256H231ZM231 257H229V259H228V257H227L226 259L230 260ZM234 257H235V256H234ZM240 257H242V255H240ZM240 257H239V258H240ZM261 257H264V255H262ZM0 258H1V256H0ZM2 258H1V259H2ZM49 258H50V257H49ZM55 258H57V257H55ZM62 258H63V257H62ZM113 258H114V257H113ZM127 258H128V257H127ZM143 258H145V257H143ZM156 258H155V259H156ZM197 258L200 259L199 257H197ZM197 258H195V259H197ZM213 258H214V257H213ZM220 258H222L221 255H220ZM52 259H53V258H52ZM82 259H84V258H82ZM110 259L112 260V257H111ZM114 259H115V258H114ZM129 259H131V256H130ZM132 259H134L133 256H132ZM132 259H131V261H132ZM135 259H136V257H135ZM135 259H134V260H135ZM168 259H169V260H168ZM173 259H172V260H173ZM195 259H194V262H195V261H197V262L200 261V260H195ZM206 259H207V258H206ZM241 259H242V258H241ZM243 259H244V258H243ZM259 259H260V258H259ZM33 260H34V259H33ZM62 260H63V259H62ZM62 260H61V261H62ZM91 260H92V259H91ZM117 260H118V259H117ZM146 260H147V259L145 258V261H146ZM151 260H152V259H151ZM151 260H149V261L151 262ZM158 260L156 259V261H158ZM161 260H160L159 262H161ZM175 260H176V259H175ZM177 260L179 261V258H178ZM180 260H181V259H180ZM204 260H205V259H204ZM223 260H224V258H223ZM223 260H222V259H220V260L218 259V260L215 261V262L217 263L218 261L220 262V261H223ZM228 260H227V261H228ZM233 260H234V262H236V259H233V258L231 259L230 262H232ZM237 260H238V258H237ZM245 260H248V259H245ZM10 261H11V260H10ZM22 261H23V260H22ZM24 261H25V263L28 262V264L31 263V262L26 261V260H24ZM47 261H48V260H47ZM53 261H54V260H53ZM56 261H57V260H56ZM79 261H80V260H79ZM122 261H123V260H122ZM145 261H144V262H145ZM149 261H147V263H148ZM152 261H154V260H152ZM167 261H166L165 263H171V262L173 263L174 260L171 261V262H167ZM202 261H203V260H201V262H202ZM209 261H210V260H209ZM211 261H212V260H211ZM224 261H226V260H224ZM240 261H241L240 264H242V260H240ZM251 261H252V260H250V261H248V262H249L250 264H253V263L255 262V261H254L253 263H251ZM256 261H257V260H256ZM259 261H260V260H259ZM34 262H35V260H34ZM126 262H127V261H126ZM126 262H125V263H126ZM142 262H143V261H142ZM144 262H143V263H144ZM203 262L207 263L206 261H203ZM203 262H202V263H203ZM215 262H213V263H215ZM237 262H239V261H237ZM237 262H236V263H237ZM244 262H245V264L248 263V262H246V261H244ZM262 262H264V261H262ZM1 263H2V262H1ZM6 263H7V262H6ZM23 263H24V262H23ZM35 263H36V262H35ZM52 263H53V262H52ZM65 263H67V262H65ZM68 263H69V261H68ZM92 263H93V262H92ZM130 263H131V262H130ZM145 263H146V262H145ZM208 263L210 264V263H212V262H208ZM213 263H212V264H213ZM224 263H226V262H224ZM227 263L229 264V262H227ZM257 263H261V262H255V264H257ZM2 264H3V263H2ZM4 264H5V263H4ZM11 264H12V263H11ZM17 264H18V263H17ZM32 264H33V262H32ZM37 264H38V263H37ZM49 264H50V263H49ZM53 264H54V263H53ZM72 264H73V263H72ZM110 264H111V263H110ZM126 264H127V263H126ZM163 264H164V263H163ZM191 264H192V263H191ZM193 264H194V263H193ZM197 264H199V262H198ZM203 264H204V263H203ZM219 264H222V263L220 262ZM232 264H234V263H232ZM237 264H238V263H237ZM262 264H264V263H262Z\"/></svg>",
	"mask_w": 264,
	"mask_h": 264
}]
</instances>
